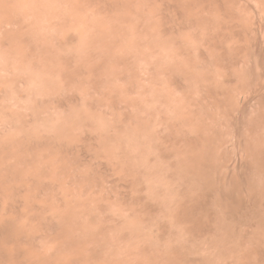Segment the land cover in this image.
Segmentation results:
<instances>
[{
  "label": "rangeland",
  "instance_id": "rangeland-1",
  "mask_svg": "<svg viewBox=\"0 0 264 264\" xmlns=\"http://www.w3.org/2000/svg\"><path fill=\"white\" fill-rule=\"evenodd\" d=\"M3 1V2H2ZM4 1H5V3H4ZM12 0H0V137H1V139H3V140H1L0 139V143H1V146H2V144L4 143V145H5V140L7 141L6 142V144L9 142V144H7V146H8V148H9V146H11L9 149V151H8V149L6 148V150L7 151H5V149H3V146H2V149L3 150H1V152L2 153H4L3 154V157H5V158H7V156L11 159V157H16L15 159L13 158L12 159V166L15 164V162L18 164H20L21 162V164L20 165H22V164H24V165H22L23 167H21L20 165H17V166H20L22 169L23 168H25V169H23V170H21V168L19 167V169L17 168V166H16V164L12 167V168H9V166H11V165H8V164H6L7 162H9V164H10V162H11V160L9 159V158H7V159H5V158H2V155H0V161H1V163H0V167L2 168V165H3V162H6L5 164H6V166H5V164L3 165V167L4 168H2V170L3 169H8L7 171H11V170H13V173H12V171L11 172H9V173H11L12 175H14V176H10L11 174H9L8 172H7V174H9V177H12V180H11V178L10 179H8V180H11V181H8V183L10 184V186H9V184H8V186H7V184L6 183H4V182H7L6 180H7V178H9L8 176H7V174L5 173V171L6 170H3V174L5 175V176H7L6 178H5V181L2 183V182H0V184L2 185V184H6L5 186H1L0 185V190H3V191H0V192H2V193H0V194H2L3 196L2 197H4V198H2L1 197V195H0V203H2V204H0V206H1V208H3L5 211H8V214H9V212L11 213V214H9V215H11V216H7L8 214H7V212H5L3 209L1 210L0 209V211H1V213L2 214H0V216L2 217V218H0V220L2 219V221L3 222H5L6 221V219H7V222H8V219H10L9 217H11V218H14V220L13 219H10L11 221L13 220V223L15 222V224H16V228L18 227L20 230L19 231H22V230H24L26 233L25 234H27V237H24V238H26V239H23L22 240V243H20L19 242V245L20 244H22V245H26V243H24V242H27L26 240H28V243H27V245L30 243V245L29 246H25V247H31V248H33V251H34V253L33 254H31V260L29 259V261H31L30 263L31 264H40L39 263V261L40 262H42L41 264H44L45 262L47 263V261H48V264H49V262L51 263V264H57V262H58V264L60 263V262H62V261H65V259L67 260V258L66 257H68V259H72L73 257L74 258H78V261H79V259H80V264H85L84 263V259H85V257L86 256H88V255H90V252H91V254H96L97 252H98V246H96V245H99L100 247H101V244H102V246L103 247H105L106 245H107V247H105L106 249H100L101 250V254H99V253H97V255H99L100 257H102L103 258V255H106L107 256V253H104V254H102V251L103 252H105L107 249L109 250L108 251V253H110V254H108V256H109V258L107 257L106 258V256L104 257L106 260H104V259H102L101 258V260L100 261H85L86 262V264H92V263H94V264H132L133 262V264H145V259H148V264H149V262L152 264V262H153V264H169L170 263V261H171V264H173V263H175V264H177L176 262H178V264L180 263V264H201L200 262H202V264H253V262H251V260L250 259H252V261H253V258H251V257H249L248 258V254H246L247 253V250H245V249H249V246H250V248H255L256 246H258V245H260L261 244V242L264 240V231H262V230H260V229H258L259 227H258V224H256L257 226H255L254 228H256L257 230L256 231H259V233H258V235H257V232L255 233V232H253V230L255 231V229H253L252 230V228H253V225H252V227L251 226H249V224H245V226H247V227H245L244 226V224L242 225L240 222H242L243 221V219L240 221V218H242V216H241V213L239 212V211H237V210H232V208L231 209H228V208H226V209H224L223 207H221V205H225L224 203L223 204H219V202H224V201H222L223 199H221V197H222V195H221V197H220V194H221V190L223 189V187L224 188H226L227 186H225L226 184H227V179L225 178V176L224 175H226L227 176V174L229 173V174H231V176H233L234 174H235V168L234 169H229V168H233L234 167V162H236L237 161V159L239 158V154H240V151H239V146H238V142H237V139H238V136L237 135H239V131H236V130H238V126H239V124H237L236 122H238V120L240 119V121L243 119L244 120V118L243 117H245V116H243L242 118L241 117H239V119H237L238 118V115H240L241 116V114L242 115H244L245 113L247 114V112H248V114L246 115V116H248V117H245L246 119H251V116L253 117V119H251V120H255L256 118H254V116H257L258 115V113H259V108L257 109V107H258V104H259V101H258V96H257V92H261V93H263L264 91H261V87L263 88V90H264V81H263V78H259L258 79V77H260L261 76V71H260V69L261 68H257L255 65H257V66H259L260 64L258 63V60L256 59V57L259 59V62L260 61H263L264 60V47H262L263 48V50H262V48H261V46H260V44H261V42H262V44H263V46H264V34H263V32H264V22L261 24V22H262V20L264 21V19H263V17L262 16H264V15H262L263 13H264V3L262 4V6H261V3L262 2H264V0H247V3H246V0H238V1H240V2H238L237 0H234V1H232L231 2V0H223L224 2H223V5H222V8H223V6H224V8L225 9H222V11H225L224 13L222 12V13H220L221 12V9H215L217 6H216V4L215 3H213L212 2V0H170V2H168L169 0H135V1H132V0H127V1H124V0H121V1H117L116 2V0H108V1H106V0H104L105 1V3L108 5H106L105 3H104V1L103 0H96V2H94L95 0H69V2H68V0L66 1V3L63 5V4H61V3H64L63 2V0H61V1H59V3H58V0H56L57 1V5H56V1L54 2V0H50L51 1V4H50V1H48V0H42V1H44V3H45V1H46V5L42 2V3H39V0L37 1L38 2V4H37V2H35L36 0H14V1H12L13 2V4H11L10 3V5H9V3L8 2H11ZM20 1V2H19ZM41 1V0H40ZM48 1V2H47ZM65 1V0H64ZM70 1L72 2V4L70 3ZM76 1V2H75ZM88 1H90V2H88ZM99 1H101V2H99ZM102 1H103V3L105 4V6L103 5V3H102ZM114 1V2H113ZM132 1V2H131ZM142 2V4H141V2ZM145 1V2H144ZM152 1H154V2H152ZM180 2V3H178V2ZM188 1V2H187ZM190 1H192L191 3H189ZM195 1V2H194ZM207 1H208V3H207ZM209 1H210V3H209ZM238 3H237V2ZM254 1V2H253ZM258 1L260 2V3H258ZM262 1V2H261ZM17 4H16V3ZM20 3V5H19V3ZM87 2V3H86ZM92 2V3H91ZM109 2V3H108ZM119 2H121L122 4V6H121V9H120V6H117L116 4H118ZM138 2V3H137ZM149 2H151V3H149ZM157 2V3H156ZM162 2H163V4H162ZM166 2H168V4L169 5H167V3L165 4ZM174 2H176V3H174ZM201 2V3H200ZM234 2H236V7L235 8H230V7H228V4H229V6H231V7H233V5L235 4ZM249 2H251L252 4H253V6H254V10H252V8H253V6L252 5H250L249 6ZM32 5H31V4ZM47 3H49V4H47ZM68 3L70 4V8H68L69 7V5H68ZM76 3V4H75ZM78 3H79V5H78ZM88 3H90V4H88ZM95 3V4H94ZM100 3V4H99ZM112 3V4H111ZM116 3V4H115ZM125 3H127L126 5H124ZM129 3H131V5H129ZM144 3V4H143ZM155 3V4H154ZM186 4V6H187V4H188V6L187 7H181V6H185V4ZM193 3V4H192ZM199 3V4H198ZM227 3V4H226ZM245 3V4H244ZM249 3V4H248ZM16 4V5H15ZM42 4H44V5H42ZM61 4V5H60ZM84 4V5H83ZM91 4L93 5V6H91ZM109 4H111L110 5V7H109ZM114 4V5H113ZM162 4V5H161ZM164 4H165V6H164ZM176 4H178V5H181L180 6V8H181V11H184V12H186V13H184V14H182L183 12H180V15L179 14H173V13H171V12H174L175 13V11H174V6H176ZM183 4V5H182ZM190 4V5H189ZM207 4V7H205L204 5H206ZM213 4V5H212ZM225 4V5H224ZM259 5V7H258V5ZM51 5V6H50ZM55 5V6H54ZM71 5L73 6V7H71ZM87 6V8H86V6ZM100 5H102V6H100ZM120 5V4H119ZM167 5V6H166ZM174 5V6H173ZM177 5V6H178ZM194 6V10H193V6ZM201 5V6H200ZM209 5V6H208ZM246 5V6H245ZM6 6V7H5ZM37 6V7H36ZM39 6V7H38ZM59 6V7H58ZM63 6H64V8L66 7L67 9V11H69L68 13L67 12H65L66 10L65 9H63ZM75 6H77V7H75ZM82 8V6H83V8L81 9L80 7ZM88 6L90 7H95V8H88ZM98 6H100V7H98ZM130 6V7H129ZM137 7V8H134V7ZM141 6H143V7H141ZM146 8H145V7ZM148 6V7H147ZM156 8H158V9H156ZM169 6H171V8H172V11L170 12V10H171V8L169 7ZM191 6V7H190ZM204 6V7H203ZM235 6V5H234ZM238 6V7H237ZM250 8H249V7ZM31 7V8H30ZM48 7V8H47ZM60 7H62V10H60L61 8ZM77 9V11L78 10H81V15L79 14V12H77L76 11V9ZM85 7V8H84ZM102 7V8H101ZM111 7H113V11H112V8ZM123 7H124V10L122 11V9H123ZM150 7V8H149ZM164 7H168L167 9H168V11L170 12L169 13V15L170 14H172V15H174L173 16V19H174V17L176 18V19H174V20H172V18H171V16L172 15H170V17H169V15H167L166 13H168V11L166 10V8H164ZM201 7L203 8V9H201ZM214 7V8H213ZM242 7H244V8H242ZM249 9H248V8ZM259 8L258 9V12H257V8ZM41 8V9H40ZM47 8V9H46ZM51 8V9H50ZM57 8H58V10H57ZM72 8V9H71ZM98 8H100L101 9V11H103L104 12V10H106L104 13H106V12H108V13H106V14H104L103 12H102V14L101 15H99L100 14V9H98ZM107 8V9H106ZM110 8V9H109ZM119 8V9H118ZM126 8V9H125ZM130 8V9H129ZM143 8H145V9H143ZM184 8V9H183ZM187 8H188V11H187ZM190 8V9H189ZM192 8V9H191ZM200 8V9H199ZM205 8H206V10H205ZM209 8H211V9H209ZM213 8V9H212ZM228 8L230 9V11L228 10ZM26 9H28L27 10V12H26ZM36 9H37V11H36ZM45 9H46V11H45ZM70 9V10H69ZM73 9H75V10H73ZM104 9V10H103ZM127 9H128V11H130L132 14H134V18H133V20H132V18H130V17H132V14L131 15H127L128 14V11H127ZM139 9H140V12L142 13H140L139 12ZM147 9V10H146ZM170 9V10H169ZM205 10V12H208V14L206 13V14H203V13H205V12H203V13H200L198 10ZM232 9H234L233 11H232ZM242 11H241V10ZM262 9V10H261ZM40 10V11H39ZM42 10V11H41ZM53 10V11H52ZM60 10V11H59ZM65 10V11H64ZM71 10H72V12H71ZM87 11V12H85V11ZM92 10H94V11H92ZM109 10H111V13H109L110 11ZM117 10L119 11V13H117ZM122 12H121V11ZM137 10V12H135ZM210 10H212V11H210ZM215 10V11H214ZM216 10H218V11H216ZM238 10V11H237ZM32 11V12H31ZM59 11V12H58ZM74 11V12H73ZM92 12V15H93V17L95 18V19H93V20H95V22L94 23H92V15L90 14L91 12ZM96 11V12H95ZM100 11V12H99ZM142 11H144V12H142ZM148 11V12H147ZM152 12V14H151V12ZM154 11V12H153ZM189 11H190V13H189ZM194 12L193 14H194V17L196 18H193V14H192V12ZM201 11V12H202ZM209 11L211 12V13H213L214 15H216L217 14V16L215 17V20H214V15L212 14H210L209 13ZM226 11H227V14H228V12H229V14L227 15L226 14ZM231 11H232V15H231ZM263 13H262V12ZM30 12V13H29ZM44 12H46V13H44ZM52 12V13H51ZM64 13V14H62V13ZM82 12H84V14L82 13ZM94 12H95V14H94ZM98 12H99V14H98ZM114 12H116L115 13V16H114ZM121 12V13H120ZM164 12H166V13H164ZM188 12V13H187ZM197 12H199V14L200 15H198V13ZM218 12V13H217ZM238 13V14H236V13ZM242 12V13H241ZM252 12H256L255 14L254 13H252ZM11 13V14H10ZM23 13V14H22ZM25 13H27V14H25ZM39 15H38V14ZM49 13H50V15H49ZM55 13H58V14H55ZM59 13H60V15H59ZM76 13V14H75ZM78 13V14H77ZM126 13V14H125ZM196 13H197V15H196ZM216 13V14H215ZM222 14L223 16H219L220 14ZM240 13H241V15H240ZM250 13V14H249ZM262 13V14H261ZM3 14V15H2ZM34 14H36V15H34ZM41 14V15H40ZM42 14H43V16H42ZM67 14H68V17H67ZM71 16H70V15ZM73 14V15H72ZM75 14V15H74ZM97 14H98V16H97ZM104 14V15H103ZM110 14H113V15H110ZM118 14H120L121 16H122V14H123V16L121 17V18H123V20L125 19V21L123 22V20H120L121 18H120V15H118ZM139 14V15H138ZM151 14V15H150ZM187 15V17L188 18H184L185 20H183V16L184 17H186V15ZM190 14H192V16L190 15ZM210 14V15H209ZM233 14H235V15H233ZM249 14V15H248ZM257 14H260V16L259 15H257ZM17 15V16H16ZM27 15H33L32 17L30 16H27ZM46 15H48V17H46ZM52 15V16H51ZM57 15V16H56ZM59 15V16H58ZM127 15V16H126ZM138 16L137 17V19H136V16ZM143 17H142V16ZM146 15V16H145ZM149 15V16H148ZM179 17H181L182 19H180V17L178 18L177 16ZM183 15V16H182ZM207 15V16H206ZM225 15H227V16H225ZM243 15V16H242ZM253 15V16H252ZM8 16H10V17H8ZM22 16V17H21ZM55 16V17H54ZM63 16V17H62ZM80 16V17H79ZM90 17L91 18V22L89 21V18L88 17ZM108 16V17H107ZM116 16H118V18L116 19ZM130 16V17H129ZM191 16V17H190ZM197 16H198V18H197ZM200 16H202L203 18H206L205 20L203 19V18H201L200 20H198L199 18H200ZM206 16V17H205ZM208 16H210V19H213L212 21L209 19V17ZM213 16V17H212ZM230 16H231V18H232V20H231V18H230ZM236 16V21H235V19H233L234 17ZM240 16V17H239ZM252 16V17H251ZM7 17V18H6ZM12 17V18H11ZM40 17H42V18H40ZM57 17V18H56ZM67 17V18H66ZM73 19H72V18ZM77 17V18H76ZM98 19H97V18ZM100 17H104V18H102V20H101V18ZM105 17L107 18V20H104L105 19ZM125 17V18H124ZM129 17V18H128ZM154 17V18H153ZM158 17V18H157ZM163 17V18H162ZM165 17V18H164ZM221 19V20H219V18ZM222 17V18H221ZM224 17V18H223ZM230 18V20H226V18ZM257 17H262L261 19L262 20H260V18L258 19ZM13 18H16V19H13ZM22 18V19H21ZM81 18V19H80ZM128 20H127V19ZM141 18V19H140ZM147 18V19H146ZM152 18V19H151ZM191 18H193V19H191ZM241 18V19H240ZM244 18V19H243ZM257 20H256V19ZM17 19H19V20H17ZM49 19V20H48ZM51 19V20H50ZM52 19H54V21H52ZM56 19H58V20H56ZM60 19V20H59ZM79 20V22H78V20ZM84 19H86V20H84ZM115 20V21H113L114 22V25H113V23H112V25H109V24H111V21L110 20ZM156 19H157V21H156ZM159 19V20H158ZM164 19V20H163ZM179 19V20H178ZM190 21H189V20ZM224 19V20H223ZM244 21H243V20ZM255 19V20H254ZM10 22H9V21ZM13 20V21H12ZM75 20V21H74ZM82 20V21H81ZM98 20V21H97ZM119 20V21H118ZM126 20H127V22H126ZM132 20V21H131ZM143 20V21H142ZM144 20H146V22L144 21ZM162 20V21H161ZM171 20V21H170ZM175 20L177 21L176 22V24H175ZM182 20V22L184 23V22H188L187 24L186 23H180V25H179V22ZM193 20L196 22L197 21V23H194V24H197L198 25V27H197V30H196V28H195V26H197V25H195L194 26V24H193ZM203 20L204 21H206V25L208 26H206V25H204L203 26V24H202V26H201V23L203 22ZM210 22H209V21ZM222 20L224 21L223 23H222ZM251 20V21H250ZM254 20V21H253ZM259 20H260V22H259ZM11 21L13 22V23H11ZM15 21H17V23H14ZM60 21V22H59ZM77 21V22H76ZM88 21V22H87ZM101 21V22H100ZM107 22V23H105V22ZM179 21V22H178ZM198 21H201V22H198ZM215 21V22H214ZM220 21V22H219ZM234 21H235V23H234ZM242 23H241V22ZM255 21H257V23L255 22ZM8 22V23H7ZM20 22V23H19ZM68 22V23H67ZM74 22V23H73ZM96 22H98L95 26H97L96 28H94V25L93 24H95ZM100 22V23H99ZM103 22V23H102ZM108 22H110V23H108ZM116 22V23H115ZM118 22V23H117ZM120 22V23H119ZM128 22H131V24L129 23L128 24ZM143 22V23H142ZM145 22V23H144ZM191 22V23H190ZM207 22H208V24H211V25H208L207 24ZM237 22V23H236ZM238 22H240V23H238ZM245 24H244V23ZM253 22V23H252ZM258 22H259V24H258ZM19 23V24H18ZM78 23V24H77ZM80 23V24H79ZM84 23V24H83ZM91 23H92V25H91ZM126 23V24H125ZM134 23V24H133ZM139 23V24H138ZM149 23V24H148ZM158 23V24H157ZM161 23H163V24H161ZM173 23V24H172ZM199 23H200V26H199ZM256 23V24H255ZM12 24V25H11ZM102 25V27H100V25ZM115 24H116V26H115ZM117 24H119V26L121 25V26H123L124 28H121V26L119 27ZM125 26H124V25ZM141 24V25H140ZM143 24V25H142ZM146 26H145V25ZM180 26V27H178V25ZM186 24V25H185ZM190 24H191V26H194V28L195 29H192L193 27H191L190 26ZM217 24H219L220 25V27H218V29H216V32L217 31H220V33H219V35H218V33L215 35V28H217V26H219V25H217ZM222 24V25H221ZM231 24V25H230ZM244 24V25H243ZM61 25V26H60ZM84 25V26H83ZM88 25V26H87ZM106 25L107 26H109V29H108V27H106ZM133 25V26H132ZM138 25V26H137ZM153 25V26H152ZM154 25H155V28H153L154 27ZM163 27H162V26ZM175 25H177L176 27H175ZM184 25H185V28H184V30L182 29V26L184 27ZM213 25V28H211V29H209L210 28V26H212ZM228 25H229V27L230 28H228ZM240 26L239 28L237 27V26ZM256 25H258V26H256ZM79 26H81V27H79ZM90 26H92V27H90ZM99 26V27H98ZM105 26V27H104ZM114 26V27H113ZM145 26V27H144ZM157 26V27H156ZM160 26V27H159ZM166 26V27H165ZM191 28H190V27ZM236 28H235V27ZM243 26H244V28H246V30L245 29H243ZM246 26V27H245ZM71 27H74V28H71ZM79 27V30H80V28H81V30H82V32H81V30H80V32L81 33H83L84 31V36H83V34L81 35V33L79 34L80 36H83V38L82 37H80L79 35V37L77 36V35H75L76 33H78V30H77V28ZM85 27L86 28H89L88 30L87 29H85ZM143 27V28H142ZM150 27V28H149ZM152 27V28H151ZM174 27H175V29H174ZM189 29H188V28ZM225 27V28H224ZM233 27V28H232ZM259 27H261V29L259 28ZM28 28L30 29L29 31H27L28 30ZM83 28V29H82ZM115 28V29H114ZM117 28V29H116ZM132 28V29H131ZM136 28V29H135ZM163 28V29H162ZM201 28V29H200ZM206 28H207V32H206ZM224 30H223V29ZM233 30H232V29ZM236 30H235V29ZM237 28H238V30H237ZM251 28V29H250ZM257 28H259V30L257 29ZM32 29V30H31ZM75 29V30H74ZM85 29V30H84ZM96 29V30H95ZM98 29H99V31H98ZM110 29H112V30H110ZM120 29H121V31H120ZM124 29V30H123ZM142 29V30H141ZM147 29V30H146ZM150 29H152V30H150ZM156 29V30H155ZM160 29V30H159ZM179 29H182L181 31L179 30ZM186 29H187V31H186ZM199 29V30H198ZM203 29V30H202ZM225 29L227 30V31H225ZM232 30L231 32H233L232 34H231V32H230V30ZM24 30V31H23ZM70 30H72V31H70ZM77 30V32L75 33V34H72V32H75ZM95 30V31H94ZM101 30H103V31H101ZM106 30V31H105ZM113 30H117V31H113ZM127 30V31H126ZM143 31L144 30V33L143 32H141V31ZM166 32V33H168V34H165L164 33V31ZM178 30V31H177ZM192 30V31H191ZM195 30V31H194ZM209 30V31H208ZM211 30H213L212 32H210ZM26 31V32H25ZM69 31L71 32V34L69 33ZM86 31H87V33H86ZM96 31H97V33H96ZM101 31V32H100ZM110 31V32H109ZM119 31V32H118ZM122 31H123V33H122ZM131 31V32H130ZM139 31L141 32L140 34H139ZM146 31H148L147 33H146ZM149 31H150V33H149ZM154 31H155V33H154ZM156 31H158V33L156 32ZM163 33H162V32ZM200 31H205L203 34H204V36H203V34L200 32ZM236 31H237V34H236ZM243 31H246V32H244L243 33ZM259 31V32H258ZM262 31V32H261ZM24 34H23V33ZM66 32H67V34H66ZM96 34H95V33ZM106 34H108V36L106 35L105 36V33ZM110 34H113V36L112 35H110ZM113 32V33H112ZM114 32H115V34H114ZM121 32V33H120ZM177 32V33H176ZM188 32V33H187ZM200 33V35H199V33ZM215 32V33H214ZM222 32H224L223 34L228 38V40L226 39V37H224V35H222L221 33ZM230 32V33H229ZM241 32V33H240ZM22 33V34H21ZM99 33H100V36H99ZM118 33V35H116ZM131 33H133V35L131 34ZM152 33L154 34V35H152ZM156 33H157V35H156ZM185 33V34H184ZM226 33V34H225ZM240 33V34H239ZM261 33H262V35H261ZM68 34L70 35V36H77V37H75L74 38V41H76V42H73V40H70L67 36H68ZM144 35V37L142 36V35ZM146 34L147 35H149L150 36V38L148 37V39H147V36H146ZM162 34H163V38H164V41L162 40ZM170 34V35H169ZM172 34V35H171ZM183 34V35H182ZM188 34H189V36H188ZM211 34H213L212 36H211ZM227 34H228V36H227ZM230 34V35H229ZM233 34H234V36H233ZM254 34V35H253ZM20 35H22V36H20ZM24 35V36H23ZM66 35V36H65ZM116 35V36H115ZM127 35V36H126ZM135 35V36H134ZM137 35H140V36H138V37H141V39L139 38L138 39V37H137ZM157 36V40H156V36ZM166 35V37H169V39L168 38H166V37H164ZM207 35V36H206ZM232 35V36H231ZM235 35H236V37L237 38H235ZM6 36H7V38H6ZM103 36V37H102ZM115 36V37H114ZM146 36V37H145ZM161 36V37H160ZM172 36V37H171ZM187 36V37H186ZM194 36V37H193ZM200 36H203V37H201L200 38ZM208 36H210L209 38H207ZM214 36V37H213ZM218 36H219V38H218ZM240 36V37H239ZM241 36H243V37H241ZM247 36H248V38H247ZM15 37V38H14ZM27 37V38H26ZM66 37V38H65ZM128 37V38H127ZM130 37V38H129ZM142 37H143V39H142ZM151 37H153V38H151ZM178 37V38H177ZM197 37V39H195ZM199 37V38H198ZM206 37V38H205ZM231 37H232V39H231ZM20 38H22V39H20ZM25 39V43L27 44V42L28 43H32V44H25L24 43V39ZM63 38L66 40L65 41V43H64V41H63ZM68 38V39H67ZM77 38V39H76ZM80 38H82L81 40H80ZM99 38V39H98ZM105 38V39H104ZM110 38H112V39H110ZM113 38H115V39H113ZM116 38H118V39H116ZM121 38H122V41H121ZM134 38V39H133ZM137 39V41H136V39ZM144 38L146 39V40H144ZM165 38L166 39H168L169 40V42H168V40L166 41L165 40ZM173 40H172V39ZM177 38V39H176ZM213 38H214V40H213ZM216 38V39H215ZM226 39L225 40V42H224V39ZM230 38V39H229ZM233 38H234V40H233ZM240 38V39H239ZM254 38V39H253ZM260 38H261V41H260ZM263 38V39H262ZM11 39V40H10ZM76 39V40H75ZM107 39H109V40H107ZM124 39V40H123ZM127 39V40H126ZM149 39H153L152 41L150 40L149 41ZM155 39V40H154ZM181 40V44H180V40ZM187 39V40H186ZM199 39V40H198ZM202 39H203V41H202ZM207 39H209L208 41H207ZM235 39H237V42H236V40ZM253 39V40H252ZM2 40H4V41H2ZM18 40V41H17ZM28 40V41H27ZM80 40V41H79ZM100 40V41H99ZM104 40V41H103ZM113 40V41H112ZM132 40V41H131ZM141 40V41H140ZM142 40L144 41V43L142 42ZM158 40H159V42H158ZM176 40V41H175ZM186 40V41H185ZM189 40V41H188ZM194 40V41H193ZM221 40V41H220ZM232 40V41H231ZM248 40V41H247ZM263 40V41H262ZM7 41V42H6ZM22 41V42H21ZM68 41V42H67ZM99 42V44L98 43H95V42ZM107 43H106V42ZM109 41V42H108ZM150 43H149V42ZM154 41V42H153ZM170 41H171V43H170ZM184 41V42H183ZM190 41H192V42H190ZM206 41H207V43H206ZM220 41V43L218 44V42ZM243 41V42H242ZM253 41V42H252ZM259 41H260V44H258L259 43ZM3 42H6V43H3ZM11 42V43H10ZM67 42V43H66ZM106 43V44H103V43ZM135 42V43H134ZM137 42V43H136ZM149 44H148V43ZM156 42V43H155ZM167 42V43H166ZM190 42V43H189ZM202 42V43H201ZM206 43L207 44V46H205V44L204 43ZM213 42V43H212ZM8 43H10V44H8ZM14 43V44H13ZM62 43H64V44H62ZM146 43H147V46H146ZM186 43V44H185ZM188 43L190 44L189 46H188ZM198 43V44H197ZM214 43H216L217 44V48L215 47V44ZM229 43V44H228ZM22 44L24 45L23 47H22ZM33 44H34V46H33ZM35 44H37L38 45V47L36 48V46L37 45H35ZM66 44V45H65ZM96 44H98V45H96ZM104 45V46H102V45ZM108 44V45H107ZM111 44V45H110ZM130 44H131V46H130ZM132 44H134L133 46H132ZM143 44H145V45H143ZM186 46V47H184V45ZM195 44V45H194ZM197 44V45H196ZM209 44V45H208ZM256 44H258V45H256ZM261 44V45H262ZM8 46V48L7 47H5V46ZM21 45V46H20ZM101 45V46H100ZM178 45V46H177ZM193 45V46H192ZM203 45V46H202ZM228 45H229V47H228ZM233 45V46H232ZM235 45V46H234ZM11 46H13V47H11ZM27 48H26V47ZM31 46V47H30ZM33 46V47H32ZM107 46V47H106ZM145 46V47H144ZM214 47V48H212V47ZM221 46H223V47H221ZM255 46H257V47H255ZM3 47H4V52H3ZM24 48V49H22V48ZM40 47V48H39ZM42 47V48H41ZM98 47V48H97ZM137 47V48H136ZM176 47V48H175ZM183 47V48H182ZM189 47V48H188ZM196 47V48H195ZM203 47V48H202ZM233 47H237L236 49L235 48H233ZM241 47V48H240ZM259 47V48H258ZM29 48V49H28ZM97 48V49H96ZM108 48V49H107ZM190 48L192 49V50H190ZM198 48V49H197ZM231 48V49H230ZM6 49V50H5ZM7 49H8V51H7ZM10 49V50H9ZM22 49V50H21ZM45 49H47V51L45 50ZM142 49H143V51H142ZM177 49H179V50H177ZM194 49H196V50H194ZM206 49V50H205ZM237 49H238V51H237ZM242 50V51H240V50ZM247 49V50H246ZM255 49H257V50H255ZM24 50H25V53H23L24 52ZM44 50V51H43ZM90 50V51H89ZM94 50H96V51H94ZM172 50V51H171ZM181 50H182V52H183V54H180V52H181ZM207 50H208V53H207ZM233 50V51H232ZM258 50H260V51H258ZM261 50L263 51V52H261ZM11 51V52H10ZM23 51V52H22ZM26 51H27V55H26ZM28 51H30V52H28ZM33 51H34V53H33ZM175 51L177 52V53H175ZM188 51V52H187ZM203 51H204V53H203ZM214 51V52H213ZM230 51V52H229ZM235 51H236V53H235ZM256 51H258V52H260L259 54H261L262 53V58H260L261 57V55H259ZM9 52V53H8ZM47 52H49V53H47ZM171 52V53H170ZM172 52H174V53H172ZM181 52V53H182ZM192 52V53H191ZM194 52V53H193ZM198 52V53H197ZM219 52V53H218ZM235 54H234V53ZM238 52H240L239 54H238ZM30 53H31V56H30V58L28 57L29 55H30ZM93 53V54H92ZM170 53V54H169ZM224 53V54H223ZM225 53H226V55H225ZM254 53H257V54H254ZM29 54V55H28ZM42 54H47V56L48 57H46V55L45 56H41ZM110 56H109V55ZM124 54H126V55H124ZM173 54V55H172ZM222 54V55H221ZM236 54H238L237 56H238V58H237V56H236ZM248 54V55H247ZM26 55V56H25ZM36 55V56H35ZM106 55H108V57H111V58H106ZM171 55V56H170ZM177 56V58H176V56ZM180 57H179V56ZM187 55V56H186ZM190 57H189V56ZM192 55V56H191ZM202 55V56H201ZM205 55H207L206 57H205ZM227 55H228V57L229 56H232V59H231V57H229V58H227ZM170 56V57H169ZM186 56V57H185ZM197 56V57H196ZM199 56V57H198ZM216 56V57H215ZM235 56H236V58H235ZM45 57V58H44ZM174 57V58H173ZM183 57V58H182ZM185 57V58H184ZM196 57V58H195ZM205 57V58H204ZM226 57V58H225ZM41 58V59H40ZM49 58V59H48ZM116 59L115 60V62L113 63L112 61H114V60H112L111 62H109L111 59ZM117 58H118V60H117ZM122 58V59H121ZM142 58V59H141ZM176 58V59H175ZM204 60H203V59ZM207 58V59H206ZM212 58H214V59H212ZM242 58V59H241ZM244 58V59H243ZM27 59H28V61H27ZM32 59V61H31V63H30V60ZM37 59H38V61H37ZM43 59V60H42ZM45 59V60H44ZM48 61H47V60ZM51 59V60H50ZM109 59V60H108ZM121 59V61H119ZM125 59H126V61H125ZM172 59V60H171ZM227 59V60H226ZM231 59V60H230ZM238 59V60H237ZM246 59V60H245ZM33 60H35V61H33ZM41 60V61H40ZM51 61V63H50V61ZM105 60H106V62H105ZM107 60H108V62H107ZM124 62H123V61ZM129 60V61H128ZM184 60V61H183ZM188 60V61H187ZM194 60V61H193ZM203 60V61H202ZM210 60H211V62H210ZM236 60V61H235ZM242 60V61H241ZM26 61V62H25ZM45 61H47L48 62V64L46 65V62ZM103 61H104V63H105V65H104V63H103ZM132 63H131V62ZM186 61V62H185ZM196 61V62H195ZM217 61V62H216ZM227 61H235V63L237 64V66H236V64L235 63H233V62H231V63H227ZM254 61H255V63H254ZM29 62V63H28ZM33 62H35V64H36V66H35V64L33 63ZM118 62L120 63V64H122V65H120V64H118ZM123 62V63H122ZM128 62V64L127 65H125L126 63ZM207 62V63H206ZM238 62V63H237ZM45 63V64H44ZM49 63H50V65H49ZM192 63V64H191ZM198 63H200V64H198V66H197V64ZM219 63V64H218ZM263 63H264V61H263ZM101 64V65H100ZM116 64H118V66L116 65ZM195 64V65H194ZM205 64H207L206 66H204ZM231 66H230V65ZM232 64H234V67H232ZM247 64H248V66H247ZM37 65L39 66V67H37ZM42 65H44V66H46V67H41ZM124 65V66H123ZM132 66V68H131V66ZM184 65V66H183ZM190 65V66H189ZM218 65V66H217ZM228 65V66H227ZM48 66V67H47ZM75 66V67H74ZM101 68H100V67ZM123 66V67H122ZM127 66V67H126ZM196 66V67H195ZM229 68V66L231 67V69L229 68H227V67ZM98 67V68H97ZM104 67V68H103ZM128 68L127 70L125 69V68ZM184 67V68H183ZM190 67V68H189ZM199 67V68H198ZM205 67V68H204ZM245 67V68H244ZM40 68V69H39ZM78 68V69H77ZM106 68V69H105ZM108 68V69H107ZM129 68L131 69V70H129ZM176 68V69H175ZM186 68V69H185ZM190 70H189V69ZM238 68V69H237ZM73 69H74V71H73ZM76 69V70H75ZM80 69V70H79ZM82 69V70H81ZM101 69V70H100ZM235 69V70H234ZM95 70H97V71H94ZM102 70H104V71H102ZM110 70V71H109ZM180 70V71H179ZM191 70H193V71H191ZM230 70V71H229ZM240 70V71H239ZM245 70V71H244ZM249 70V71H248ZM78 71H79V73H78ZM100 71H102V72H100ZM105 71H107V72H105ZM124 73H126L127 72V74H129V75H125L126 77H128V76H130L129 78H130V80L128 79L127 80V78H125V76H124V74H123V72ZM228 71H229V73H228ZM238 71V72H237ZM246 71H248V72H246ZM252 71V72H251ZM258 71V72H257ZM37 72H39V73H37ZM65 72V73H64ZM70 72V73H69ZM72 72V73H71ZM94 72V73H93ZM97 72V73H96ZM234 72H235V74H234ZM245 74H243V73ZM259 73V74H257V73ZM98 73H100L101 74V76L98 74ZM106 73V74H105ZM122 73V74H121ZM173 73V74H172ZM174 73H176V74H174ZM190 75H189V74ZM232 73V74H231ZM65 74V75H64ZM107 75V76H104V78L102 77V75ZM109 74H110V76H109ZM119 74H121V75H119ZM179 74V75H178ZM230 74V78H232V80L227 76V75H229ZM236 74H237V76H236ZM239 74V75H238ZM258 76H256V75ZM67 75H70V77H73L72 78V80L69 78V76H67ZM117 75V76H116ZM123 75V76H122ZM166 75V76H165ZM169 75V76H168ZM174 75V76H173ZM101 77V79H100V77ZM119 76V77H118ZM171 76H172V80H171ZM176 76V78L174 79V77ZM233 76L235 77L234 79H235V81H234V79H233ZM44 79H43V78ZM63 77V78H62ZM66 77V78H65ZM106 77V78H105ZM121 77H122V79H121ZM124 77V78H123ZM178 77H180V78H178ZM205 77V78H204ZM227 77L229 78V79H227ZM245 77V78H244ZM41 78V79H40ZM51 78V79H50ZM107 78H108V80H110V82L107 80ZM168 78H170V79H168ZM183 78V79H182ZM190 78V79H189ZM199 78V79H198ZM237 78H238V80H237ZM240 78V79H239ZM37 80V83H34V81L35 80ZM67 79H69V80H67ZM102 79H104V80H106L107 82V85L105 84V81L103 80V83H102ZM125 79H126V81H125ZM177 79H181L180 81L178 80V82H175ZM189 79V80H188ZM193 79V80H192ZM201 79V80H200ZM204 79V80H203ZM242 79V80H241ZM255 79H257V81L255 80ZM262 79V80H261ZM38 80H39V82H38ZM47 80H49V81H47ZM52 80V81H51ZM69 81V82H67V81ZM71 80V81H70ZM98 80L100 81V82H98ZM173 80H175V81H173ZM184 80V81H183ZM192 80V81H191ZM229 80H231V81H234L233 83L231 82V81H228ZM244 80V81H243ZM261 80V81H260ZM42 81V82H41ZM44 81V82H43ZM202 81V82H201ZM206 81V82H205ZM23 82H25V83H23ZM29 82V83H28ZM71 82V83H70ZM129 82H131L130 84H129ZM173 82H175V83H173V84H176V86H175V88H174V85H172V83ZM182 82H184V83H182ZM227 82V83H226ZM259 82V83H258ZM34 83V84H33ZM50 83H52V84H50ZM98 83V84H97ZM182 83V84H181ZM203 84V85H201V84ZM212 83H214V84H212ZM240 83V84H239ZM244 83H246V84H244ZM256 83H258V87H259V89H260V91L259 90H257L258 88H257V85H255ZM26 84V85H25ZM29 84H30V86H29ZM95 84V85H94ZM100 84H102L101 85V87L103 88V90L104 91H102V90H100V89H102L101 87H100ZM104 84V85H103ZM180 84L182 85V86H180ZM186 84H187V86H186ZM208 84V85H207ZM227 84V85H226ZM262 85L261 87H260V85ZM105 85H106V87H108V89H104V88H106L105 87ZM191 85V86H190ZM201 86V87H199V86ZM239 85V86H238ZM251 85H254V86H251ZM27 86V87H26ZM32 86V87H31ZM42 86H43V89H42ZM94 86H95V88H100L99 90H97V89H95L94 91L93 90H91V88L93 89L94 88ZM99 86V87H98ZM131 86V87H130ZM212 86V87H211ZM232 86H233V88H232ZM29 87V88H28ZM31 87V88H30ZM40 87V88H39ZM46 87V88H45ZM130 87V88H129ZM182 89H180V88ZM186 87H187V89H186ZM206 87H207V90H206ZM218 87V88H217ZM229 87V88H228ZM39 88V89H38ZM89 88V89H88ZM109 88H116V89H113V90H109ZM120 88V89H119ZM142 88V89H141ZM185 88V89H184ZM201 88V89H200ZM203 88H204V90H203ZM209 88H211V89H209ZM239 88V89H238ZM244 88V89H243ZM248 88V89H247ZM252 88V89H251ZM24 89V90H23ZM30 89H31V91H30ZM33 89V90H32ZM136 89V90H135ZM213 89H214V91H213ZM257 91H256V90ZM26 90V91H25ZM46 90V91H45ZM91 90V91H90ZM97 90V91H96ZM109 90V91H108ZM116 90H118V91H116ZM127 90H129V91H127ZM132 90V91H131ZM135 90V91H134ZM138 90V91H137ZM144 90V91H143ZM200 90V91H199ZM209 90V91H208ZM212 90V91H211ZM240 90V91H239ZM8 91V92H7ZM45 91V92H44ZM89 91V92H88ZM94 93H93V92ZM99 91V92H98ZM106 91V92H105ZM112 91H113V93H112ZM115 91H116V93H115ZM120 91V92H119ZM181 91V92H180ZM208 91V92H207ZM216 91V92H215ZM222 91V92H221ZM246 91V92H245ZM255 91H256V93H255ZM32 92H33V94H32ZM36 92V93H35ZM104 92V93H103ZM108 92H110V93H112V94H110V93H108ZM134 92V93H133ZM138 92V93H137ZM143 92V93H142ZM202 92V93H201ZM204 92H207V93H204ZM210 92V93H209ZM236 92V93H235ZM255 94H254V93ZM76 93V94H75ZM91 93V94H90ZM98 93V94H97ZM119 93V94H118ZM212 93V94H211ZM218 93H219V95H218ZM248 93V94H247ZM45 94V95H44ZM65 94V95H64ZM86 94V95H85ZM99 94H100V96H99ZM107 94V95H106ZM114 94V95H113ZM116 94H118V95H116ZM122 94V95H121ZM214 94V95H213ZM224 94V95H223ZM237 94H239V95H236ZM252 94L254 95V97L252 96ZM40 95V96H39ZM67 95V96H66ZM74 95V96H73ZM98 95V96H97ZM106 95V96H105ZM113 95V96H112ZM116 95V96H115ZM119 95H121V96H119ZM160 95V96H159ZM207 95H213L212 97H209V96H207ZM217 95V96H216ZM231 95V96H230ZM39 96V97H38ZM65 96V97H64ZM69 96V97H68ZM71 96V97H70ZM86 96V97H85ZM112 98L111 100L110 99H107V98H110V97ZM156 97V100L157 101H155V103H154V98ZM227 96V97H226ZM248 96V97H247ZM252 96V97H251ZM255 96H257V97H255ZM24 97V98H23ZM72 97H74L75 98V100H78L79 101V103H78V101H76V102H71V101H73L74 100V98H72ZM104 97H106V98H104ZM114 97V98H113ZM121 97V98H120ZM152 97V99H150ZM219 97V98H218ZM245 97H246V99L247 100H249V97H251V99L249 100V101H247V103H246V101H245ZM62 98V99H61ZM67 98V99H66ZM80 98L82 99L81 101H80ZM89 100H88V99ZM93 98V99H92ZM101 98H102V100L104 101H102L101 100ZM118 98V99H117ZM120 98V99H119ZM145 98V99H144ZM157 98H161V99H157ZM166 98V99H165ZM214 98V99H213ZM243 98V99H242ZM253 98H255V99H253ZM40 99V100H39ZM58 99H60V100H58ZM73 99V100H72ZM86 100V101H84V100ZM96 99V100H95ZM97 99H99L98 101H97ZM219 99V100H218ZM237 99V100H236ZM240 99H242L243 101H241ZM63 100V101H62ZM66 100V101H65ZM69 100V102H67ZM71 100V101H70ZM74 100V101H75ZM108 101V102H106V101ZM149 100V101H148ZM152 100V101H151ZM195 100V101H194ZM199 100V101H198ZM205 100V101H204ZM209 100V101H208ZM34 101V102H33ZM39 101V102H38ZM62 101V102H61ZM97 101V102H96ZM112 101H114V104H113V102ZM117 101V102H116ZM147 101V102H146ZM152 102V103H149V102ZM201 101V102H200ZM206 101H208V102H206ZM230 101V102H229ZM245 101V102H244ZM257 101H258V103H257ZM58 102V103H57ZM66 102V103H65ZM83 102H85V103H83ZM96 102V103H95ZM112 102V104H110ZM134 102V103H133ZM156 102H158V103H156ZM242 102V103H241ZM250 102V103H249ZM64 103V104H63ZM70 103V104H69ZM73 103H74V105H73ZM95 103V104H94ZM103 103H105V104H103ZM132 103V104H131ZM142 103V104H141ZM197 103V104H196ZM231 103V104H230ZM246 103V105H244ZM252 103V104H251ZM63 104V105H62ZM72 104V105H71ZM89 104H91V105H89ZM108 104V105H107ZM146 104V105H145ZM158 104V105H157ZM208 104V105H207ZM213 104V105H212ZM234 105V107H233V105ZM242 104L244 105V106H246L247 107V105H248V107H251L252 108V106L255 108V109H252L253 111H254V114L252 113H250V112H253L252 110H251V108H249L248 109V107H247V110H246V108L244 107H242L241 108V106H242ZM251 104V105H250ZM62 105V106H61ZM68 107H67V106ZM103 105V106H102ZM112 105V106H111ZM120 107H119V106ZM124 105V106H123ZM132 105V106H131ZM136 105V106H135ZM148 105V107H146ZM150 105H151V107H150ZM195 105V106H194ZM218 105V106H217ZM260 105V104H259ZM39 106V107H38ZM64 106V109L63 108H61V107H63ZM86 107V109L84 108V107ZM89 106H93V108H91V107H89ZM114 106V107H113ZM117 106V107H116ZM138 106V107H137ZM141 106V107H140ZM145 106V107H144ZM214 106H216V107H214ZM226 106V107H225ZM80 107H82V108H80ZM98 107V108H97ZM102 107V109H100ZM108 107V108H107ZM130 107V108H129ZM140 107V108H139ZM153 107H155V108H153ZM162 107V108H161ZM172 107V108H171ZM208 107V108H207ZM59 108V109H58ZM61 108V109H60ZM75 109V111H74V109ZM107 108V109H106ZM115 108V109H114ZM122 108V109H121ZM143 108V109H142ZM175 108V109H174ZM229 108V109H228ZM34 109V110H33ZM38 109V110H37ZM40 109V110H39ZM58 109V110H57ZM66 109V111H63V110H65ZM71 109V110H70ZM83 109V110H82ZM90 109V110H89ZM109 109V110H108ZM111 109V110H110ZM112 109H114V110H112ZM148 109V110H147ZM150 109H153V110H150ZM214 109V110H213ZM241 109H242V111H243V109H244V111H247V112H242L241 111ZM96 110V111H95ZM102 110V112L100 113V111ZM108 110V111H107ZM116 110V111H115ZM218 110V111H217ZM223 110V111H222ZM237 112H236V111ZM249 110H251L250 112H249ZM255 110H258L257 112L255 111ZM35 111V112H34ZM61 111H63V112H61ZM71 111V112H70ZM82 111V112H81ZM95 111V112H94ZM105 111V112H104ZM136 111V112H135ZM157 111V112H156ZM230 111L232 112V113H230ZM49 114H48V113ZM68 112V113H67ZM73 112V113H72ZM76 112H79V113H76ZM84 112V113H83ZM93 112V113H92ZM124 112V113H123ZM126 112H127V114H126ZM141 113V115H140V113ZM147 112V113H146ZM149 112H151V114L149 113ZM167 112H169V113H167ZM240 112V113H239ZM257 114H256V113ZM12 113H13V115H12ZM36 113L38 114V116L36 115ZM55 113V114H54ZM88 113V114H87ZM95 113V114H94ZM99 113V114H98ZM107 113V114H106ZM137 113V114H136ZM144 113V114H143ZM155 113V114H154ZM171 113H172V115H171ZM237 113V114H236ZM244 113V114H243ZM249 113L251 114V115H249ZM35 114V115H34ZM40 114V115H39ZM66 114V115H65ZM84 114V115H83ZM146 114V115H145ZM148 114V115H147ZM150 114V115H149ZM162 114V115H161ZM223 114H225V115H223ZM6 115V116H5ZM7 115H9V116H7ZM46 115V116H45ZM71 115V116H70ZM75 115V116H74ZM87 115L90 117V115L92 116V118L90 117H87ZM99 115V116H98ZM135 115H136V117H135ZM160 115V116H159ZM229 115V116H228ZM35 116V117H34ZM58 116V117H57ZM59 116H61V117H59ZM64 116L65 117H67V118H65L67 121H66V123L65 124H63L62 122H64L65 121V119H64ZM74 116V117H73ZM84 116V117H83ZM97 116V117H96ZM103 116V117H102ZM105 116H107L106 118H105ZM143 116V117H142ZM147 116V117H146ZM166 116V117H165ZM170 116V117H169ZM228 116V117H227ZM71 117V118H70ZM159 117V118H158ZM237 117V118H236ZM36 118V119H35ZM41 118V119H40ZM49 118V119H48ZM77 118H78V120H77ZM84 118V119H83ZM127 118V119H126ZM140 118V119H139ZM157 118V119H156ZM175 118V119H174ZM234 118H236L237 119V121L234 119ZM13 119V120H12ZM32 119V120H31ZM43 119V120H42ZM73 119H75V120H73ZM88 119V120H87ZM89 119H92V120H89ZM97 119V120H96ZM143 119V120H142ZM146 119V120H145ZM162 119V120H161ZM180 119V120H179ZM196 119V120H195ZM245 119V121H247ZM15 120V121H14ZM27 120H30V121H28L29 122V124H28V122H27ZM37 122H36V121ZM48 120V121H47ZM60 120H62V121H60ZM84 120V121H83ZM126 120V121H125ZM170 122H169V121ZM178 122H177V121ZM182 120V121H181ZM234 120L236 121V122H234ZM10 121V122H9ZM46 121V122H45ZM55 121H56V124H55ZM72 121H74V123L72 122ZM79 121H81V122H79ZM87 121V122H86ZM93 121H95V122H93ZM132 121V122H131ZM146 121V122H145ZM152 121H154V122H152ZM164 121V122H163ZM167 123H166V122ZM239 121V122H240ZM26 122V123H25ZM91 122V123H90ZM93 122V123H92ZM99 122H100V124H99ZM103 122V123H102ZM107 122V123H106ZM141 122H142V124H141ZM156 122V123H155ZM160 122V123H159ZM238 122V123H239ZM248 122H250V121H248ZM247 122V123H248ZM252 122V121H251ZM59 123V124H58ZM84 123V125H85V127H84V129H83V126L84 125H82ZM102 123V124H101ZM110 123V124H109ZM153 125H152V124ZM163 123H164V125H163ZM176 125H175V124ZM235 123H236V125H238L237 127H235L236 125H235ZM246 122H243V127L242 128H240V131H241V134H244V132H245V129H247L248 128V124H247ZM44 124V125H43ZM49 124V125H48ZM77 124V125H76ZM94 124V125H93ZM105 124V125H104ZM51 125V126H50ZM68 125V126H67ZM71 125H73V126H71ZM75 125V126H74ZM134 125V126H133ZM138 125H141V126H138ZM166 125V126H165ZM180 125V126H179ZM182 125V126H181ZM190 125V126H189ZM194 125V127H192ZM9 126V127H8ZM54 126V127H53ZM70 126V127H69ZM78 127V129H77V127ZM91 126V127H90ZM109 126V127H108ZM132 126H133V128H132ZM184 126H186V127H184ZM187 126H188V128H187ZM200 126V127H199ZM6 127V128H5ZM66 127V128H65ZM98 127H100V128H98ZM108 127V128H107ZM245 127V128H244ZM17 128V129H16ZM63 128V129H62ZM98 128V129H97ZM104 128V129H103ZM151 128V129H150ZM171 128H172V130H171ZM186 128V129H185ZM193 128V129H192ZM235 128H237L236 130H235ZM42 129V130H41ZM47 129V130H46ZM100 129V130H99ZM114 129V130H113ZM138 131H137V130ZM176 129V130H175ZM230 129V130H229ZM7 130V131H6ZM39 130V131H38ZM54 130V131H53ZM65 132H63V131ZM70 130V131H69ZM75 130V131H74ZM77 130V131H76ZM94 130V131H93ZM107 130V131H106ZM134 130V131H133ZM189 130V131H188ZM194 130V131H193ZM206 130V131H205ZM214 130V131H213ZM18 131V132H17ZM44 131V132H43ZM49 131V132H48ZM59 131V132H58ZM73 131H74V133H73ZM79 131H80V133H79ZM87 131V132H86ZM93 131V132H92ZM115 131V132H114ZM131 131H133V132H131ZM140 131V132H139ZM143 131V132H142ZM167 131H168V133H167ZM228 131H229V133H228ZM237 133H236V132ZM243 131V132H242ZM16 132V133H15ZM35 132V135L33 134ZM43 134H42V133ZM47 132V133H46ZM55 132V133H54ZM85 132V133H84ZM90 132V133H89ZM114 132V133H113ZM125 132V133H124ZM131 132V133H130ZM137 132V133H136ZM140 134H139V133ZM147 132V133H146ZM170 132V133H169ZM173 132V133H172ZM187 132V133H186ZM191 132V133H190ZM198 132V133H197ZM200 132V133H199ZM261 131H259V134H261L262 135V139H261V137H260V139L261 140H263L264 141V139H263V136H264V131H263V134H262V132L260 133ZM4 133V134H3ZM29 133V134H28ZM31 133V134H30ZM40 135H39V134ZM58 133V134H57ZM62 133H64V135L62 134ZM67 133V134H66ZM69 133V134H68ZM83 135H82V134ZM130 133V134H129ZM144 133V134H143ZM189 133V134H188ZM197 133V134H196ZM236 133V134H235ZM2 134V135H1ZM26 134V135H25ZM27 134H28V137H27ZM45 134H47V135H45ZM61 134V135H60ZM65 134H66V136H65ZM84 134H85V136H84ZM95 134H96V137H95ZM112 134V135H111ZM117 134V135H116ZM121 134V135H120ZM139 134V135H138ZM147 134H149V137H148V135ZM170 134H171V136H170ZM181 134V135H180ZM185 134V135H184ZM195 134H196V136H195ZM213 134H214V137H213ZM228 134V135H227ZM12 135V136H11ZM15 135H17V136H15ZM72 135V136H71ZM104 135V136H103ZM142 135V136H141ZM200 135V136H199ZM246 135V134H245ZM8 136V137H7ZM11 136V137H10ZM30 136V137H29ZM37 136H38V139H37ZM43 136V137H42ZM60 136V137H59ZM63 136V137H62ZM68 136V137H67ZM89 136V137H88ZM130 136H132L133 137V139H132V137H130ZM139 136V137H138ZM145 136V137H144ZM146 136H147V139H146ZM186 136V137H185ZM191 136L193 137V139H190V140H192V142L193 141H195V142H198L197 143V145H196V143H191V141H189V137L191 138ZM210 136V137H209ZM232 136V137H231ZM237 136V137H236ZM4 137H5V139H4ZM14 137H15V139H14ZM16 137H17V139H16ZM25 137H26V140L28 141V139L30 140V141H28V142H31V141H33V143H34V139H36V140H39V144L40 145H38L37 143V141L35 140V143L37 144L36 146H35V144L34 145H32L31 143L29 144L28 142H26V140H24L25 139ZM47 137H48V139H47ZM50 137H51V139H50ZM55 137H56V139H55ZM116 137H117V139H116ZM123 137H124V139H123ZM127 137H128V139H127ZM184 137H185V139H184ZM202 137H203V139H202ZM233 137H234V139H233ZM243 137H244V135H243ZM28 138V139H27ZM32 138V139H31ZM42 139H44V141L46 140H52V139H54V140H52L51 142L52 143H49V142H46V143H48L47 144V146H42V145H45L46 143L42 140ZM90 139H93V140H90ZM187 139V140H186ZM195 139V140H194ZM11 140H12V142H11ZM15 140V141H14ZM19 141V143H15L16 141ZM40 140H42L41 141V143H40ZM55 140H57L58 141V143H57V141L55 142ZM61 140V141H60ZM116 140V141H115ZM130 142H129V141ZM137 140H139L138 142H137ZM146 140V141H145ZM153 140V141H152ZM168 140V141H167ZM170 140V141H169ZM174 140V141H173ZM232 140V141H231ZM260 140V141H261ZM17 141V142H18ZM72 141V142H71ZM93 141V142H92ZM98 141V142H97ZM102 143H101V142ZM126 141V142H125ZM131 141L133 142L132 144H131ZM167 141V142H166ZM185 141V142H184ZM190 142V144H189V142ZM15 143V145L17 146V148H19L20 146H22L23 147V149H22V147H20L19 148V150L21 149V151L22 150H24L25 149V151H26V155H25V151H22L24 154V157H23V155H21L22 154V152L21 151H17V148L14 146V143ZM42 142H43V144H42ZM53 142L56 144V145H58L59 143H60V145L59 146H56L55 145V149H53V147L52 148H50L49 149V144H50V147L53 145L54 146V144H53ZM68 142V143H67ZM93 143V144H89V143ZM107 142V143H106ZM109 142V143H108ZM111 142V143H110ZM114 142V143H113ZM116 142H119V143H116ZM121 142V143H120ZM142 142V143H141ZM235 142H237V144L235 143ZM13 143V144H12ZM65 146V145H68L71 149H73L72 150V152H71V150H68L67 148H66V146H65V149H67L68 151H70V152H67L65 149H64V146L62 145V144ZM67 143V144H66ZM72 143V144H71ZM97 143V144H96ZM129 143V144H128ZM135 143V144H134ZM164 143V144H163ZM178 143V144H177ZM214 143V144H213ZM21 144V145H20ZM76 146H75V145ZM109 144V145H108ZM120 144V145H119ZM127 144V145H126ZM148 144H150V145H148ZM167 144V145H166ZM183 144V145H182ZM192 144V145H191ZM195 145V147H193L194 145ZM212 144V145H211ZM87 145V146H86ZM91 145V146H90ZM93 145V146H92ZM102 147H100V146ZM115 145V146H114ZM176 145V146H175ZM237 145V146H236ZM33 146V147H32ZM60 146H62V148L60 147ZM67 146V147H68ZM81 147V149H80V147ZM83 146V147H82ZM85 146V147H84ZM120 146V147H119ZM159 146V147H158ZM162 148H161V147ZM175 146V147H174ZM182 146V147H181ZM16 148L15 149V151H17L16 152V154L19 152H21V154H19L18 153V155L19 156H17L16 154H15V156H13V153L15 152L12 148ZM35 147V148H34ZM44 147H48V148H46V149H44ZM59 147V150H56L57 148ZM77 149H76V148ZM88 148L87 150H88V152H90V155L92 154V153H94V154H92L91 156H97L98 155V159H95L96 157H94V159L95 160H91V158L89 157V155H88V152H87V157L85 156L86 154V151H84V148ZM96 147V148H95ZM113 147V148H112ZM117 149H116V148ZM124 147V148H123ZM186 147V148H185ZM198 147V148H197ZM207 149H206V148ZM215 147V148H214ZM238 147V148H237ZM33 148V149H32ZM60 148H61V150H65V153L67 154V156L66 155H63L64 153H63V151H61L60 150ZM69 148V149H70ZM110 148V149H109ZM118 148H121V149H118ZM130 148V149H129ZM151 148V149H150ZM176 148V149H175ZM180 148V149H179ZM0 149H1V147H0ZM37 149V150H36ZM38 149H40L41 150V152H40V150H38ZM95 149V150H94ZM107 149V150H106ZM123 149V150H122ZM140 149V150H139ZM152 149H153V151H152ZM155 149V150H154ZM165 149V150H164ZM42 150H43V152H42ZM49 150L51 151V152H49ZM54 152H53V151ZM77 150V151H76ZM79 150H82V151H84V152H80L79 153ZM86 150V149H85ZM125 150V151H124ZM163 150V151H162ZM169 150V151H168ZM13 151V152H12ZM36 152L37 153V151H38V153H40V154H33V152ZM44 151H46V152H44ZM58 151H60V152H58ZM95 151V152H94ZM101 151V152H100ZM115 153H114V152ZM129 151V152H128ZM132 151V152H131ZM137 151V152H136ZM183 151V152H182ZM191 151V152H190ZM200 151V152H199ZM8 152H10V154L12 153V156L10 155L9 156V153ZM47 152H49V153H47ZM55 152H57V153H55ZM92 152V153H91ZM99 154H98V153ZM103 152V153H102ZM141 152V153H140ZM165 152V153H164ZM193 152V153H192ZM1 153V154H2ZM43 153V154H42ZM54 153V154H53ZM60 153L62 154V156L60 155ZM72 153V154H71ZM73 153L76 155V153H78L80 156H81V160H83V162H81L80 161V156L78 155H73ZM85 155H84V154ZM97 155H96V154ZM109 153V155H107ZM122 153V154H121ZM131 153V154H130ZM167 153V154H166ZM213 153V154H212ZM6 154V155H5ZM8 154V155H7ZM44 154H46V155H44ZM49 154H50V156H49ZM53 154V155H52ZM58 156H57V155ZM121 154V155H120ZM133 154V155H132ZM139 154V155H138ZM142 154V155H141ZM148 154V155H147ZM153 154H154V156H153ZM171 154V155H170ZM212 154V155H211ZM233 154H234V156H233ZM33 155H37V157H33ZM41 156V155H44V158H43V156H41L42 158V160L40 159V157H38V156ZM60 155V156H59ZM99 155H100V157L103 159H101V158H99ZM104 157H103V156ZM141 155V156H140ZM146 155V156H145ZM169 155V156H168ZM182 155V156H181ZM20 156H22L23 158H26L27 160H28V163H29V166H30V164H31V166L29 167H27V165H26V167H25V161H27L26 159H25V161H24V163H23V160L24 159H22V157H20ZM48 158H47V157ZM51 156H54L53 158H51ZM64 156H66L65 158H64ZM105 156L106 157H108V158H105ZM111 157V159H110V157ZM113 156V157H112ZM121 156V157H120ZM140 156V157H139ZM142 156H144V157H142ZM170 156H172V157H170ZM174 156H175V158H174ZM59 157V158H58ZM62 157V158H61ZM76 158V160H74L73 162H72V160L73 159H71V158ZM77 157L79 158V160L77 159ZM83 157H85V159L83 158ZM150 157V158H149ZM158 157V158H157ZM167 157V158H166ZM186 157V158H185ZM17 158L19 159L18 161H17ZM34 158H38V160H35ZM47 158V162L45 161L44 162V160ZM55 158V159H54ZM89 158L91 161H90V163H92V164H90L89 163V161L87 160V159ZM131 160H130V159ZM147 158V159H146ZM169 158V159H168ZM173 158V159H172ZM208 158V159H207ZM232 158V159H231ZM7 160V161H5V160ZM20 159H22V161L20 160ZM40 159V160H39ZM51 159V164H52V166L54 165V170L55 171H58L57 170V168H59V170L62 168H64V171H58V173L56 174V172H55V175H54V170H52L51 168V164H50V162H49V160ZM59 159H61L60 161L61 162H63V159H64V162H63V164L61 163L60 164V161H58ZM71 159V160H70ZM110 159V160H109ZM114 161H113V160ZM125 159V160H124ZM133 159H135V161L133 160ZM138 159V160H137ZM169 161V162H167V160ZM10 160V161H9ZM14 160V161H13ZM52 160H54L55 162H57L56 164H53L54 163V161H52ZM57 160V161H56ZM71 162V164L72 165H69L70 164V162ZM79 161V166H78V161ZM85 160H87L88 161V163H87V161L85 162ZM98 160H102V162L100 161V163H99V161ZM108 161V162H106V161ZM112 160V161H111ZM123 162H122V161ZM129 160V161H128ZM140 160V161H139ZM144 160V161H143ZM163 160V161H162ZM166 160V161H165ZM174 160H178L177 161V163H176V161L174 162ZM187 160V161H186ZM235 160V161H234ZM20 161V162H19ZM77 161V162H76ZM92 161H94V162H92ZM146 161V162H145ZM214 161V162H213ZM66 162H67V165H69V166H67V165H64V164H66ZM69 162V163H68ZM120 162V163H119ZM133 162H135V163H133ZM166 162H167V164H166ZM184 162V163H183ZM74 163V164H73ZM81 163V164H80ZM83 163V164H82ZM85 163H87L88 165H90L89 167H88V165L86 164V165H84ZM94 163H97V164H94ZM103 163V164H102ZM104 163H109V164H105L104 165ZM111 163V164H110ZM113 163V164H112ZM124 163V164H123ZM139 163H140V165H139ZM168 163L169 164H171V165H168ZM175 163V164H174ZM194 163V164H193ZM200 163H201V165H200ZM61 165V166H59V165ZM104 165L105 167H106V165H108L107 166V168H109L110 170H112V171H109V169H107L106 168V170L109 172H104V171H102L103 173H106V174H113V176L114 177H112V175H106L105 174V178H107V179H105L103 176H100V171L101 170H99V168L100 167H104V166H101V165ZM132 164V165H131ZM41 165V166H40ZM64 165V166H63ZM94 165H95V167H96V169H97V167H98V169L97 170H99L98 172H97V170H95L94 171V169H95V167H94ZM97 165V166H96ZM100 165V166H99ZM114 165V166H113ZM117 165V166H116ZM129 165V166H128ZM162 165V166H161ZM166 165V166H165ZM168 165V166H167ZM184 165H186V166H184ZM207 165V166H206ZM16 166V168H14ZM35 166V167H34ZM39 166V167H38ZM45 167V168H43V167ZM57 166V167H56ZM59 166V167H58ZM74 166V167H73ZM94 167V169H93V167ZM170 166V167H169ZM7 167V168H6ZM37 167H38V169L39 170H36L37 169ZM40 167H41V169H40ZM61 167V168H60ZM65 167H66V169H65ZM80 167H82V168H80ZM85 167L87 168L86 170H85ZM118 167V168H117ZM122 167V168H121ZM167 167V168H166ZM169 167V168H168ZM181 167V168H180ZM213 167H215V168H213ZM29 169L30 170V168H31V171L33 170L34 171V168H36L35 170L37 171H34L35 172V174H37L38 176H36L35 177V179H34V175H32L33 174V171H32V174H30L31 173V171H29V170H26V169ZM46 168H48V171L49 170H51V171H49L50 173L48 174V171H46L47 172V174H45L46 172H45V170H47ZM56 168V169H55ZM76 168V169H75ZM89 168H91V171H90V169ZM129 168V169H128ZM146 168V169H145ZM149 168V169H148ZM184 168H186V170L184 169ZM16 169V170H15ZM43 169H45L44 171H43ZM61 169V170H62ZM68 169V170H67ZM89 169V170H88ZM126 171H125V170ZM174 169V170H173ZM203 169H205V170H203ZM214 169V170H213ZM228 169V170H227ZM1 169H0V171H2ZM17 170H19V171H26L25 173L27 174V173H29L28 175H26L24 172L21 174H18L19 173V171H17ZM72 170H73V172H72ZM80 170H82L83 172H84V174H83V172L82 171H80ZM121 170V171H120ZM139 170V171H138ZM154 170H156V171H154ZM169 170V171H168ZM172 170V171H171ZM202 170V171H201ZM210 170H211V172H210ZM27 171H29V172H27ZM38 171H40V172H42L41 174L42 175H40V172H38ZM68 171V172H67ZM72 172V173H69V172ZM77 171V172H76ZM80 171V172H79ZM88 171V173H89V175H88V173L86 174V172ZM94 171V172H93ZM121 173H120V172ZM136 171V172H135ZM147 171V172H146ZM168 173H167V172ZM174 171H176V172H174ZM214 171V172H213ZM225 171V172H224ZM227 171H228V173H227ZM65 173V174H60V173ZM67 172V173H66ZM80 173V176H83L82 178L78 175L79 173ZM81 172H82V174L83 175H81ZM91 172V173H90ZM97 172V173H96ZM112 172V173H111ZM145 172V173H144ZM153 172V173H152ZM156 172V173H155ZM15 173V174H14ZM69 173V174H68ZM74 173V174H73ZM96 174V179H97V177H98V179H100L99 181L98 180H94L93 179V177L95 178V174ZM116 173V174H115ZM125 173V174H124ZM151 173V174H150ZM158 173V174H157ZM160 173V174H159ZM165 173H167V174H165ZM189 173V174H188ZM226 173V174H225ZM0 181H3L4 180V178H2V173L0 172ZM51 174H53V175H51ZM58 174H60V175H58ZM67 174L69 175V177L67 176ZM71 174H73V175H71ZM76 174H77V176H76ZM93 175V177H92V175ZM97 174H99V175H97ZM118 174V175H117ZM131 174H133V175H131ZM136 174V175H135ZM144 174V175H143ZM147 174H149V175H147ZM170 174H172L171 175V178H170ZM180 174V175H179ZM197 174V175H196ZM17 177H16V176ZM21 175H22V177H24V175H25V177H27L28 178V180H27V178H26V180L25 179H23V178H21ZM46 175H48L49 176V178L50 179H53V180H55L54 182H56V186H57V183H58V188H59V190L61 189V191H62V188L64 189V188H67V190L68 191H64V193H65V195L64 196H66L67 198H70V197H68L69 195L71 196L72 195V193H73V195L74 194H76V191H75V193L73 192L74 191V189H76L77 188V186L79 187V190H78V188H77V195L78 196H76L75 195V197H73L72 199H74V203H77V204H75L74 205V203H73V208H72V206L70 205V204H72V199H71V203H70V199H65L64 197H63V195H61L62 194V192L61 191H59L58 190V188H56L55 187V185L54 184H50V181L52 182L53 180H48L47 178H48V176H46ZM71 175V176H70ZM101 175H104V174H101ZM120 175H122V176H120ZM164 175V176H163ZM175 175V176H174ZM217 175V176H216ZM223 175V176H222ZM18 176H20L19 178H21V179H18V181H17V178H18ZM33 177V178H31V177ZM40 176V179L38 178ZM43 176V177H42ZM45 176V177H44ZM51 176V177H50ZM58 176H60L59 178L61 179L62 178V182H63V187L62 188H60L62 185V182L60 183V180H59V178H58ZM61 176H63V177H61ZM65 176L67 177V178H65ZM73 176H75V177H73ZM91 177L92 178V180L90 181V179L91 178H85V177ZM107 176V177H106ZM132 176V177H131ZM140 176V178H138ZM167 176V177H166ZM222 176V179L221 178H219V177H221ZM230 176V175H229ZM4 177V176H3ZM15 177V179H16V182H18V186L17 187H21L20 189V191H22L21 193H18V194H20V196L22 197V198H27V199H29V200H31V199H33V196H34V198H35V195L36 194H40V193H42L41 195H36V197L38 196V200L37 201H39V202H37L36 201V199H33L34 201H32L31 203H29L28 201L29 200H26L27 201V203L29 204V206L31 207V209H30V207L28 206V204L26 205L25 204V202H24V204H25V207H24V204H23V206H20L21 205V202L23 201V199H22V201L20 200L21 199V197L20 196H18V195H16L15 193H17L15 190H14V188L16 187V185H17V183L16 184H14L15 183V179L13 180V178ZM24 177V178H25ZM30 177V178H29ZM55 179H54V178ZM72 177V179L74 178V180H72V179H70ZM108 177H110V179L108 178ZM134 177H135V179H134ZM177 177V178H176ZM212 177V178H211ZM219 179H217V178ZM36 178H38V181H36L37 179ZM43 178V179H42ZM63 178H64V180H63ZM68 178L70 179L69 181H67L68 180ZM77 178H80V180L81 179H86V180H81L82 182H80V180L78 181V179ZM103 178V179H102ZM112 178H114L115 180H113ZM125 180H124V179ZM143 178V179H142ZM145 178V179H144ZM169 178V179H168ZM173 178V179H172ZM226 179V181H225V179ZM260 176H257V179L259 180V183H260ZM23 179V180H22ZM30 179H31V181H30ZM32 179H34L35 181H36V184H35V181H33L34 182V184H35V186H34V184L32 185ZM45 179H46V182H45ZM57 179H58V181H57ZM77 179V181H78V183L79 184H81V185H79L78 183H77V181H75ZM105 179V180H104ZM148 179V180H147ZM172 179V180H171ZM186 179V180H185ZM202 179V180H201ZM224 179V180H223ZM24 180H25V182H24ZM88 180L90 181V183L88 182ZM104 180V182H102ZM107 180H108V182H107ZM111 180V181H110ZM127 180H128V182H129V185H128V182H127ZM132 180V181H131ZM211 180V181H210ZM13 181V182H12ZM23 181V182H22ZM28 181V182H27ZM29 181L31 182V184L29 183ZM47 181H49V183H47ZM66 183H65V182ZM70 181H71V183H70ZM84 181L85 182H88V184H92L93 186L90 188V185L88 186V184H87V187H86V183H84ZM102 182L101 184H99L98 182ZM110 181V182H109ZM112 181H115V182H112ZM117 181H119V182H117ZM126 183H125V182ZM135 181V182H134ZM147 181V182H146ZM209 181H210V183H209ZM219 181V182H218ZM20 182H21V186H19V184H20ZM40 183V182H42L41 184H38L37 185V183ZM53 182V183H54ZM68 182V183H67ZM72 182H75L76 184H78V185H75V183L72 185ZM98 184H96V183ZM112 182V183H111ZM116 182L118 183V185L116 184ZM120 182H122V185H124V186H121V185H119V183ZM202 182V183H201ZM214 182V183H213ZM226 182V183H225ZM24 183V184H23ZM29 183V184H28ZM65 183V184H64ZM124 183V184H123ZM213 183V184H212ZM12 184H14V185H12ZM43 184H44V188H43ZM51 185L52 187H50L49 186V189H47L48 187H46V186H48V185ZM69 184H71L70 186H68ZM104 186H103V185ZM110 184V185H109ZM113 184H115V186L117 185L118 186V188H116ZM210 184H212V185H210ZM30 185V186H29ZM46 185V186H45ZM54 185V186H53ZM64 185H65V187H64ZM102 185V186H101ZM107 185V186H106ZM109 185V186H108ZM111 185H113V186H111ZM126 185H127V187H126ZM135 185V186H134ZM210 185V186H209ZM224 185V186H223ZM229 185V184H228ZM261 186H259V184L257 183V188L259 187H263L264 188V183H263V185H262V182H261V184H260ZM7 186V187H6ZM11 186H12V188H13V191H10V190H12V188H11ZM15 186V187H14ZM22 186H24V191L26 190V186H28V189H29V191L32 193V191L35 193V191H36V193L34 194H31L30 192V194H31V197H29L30 196V194L28 195V196H24V195H27L26 193H24L23 192V187ZM33 186H34V188H33ZM38 186V187H37ZM40 186H42L41 187V189H44L43 191H45L44 193L42 192V190H40ZM60 186V187H59ZM66 186H68V187H66ZM73 186V187H72ZM83 186V187H82ZM86 188H85V187ZM98 186V187H97ZM205 186V187H204ZM1 187H2V189H1ZM4 187H6L5 189H4ZM16 187V189H18ZM30 187V188H29ZM31 187H32V191H31ZM38 188V191L40 190V193H38V191H37V188ZM53 187H55V190L53 189H51L52 191H54V193L57 195V197L59 196L58 195V193L59 192H61V196H62V200L63 199H65V200H61V202H57V203H55L56 201V199H59L60 197H56L55 195H53V194H51L52 195V197H54V200L52 199V197H50L51 195L49 194L50 192L49 191H51L50 190V188H53ZM70 187H72L71 189H68V188H70ZM75 187V188H74ZM80 187L81 188H84V189H82L81 191H80ZM95 187H96V189H98V188H102L103 190H101V189H98V190H100L101 191V195L99 194V193H97V192H95ZM106 187V188H105ZM110 187V188H109ZM111 187H113V188H111ZM119 187H120V191L123 193H121V192H119ZM123 187V188H122ZM131 187H133V188H131ZM219 187H221L222 189H220ZM7 188H9V189H7ZM45 188L47 189V190H49V191H47V192H49L47 195H50V196H45L46 194V190H45ZM88 188H90L89 190H93L92 188H94V191H92V194H93V197H92V195H91V191L89 192V190H87ZM114 188H116V189H114ZM126 188L128 189V188H130L129 190H127V191H125L126 190ZM201 188V189H200ZM217 190H216V189ZM27 189V190H28ZM56 189H57V191L58 192H55L56 191ZM106 189V190H105ZM108 189V190H107ZM112 189H114V190H112ZM118 189V190H117ZM121 189H123V191L121 190ZM125 189V190H124ZM210 189V190H209ZM5 190H8L9 191V193L10 192H14L13 194H8V191H5ZM84 190V192H85V190H86V193H85V197L83 198V191ZM111 190V191H110ZM116 190V191H115ZM203 190V191H202ZM213 190V191H212ZM19 190H18V192H20ZM69 191H71V192H69ZM88 191V192H87ZM107 193H106V192ZM108 191L110 192V195L108 194ZM115 191V192H114ZM130 191V192H129ZM82 193L83 195H81L82 196V199H81V201H82V203H78L77 201H80L79 199L81 198V196L79 195L80 193ZM114 192V193H113ZM117 192H118V195H119V193H120V195H125L126 196V192L128 193L127 194V197H123L124 199H122V196L120 197V195H119V197H120V199H119V197L116 195L117 194ZM134 192V193H133ZM136 192V193H135ZM143 192V193H142ZM203 192H205L204 194H203ZM207 192H211V194H213L212 196H210V200L208 199V201H209V203H208V206L209 207H211V208H209L208 207V210H212L211 212L210 211H208L207 210V212L208 213H210L212 216H211V218H209L210 217V215H208V213L206 212V213H204L203 212V214L201 213V211L199 212V214H197L198 213V211L196 210V207H197V205H198V203L199 202H201V201H203V199H204V197H205V195H206V193ZM219 192H220V194H219ZM24 193V194H23ZM52 193V192H51ZM69 193H71V194H69ZM91 195H89V194ZM97 193V194H96ZM148 193V194H147ZM4 194H5V196H4ZM6 194H8V196H11V197H8V196H6ZM22 194V195H21ZM45 194V195H44ZM67 194V195H66ZM69 194V195H68ZM94 194H96V195H94ZM98 194H99V196H98ZM102 194H107V198H105V196L104 195H102ZM115 194V195H114ZM137 194V195H136ZM217 194V195H216ZM13 195V196H12ZM16 195V196H15ZM45 196V198L43 197V196ZM111 197V199H110V197ZM113 195V196H112ZM130 195V196H129ZM135 195V196H137V197H133V196ZM15 196V197H14ZM42 197V199H40L39 200V197ZM96 196V197H95ZM102 198H101V197ZM5 197H8V199L7 198H5ZM13 197L15 198L14 200H12L13 199ZM18 197V198H17ZM56 197V198H55ZM77 197H78V199H77ZM95 197V198H94ZM98 197V198H97ZM104 197V198H103ZM114 197H117V199L118 200H114ZM139 197V198H138ZM146 197V198H145ZM199 197V198H198ZM212 197V198H211ZM220 197V198H219ZM10 198V199H9ZM18 200H17V199ZM43 198H44V200L46 201L47 200V202L46 203H44L45 201L43 200ZM47 198V199H46ZM48 198H50V201H49V203L51 204V203H55V204H57V205H53L52 204V207H51V205H49L48 204ZM97 198V199H96ZM108 198H109V201H108ZM112 198H113V200L115 201V202H117L116 204H115V202L112 200ZM126 198H127V200H126ZM129 198V199H128ZM135 198V199H134ZM193 198V199H192ZM219 198V199H218ZM7 199V200H6ZM96 199V200H95ZM106 199V200H105ZM122 199V200H121ZM190 199V200H189ZM199 199V200H198ZM202 199V200H201ZM221 199V200H220ZM6 200V203L7 202H9L7 205H6V203L4 202V201ZM52 200L54 201V202H52ZM67 200H69V202L67 201ZM75 200H76V202H75ZM101 200H103V201H101ZM113 202H112V201ZM121 202H120V201ZM124 200H125V203H124ZM189 200V201H188ZM13 201L15 202V203H13ZM20 201V202H19ZM42 201H44V202H42ZM57 201H59V200H57ZM65 201H67V204H66V202ZM80 201V202H81ZM84 201H86V202H84ZM97 201H98V203H97ZM105 201V202H104ZM107 201H108V203H107ZM130 201H131V203H130ZM142 201V202H141ZM195 201H197V202H195ZM34 202V203H33ZM42 202V203H41ZM84 202V203H83ZM111 202L114 204H111ZM134 202H136V203H134ZM153 204H152V203ZM210 202H211V204H210ZM12 205H11V204ZM17 203V204H16ZM19 203H20V205H19ZM40 203V204H39ZM59 203H61L62 204V206H61V204H59ZM119 203V205H117ZM128 203V204H127ZM138 203V204H137ZM149 203V204H148ZM195 203V204H194ZM5 204V206L4 207H7L6 209L2 206V205H4ZM11 206H10V205ZM32 204V205H31ZM35 204V205H34ZM37 204V205H36ZM39 204V205H38ZM41 204H43V205H41ZM66 206H64V205ZM80 204V205H79ZM83 204V205H82ZM98 204H99V206H98ZM126 204V205H125ZM137 204V205H136ZM142 204V205H141ZM144 204V205H143ZM156 204V205H155ZM186 204V205H185ZM210 204V205H209ZM15 207H14V206ZM16 205H18L17 207H20V208H16ZM40 205H41V207H40ZM49 205V206H48ZM79 205V206H78ZM84 205H85V207H84ZM88 207H87V206ZM150 205H151V208H150ZM154 205V206H153ZM160 206L159 208H158V206ZM189 205H191L192 206V208H193V210H192V208L189 206ZM196 205V206H195ZM34 208H33V207ZM35 206H37L36 208H35ZM46 206H48L49 207V209H47L48 211L50 210V212L52 213V215H51V213L49 212L48 213V211L47 212H45L46 211ZM53 206H54V211L53 210H51L52 208H53ZM57 206V207H56ZM62 207V208H60V211H59V213L62 211V210H66V208H67V211L68 212H70L72 215H73V217L76 215V214H78L79 215V218H78V216H77V218L75 217L74 219H73V217L72 218H70L72 215L70 214V213H68L67 211V214H64L65 212H61L60 214H62V216H60L57 212H58V210H59V207ZM68 206H69V209H68ZM75 206V207H74ZM101 206H104V207H101ZM109 206V207H108ZM130 206H132V207H130ZM136 206H138V207H136ZM147 206H149V207H147ZM156 206V207H155ZM183 206V207H182ZM189 206V207H188ZM218 206L220 207V208H218ZM8 207H13V208H11V210H10V208H9V210H7L8 209ZM24 207V208H23ZM39 207V208H38ZM47 207V208H48ZM65 209H64V208ZM90 207V208H89ZM95 207V208H94ZM101 207V208H100ZM119 207H121V208H119ZM144 207V208H143ZM146 207V208H145ZM42 208V209H41ZM51 208V209H50ZM56 208H58V210H57V212H56ZM77 208V209H76ZM79 208H80V210H79ZM85 208V209H84ZM117 210H116V209ZM125 208V209H124ZM131 208H132V210H131ZM137 208V209H136ZM141 208V209H140ZM154 208V209H153ZM156 208H158V210H156L155 211V209ZM162 208V209H161ZM183 208H186L185 210H187V209H189V210H187V212H186V214L185 215H183V213L182 212H185V210L183 209ZM217 208H218V210H217ZM20 210V212H19V210ZM28 209V211H30V212H28V211H25V210H27ZM30 209V210H29ZM35 209V210H34ZM41 209V210H40ZM44 209H45V211H44ZM62 209V210H61ZM91 209V210H90ZM107 209V210H106ZM112 209V210H111ZM127 209V210H126ZM130 209V210H129ZM145 209H147V210H145ZM148 209H150L149 211H148ZM216 209V210H215ZM223 209H224V211H223ZM15 212H14V211ZM17 210V211H16ZM32 210H33V213L32 214H29V213H31L32 212ZM37 210V211H36ZM42 211V212H40V211ZM98 210H100V211H98ZM105 210V211H104ZM113 210H115V212H112ZM161 212H160V211ZM182 210V211H181ZM191 210V211H190ZM215 210V211H214ZM229 210V211H228ZM3 211V212H2ZM75 211V212H74ZM85 211V212H84ZM91 211V212H90ZM93 211V212H92ZM108 211H110V212H108ZM119 211V212H118ZM127 211H128V213H127ZM134 211H135V213H134ZM137 211V212H136ZM180 211V212H179ZM191 212V214H189L190 212ZM218 211V212H217ZM232 213H231V212ZM16 212H17V214H16ZM27 212H28V214H27ZM39 212V213H38ZM45 213V215H44V213ZM54 212V213H53ZM81 212V213H80ZM91 214H89V213ZM103 212V213H102ZM116 212H118V213H116ZM123 212V213H122ZM132 212V213H131ZM141 212H143V214L141 213ZM157 212H159V213H157ZM179 212V213H178ZM193 212V213H192ZM216 214H218V216L219 215H221V217H223L222 218V220L224 221V223L225 224H223V223H221V224H223V225H225V227L226 226H230V228L228 227V229H226L223 225H221V227H222V229L225 231V232H220V219H221V217L219 216V219H218V216L216 217V215H214V213ZM221 212V214H219ZM228 212V214H225V213H227ZM6 214V215H3V214ZM38 214V215H36V214ZM40 213H42V214H40ZM50 214V215H46V214ZM94 213H96V214H94ZM99 213V214H98ZM101 213V214H100ZM148 213V214H147ZM234 213V214H233ZM15 216H14V215ZM26 214H27V216L28 215H30V216H32V217H27L26 216ZM58 214V215H57ZM75 214V215H74ZM88 214V215H87ZM132 214V215H131ZM152 214V215H151ZM155 214V215H154ZM159 214V215H158ZM160 214H161V217H160ZM178 214L181 216V218L184 216V218H182V220H181V218H179L178 217ZM193 214V215H192ZM207 214V215H206ZM234 215V216H229V215ZM19 215H22V219L19 217ZM55 215V216H54ZM68 215H70L69 217H68ZM84 215H87V216H85L86 218L90 215V217L92 216L94 219L96 218V220L94 221V220H91L90 219V217H88L87 218V220H85L86 218L84 217ZM102 217H101V216ZM104 215V216H103ZM115 215H116V218H114L115 217ZM183 215V216H182ZM187 215H188V218H187ZM226 215V216H225ZM5 216H7V218L5 217ZM24 216H26V217H24ZM35 216H36V218H37V221H35L36 220V218H35ZM44 216V217H43ZM50 216V217H49ZM56 217L55 219H54V217ZM59 216H60V219H59ZM65 216V217H64ZM100 216V217H99ZM110 216H112V217H110ZM155 216V217H154ZM158 216V217H157ZM190 216H192V218L190 217ZM203 216V217H202ZM5 217V218H4ZM24 217V218H23ZM33 217H34V219H33ZM42 217L45 219V217L47 218V217H49V218H47L46 219V224H45V222H44V220L42 219ZM62 217H64V218H62ZM83 217V218H82ZM101 218V219H99V218ZM104 217V218H103ZM108 217V218H107ZM187 219H186V218ZM206 219H205V218ZM214 218V220H213V218ZM229 217V219H227ZM15 218H16V220H15ZM18 218H19V220H20V224L22 223V222H24L25 224L23 225L22 224V226L19 224L18 225V222H19V220H18ZM26 218V219H25ZM32 218V219H31ZM39 218L41 219V223L40 222H38L39 221ZM61 218H62V220H61ZM85 218V219H84ZM111 218H112V220H111ZM118 218V219H117ZM120 218V219H119ZM151 218V219H150ZM157 218V219H156ZM195 218V219H194ZM198 218V219H197ZM201 218H203L204 219V221H206V224L207 225H205L204 223V221H203V219H201V221H200V219ZM208 218L210 219V220H208ZM216 218H217V220H216ZM231 218V219H230ZM233 218L235 219V220H233ZM4 219V220H3ZM29 219H30V222H29V224L30 223H33L34 222V227L33 228H36V225H39V223H40V227L39 228H45V226L47 225V221H48V224H50V226L48 227V225L46 226V231H45V229H42V231H44V232H42L39 228L37 229H34L33 231H35L37 234H39V233H42V234H40V235H36V233L34 232V234H33V240H36L35 241V243H34V245H32L33 244V242L31 243L30 241H32V239H30V241H29V239H28V237L29 238H32L31 237V233L33 232H31V231H29V236H28V233H27V224H28V221H29ZM52 219H53V221L55 222V224H61L60 226L59 225H55L56 226V230H54V226H51L53 223H52ZM60 221H59V220ZM67 220V221H65V220ZM69 219V220H68ZM72 219V220H71ZM75 219H76V222H75ZM80 219V221L82 222V220H85V222H80V221H78ZM89 219V220H88ZM108 219V220H107ZM134 219V220H133ZM184 219V220H183ZM9 220V221H10ZM22 220V221H21ZM26 220H27V223H26ZM74 220V221H73ZM101 220V221H100ZM117 220V221H116ZM148 220V221H147ZM189 220V221H188ZM196 220H197V222H196ZM218 220H220L219 221V223H216ZM11 221H10V223H11ZM33 221V222H32ZM43 221V222H42ZM58 221V222H57ZM91 221H93V222H90ZM102 221H104V222H102ZM181 221V222H180ZM184 221V222H183ZM204 223H203V222ZM213 223H212V222ZM223 221H221V222H223ZM3 222H1V223H3ZM35 222H37L38 224H36ZM63 224H62V223ZM72 222H74L73 223V225H72ZM103 224H102V223ZM111 222V223H110ZM148 222H149V224H148ZM193 222H195V223H193ZM232 222H233V224H236L235 226L232 224ZM234 222H236V223H234ZM244 222V221H243ZM13 223H12V225H13ZM43 223H44V225H43ZM68 225H67V224ZM79 223V224H78ZM101 223V224H100ZM118 223V224H117ZM143 223H145V224H143ZM182 223V224H181ZM201 223V224H200ZM202 223H203V225H202ZM245 223V222H244ZM41 224H42V226H41ZM81 224V225H80ZM88 224V225H87ZM89 224H91V225H89ZM106 224V225H105ZM111 224V225H110ZM167 224H168V226H167ZM208 224H210V225H208ZM214 224H219V225H217L218 227H216V225L215 226H212V225H214ZM230 224V225H229ZM70 225V226H69ZM76 225H80L79 227L80 228H82L81 230H77V228H79L78 226H76ZM82 225H84L83 227H81ZM92 225H93V227H92ZM136 225V226H135ZM148 225V226H147ZM162 225V226H161ZM205 225V226H204ZM19 226H21V227H19ZM26 226V227H25ZM29 226L30 227H32V225L30 224V225H28V228H29ZM60 228L61 227V229H59L58 227ZM69 226V227H68ZM73 226V227H72ZM76 226V227H75ZM111 226V227H110ZM116 226H118V227H116ZM131 226V227H130ZM207 226H210L211 227V229H209L210 230V232L212 233V234H210V232H209V230L208 229H205V227H207ZM232 226V227H231ZM241 226V227H240ZM13 227L15 228V225H13ZM25 227V228H24ZM38 227V226H37ZM50 227H52V230H51V228ZM65 227H67V228H65ZM75 227V228H74ZM84 227L86 228V229H84ZM89 227H90V229H89ZM107 227H109V228H107ZM121 227V228H120ZM126 227H127V229H126ZM129 227V228H128ZM135 227H137V228H135ZM166 227V228H165ZM191 227H192V229H191ZM213 227V228H212ZM246 228V229H244V228ZM17 228V229H18ZM22 228H24V229H22ZM47 228H50V229H48L47 230ZM70 229L71 228V233H70V230H66V229ZM94 228V229H93ZM100 228V229H99ZM214 228H218V229H216V230H214ZM232 228V229H231ZM234 228H235V230H234ZM240 228V229H239ZM249 228L251 229V230H249ZM27 231H26V230ZM59 229V230H58ZM62 229H65L67 232L65 233V230H62ZM77 231H83L82 233L80 232H78L79 233V238L78 237H75V235L73 234L74 232H75V234H76V230ZM97 229V230H96ZM107 229V230H106ZM113 229V230H112ZM139 229V230H138ZM163 229V230H162ZM169 230V231H167V230ZM195 229H197L196 230V232H194L195 231ZM241 229H243L242 231H238V230H241ZM29 230H32L31 228H29ZM37 230V231H36ZM39 230H40V232H39ZM49 230H50V232H49ZM75 230V231H74ZM90 230V231H89ZM92 230V231H91ZM95 230V234H94V237L93 236H91L94 232ZM102 230V231H101ZM109 230V231H108ZM130 230V231H129ZM142 230V231H141ZM194 230V231H193ZM222 230V231H223ZM232 230H234V231H232ZM244 230H246V231H244ZM23 231V232H24ZM49 232V234H48V232ZM52 231H53V233H52ZM55 231H57V232H59V233H62V235H63V237L62 238H64L65 239V237H66V239L68 240H64V239H62L63 241H65V242H63V241H61V239L60 240H55L52 236H53V234L54 233H57V232H55ZM73 231V232H72ZM99 231H100V233L102 234V235H100V233H99ZM124 231H126V232H124ZM164 231H166V233L164 232ZM214 231H215V233H219L218 235L217 234H215L214 233ZM217 231V232H216ZM248 231V234H246L245 232H247ZM91 232V233H90ZM116 232H117V234H116ZM121 234H123V235H121ZM128 232H130V233H128ZM145 232H146V234H145ZM162 232V233H161ZM193 232V233H192ZM203 232V235L201 234ZM226 232H227V234L228 233H231L229 236L231 237V239L230 238H228V235H226ZM234 232H235V235L236 236H238L239 234H240V232H243L242 234H241V236L244 234H246L247 236H243L242 238H241V236L239 235V237H237V240H238V243H237V240H236V238H235V240H234ZM236 232H238L237 234H236ZM250 232H253V234L252 233H250ZM263 234V235H260L261 233ZM46 234V236L47 237H45V239H44V234ZM68 233V234H67ZM69 233L72 235L73 234V236H69ZM77 233V234H78ZM98 233V234H97ZM111 233V234H110ZM119 233V234H118ZM164 233V235H161V234H163ZM191 233V234H190ZM208 233V234H207ZM223 233V235H221ZM233 233V234H232ZM52 234V235H51ZM76 234V235H77ZM83 234H88V235H83ZM107 234V235H106ZM149 234V235H148ZM152 234V235H151ZM156 236H155V235ZM167 234V235H166ZM195 234H196V237H195ZM215 234V235H214ZM252 234V235H251ZM255 234V235H254ZM48 235H50V236H48ZM64 235H65V237H64ZM96 235H97V237L98 238H96ZM100 235V236H99ZM105 235H106V239H108L109 241H105ZM113 235V236H112ZM119 235H121V237L119 236ZM125 235V236H124ZM131 237H130V236ZM193 235V236H192ZM225 235L227 236V238L225 237ZM234 235V236H233ZM26 236V235H25ZM39 236V237H38ZM83 238H82V237ZM88 237L86 240H88V241H85V239H84V237ZM90 236V237H89ZM109 236V237H108ZM119 236V238H122V239H120L121 241L120 242H118L119 241V238H117V237ZM122 236H124V238L122 237ZM129 236V237H128ZM146 236V237H145ZM198 236V237H197ZM224 238H223V237ZM235 236V237H236ZM255 236V237H254ZM36 237V238H35ZM49 237V240L47 239ZM50 237H52V238H50ZM114 237V238H113ZM153 237V238H152ZM189 237V238H188ZM232 237H233V240H232ZM247 237V238H246ZM251 237V238H250ZM252 237H254L253 238V243L251 242V239H252ZM259 237H261V239L259 238ZM74 238V239H73ZM78 238V239H77ZM111 238V239H110ZM113 238V239H112ZM131 238V239H130ZM136 238V240H134ZM151 238V239H150ZM156 238V239H155ZM192 240H191V239ZM229 239V240H227V242H226V239ZM240 238H241V240H240ZM249 238V239H248ZM256 238H258L257 239V241H259V239H260V242H255V239ZM262 238H263V240H262ZM55 241V243H54V241ZM70 239V240H69ZM72 239V240H71ZM79 239H83L82 240V242H79V241H81V240H79ZM99 241H98V240ZM103 239H104V241H103ZM117 239V240H116ZM150 239V240H149ZM194 239V240H193ZM222 239H224V241H225V243H224V241L222 240ZM244 239H248V241H250V244L248 243V241H246V240H244ZM51 240V241H50ZM74 240H75V242H74ZM77 240H78V243H77ZM93 240V241H92ZM114 240H115V242H114ZM122 240H124V241H122ZM131 240V241H130ZM140 240H142V241H140ZM152 240V241H151ZM159 240V241H158ZM164 242H163V241ZM222 240V242H220ZM233 241V242H230V243H228L229 241ZM262 240V241H261ZM38 241V242H37ZM48 241V242H47ZM72 241V242H71ZM85 241V242H84ZM116 241H117V243H116ZM135 243H134V242ZM146 241V242H145ZM149 241H151V243L149 242ZM154 241V242H153ZM156 241H158V242H156ZM239 241H241V242H239ZM244 241H246V243H248L249 245H247L246 243H244ZM44 242V243H43ZM56 242H57V245H55L56 244ZM59 242L61 243V244H59ZM67 242V243H66ZM68 242H69V244H71V243H75V246H74V248L76 249V250H74V252L76 251L77 253H78V255H77V253L75 252V254H74V252H73V250H70V252L68 251V250H65V246H67V245H69L68 244ZM71 242V243H70ZM88 242H90V243H88ZM94 242V243H93ZM98 242H100V243H98ZM105 242V244H103ZM124 242V243H123ZM150 244H149V243ZM220 242V243H219ZM37 243V244H36ZM40 243V244H39ZM46 243H48V244H46ZM52 243V244H51ZM86 243V244H85ZM88 243V244H87ZM93 243V244H92ZM96 243V245H94ZM112 243V244H111ZM113 243H116V244H113ZM137 243H138V245H137ZM153 243V244H152ZM157 245H156V244ZM165 243V244H164ZM167 243V244H166ZM180 245H178V244ZM215 243V244H214ZM234 243H235V245H236V247H233V246H235L234 245ZM244 243V244H243ZM255 243H257V244H255ZM263 243H264V241H263ZM262 243V244H263ZM35 244H36V246H35ZM46 246H45V245ZM64 244V245H63ZM67 244V245H66ZM84 244V245H83ZM90 244V245H89ZM120 244H123V245H120ZM140 244H141V246H140ZM159 244V245H158ZM161 244V245H160ZM214 244V245H213ZM217 244H220V245H217ZM221 244H227L225 247H224V245L222 246ZM232 244V245H231ZM238 244V245H237ZM240 244L242 245V246H245V248H243L242 246H241V248L240 247H238V246H240ZM255 244V245H254ZM261 244V245H262ZM19 246L20 248H22L23 246ZM40 245V246H39ZM42 245V246H41ZM52 245H53V249H52ZM61 245H62V248L64 247V249H60L61 250V252L63 253V252H69V255H67L66 253H63V254H61V252L60 253H58L57 251L59 250V247L58 246H60L61 247ZM79 245V246H78ZM84 247H83V246ZM86 245V246H85ZM112 245H114V247L112 246ZM115 245H116V247H119V248H115ZM119 245V246H118ZM125 245H127V246H125ZM165 247H163V246ZM173 245V246H172ZM210 245H211V247H210ZM34 246L36 247V248H34ZM47 247V249H45L44 247ZM93 246V247H92ZM97 247V248H95V247ZM120 246H122V247H120ZM123 246H125V247H123ZM145 246V247H144ZM147 246V247H146ZM177 246V247H176ZM216 246H217V248H216ZM233 247L235 250L233 251V248H230V247ZM50 247V248H49ZM54 247H57V249H54ZM77 247V248H76ZM79 247H81V249H82V251L79 249ZM85 247H91L90 249L89 248H85ZM111 247H113L112 249L114 250H111ZM155 247V248H154ZM163 247V248H162ZM174 247H176V248H174ZM227 247V248H226ZM261 247V246H260ZM264 247V244L262 245V249H264L263 248ZM42 248V249H41ZM45 249V251H46V253H44L45 251H43L44 249ZM50 250H49V249ZM95 250V252H94V250ZM131 248V249H130ZM144 248H146V249H144ZM160 248V249H159ZM221 248V249H220ZM223 248V249H222ZM257 248V247H256ZM36 249V250H35ZM53 251H52V250ZM85 249V250H84ZM87 249V250H86ZM92 249V250H91ZM124 249V250H123ZM138 249V250H137ZM143 249H144V251H143ZM163 251H162V250ZM213 249V250H212ZM224 249H226V250H224ZM240 249V250H239ZM37 250H42L43 252H41V251H39V253H38V251ZM51 251V252H49V251ZM59 250V251H60ZM123 250L124 251V254L121 252V251ZM128 250V251H127ZM146 250H147V252H146ZM167 250H168V252H167ZM182 250H184V251H182ZM216 250H217V252H216ZM222 250H224V252H222ZM238 250V251H237ZM243 250H244V252H245V254L243 253ZM37 251V252H36ZM58 253H56V252ZM84 251H85V255H84ZM89 251V252H88ZM111 251V252H110ZM131 251V252H130ZM135 251V252H134ZM141 251V252H140ZM143 251V252H142ZM175 251V252H174ZM210 252V254H208L209 252ZM212 251L214 252V253H212ZM220 251H221V254L222 255H220ZM230 252V255L228 254L229 252ZM241 251V252H240ZM264 251V250H263ZM82 252V253H81ZM93 252V253H92ZM100 252V251H99ZM107 252V251H106ZM119 252H121L120 253V260H119ZM128 252V253H127ZM137 252H139V254L137 253ZM156 253L157 255L158 254H160L159 256H157V255H154V254H152V253ZM165 252V253H164ZM171 252V253H170ZM180 254H178V253ZM187 252V253H186ZM225 252L228 254H226L225 256H223L224 254H225ZM234 252V253H233ZM239 252V253H238ZM35 253H37V255H39V256H41L42 254L41 253H43L44 255H42L41 256V258L39 257V259L36 257L37 255L35 254ZM70 253H72V254H70ZM131 253V254H130ZM135 253V254H134ZM145 253H147V254H145ZM148 253H150V254H148ZM217 255H216V254ZM241 253H243V254H241ZM47 254V255H46ZM58 256H57V255ZM64 254H66V256H64ZM113 254V255H112ZM141 254V255H140ZM168 254V255H167ZM170 254V255H169ZM173 254V255H172ZM175 254V255H174ZM34 255H36L35 257H34ZM55 255V256H54ZM111 255V256H110ZM116 255V256H115ZM130 256L131 257V259H132V261H131V259H130V257H127V256ZM149 257V256H151V258L149 259L147 256ZM154 255V256H153ZM166 256V258L165 257H163V256ZM178 255H179V257H178ZM197 255H198V257H197ZM201 255V256H200ZM213 255V256H212ZM237 255H239L240 256V259H239V257L237 256ZM29 256H27V259H28V257ZM44 256H45V258H44ZM63 256V257H62ZM71 256V257H70ZM81 256H84V257H81ZM172 256V257H171ZM184 256V257H183ZM223 256V257H222ZM227 256V257H226ZM242 256H244L243 258H242ZM32 257H34V258H32ZM43 257V258H42ZM46 257H47V259H46ZM111 257V258H110ZM157 257V259H156V261H154L155 260V258ZM163 258V260H162V258ZM171 259H170V258ZM174 257V258H173ZM177 257H178V260H177ZM182 257V258H181ZM220 257L221 258H223V260L222 259H220ZM225 257H226V259H225ZM234 257V258H233ZM53 258H54V261H52L51 262V259L53 260ZM56 258V259H55ZM82 258H83V262H82ZM117 258V259H116ZM125 258H127V260L125 261ZM161 258V259H160ZM245 258V259H244ZM57 259H59V260H57ZM62 259V260H61ZM64 259V260H63ZM153 261H152V260ZM158 259H159V261H158ZM170 260V261H168V260ZM195 259V260H194ZM209 259H212V260H209ZM244 261H242V260ZM248 259H249V261H248ZM35 260V261H34ZM57 260V261H56ZM107 260L108 261H110V262H108L107 263ZM162 260V261H161ZM201 260V261H200ZM245 260L247 261V262H245ZM103 261V262H102ZM116 261H117V263H116ZM163 261H165V262H163ZM168 261V262H167ZM209 261V262H208ZM221 261V262H220ZM229 263H228V262ZM232 261V262H231ZM236 261H237V263H236ZM242 261V262H241ZM264 261V260H263ZM261 262L262 264H264V262ZM34 262V263H33ZM90 262V263H89ZM120 262V263H119ZM144 262V263H143ZM195 262V263H194ZM211 262V263H210ZM227 262V263H226ZM241 262V263H240ZM258 263V261L257 262H255L254 264H257ZM260 262L258 263V264H261ZM6 264V263H5ZM7 264H11V262H7Z\"/></svg>",
  "mask_w": 264,
  "mask_h": 264
},
{
  "label": "bare ground",
  "instance_id": "bare-ground-1",
  "mask_svg": "<svg viewBox=\"0 0 264 264\" xmlns=\"http://www.w3.org/2000/svg\"><path fill=\"white\" fill-rule=\"evenodd\" d=\"M6 1H7V0H6ZM12 1H14V0H12ZM12 1H11V2H8L9 5H10V3L13 4ZM37 1H38V0H36L35 2H37ZM48 1H50V0H48ZM48 1H47V2H48ZM55 1H56V0H54V2H55ZM59 1H61V0H58V3H59ZM66 1H67V0H65V1L63 0L64 3H61V4L64 5V4L66 3ZM76 1H77V0H76ZM76 1H75V2H76ZM80 1H81V0H80ZM92 1H93V0H92ZM103 1H104V0H103ZM103 1H102V3H103ZM106 1H108V0H106ZM117 1H118V0H116V2H117ZM119 1H121V0H119ZM124 1H127V0H124ZM129 1H130V0H129ZM132 1H135V0H132ZM132 1H131V2H132ZM142 1H143V0H142ZM163 1H164V0H163ZM165 1H166V0H165ZM171 1H172V0H171ZM181 1H182V0H181ZM181 1H180V2H181ZM185 1H186V0H185ZM213 1H214V2H213ZM228 1H229V0H228ZM232 1H234V0H231V2H232ZM237 1H238V0H237ZM237 1H236V2H237ZM249 1H250V0H249ZM2 2H3V1H2ZM19 2H20V1H19ZM19 2H18V3H19ZM42 2L44 3V1H42V0L40 1V0H39V3H42ZM68 2H69V0H68ZM88 2H90V1H88ZM94 2H96V0H95ZM99 2H101V1H99ZM113 2H114V1H113ZM140 2H141V1H140ZM144 2H145V1H144ZM152 2H154V1H152ZM168 2H170V0H169ZM168 2H166L167 5H169V4L171 3V2H170V3L168 4ZM177 2H178V1H177ZM180 2H178V3H180ZM187 2H188V1H187ZM191 2H192V1H190L189 3H191ZM194 2H195V1H194ZM212 2L215 3L216 6H217L215 9H217V8H218V9H221L224 1H223V0H212ZM236 2H234V3H235V4H234L235 6L233 5V7L229 6V4H230V3H229V4H228V7H230V8H235V7H236ZM238 2H240V1H238ZM238 2H237V3H238ZM253 2H254V1H253ZM261 2H262V1H261ZM4 3H5V1H4ZM15 3H16V2H15ZM55 3H56V5L58 4L57 1H56ZM70 3L72 4L71 1H70ZM86 3H87V2H86ZM91 3H92V2H91ZM104 3H105V1H104ZM104 3H103V5L105 6V4H106L107 2H106L105 4H104ZM108 3H109V2H108ZM137 3H138V2H137ZM149 3H151V2H149ZM156 3H157V2H156ZM164 3H165V2H164ZM166 3H165V4H166ZM174 3H176V2H174ZM200 3H201V2H200ZM207 3H208V1H207ZM209 3H210V1H209ZM246 3H247V0H246ZM249 3H250V4H249ZM249 3H248L249 6H250V5L253 6V4H252L251 2H249ZM258 3H260V2L258 1ZM263 3H264V2L261 3V6H262ZM16 4H17V3H16ZM16 4H15V5H16ZM30 4H31V3H30ZM37 4H38V2H37ZM44 4L46 5V1H45ZM44 4H42V5H44ZM47 4H49V3H47ZM50 4H51V1H50ZM61 4H60V5H61ZM75 4H76V3H75ZM88 4H90V3H88ZM94 4H95V3H94ZM99 4H100V3H99ZM111 4H112V3H111ZM111 4H109V7H110ZM115 4H116V3H115ZM119 4H120V5H119ZM121 4H122V3L119 2V3L116 4V5H117V6H120V9H121V6H122ZM126 4H127V3H125L124 5H126ZM141 4H142V2H141ZM143 4H144V3H143ZM154 4H155V3H154ZM162 4H163V2H162ZM162 4H161V5H162ZM165 4H164V6H165ZM184 4H185V3H184ZM192 4H193V3H192ZM198 4H199V3H198ZM226 4H227V3H226ZM244 4H245V3H244ZM19 5H20V3H19ZM31 5H32V4H31ZM68 5H69L68 8H70V4H69V3H68ZM78 5H79V3H78ZM83 5H84V4H83ZM106 5H107V4H106ZM113 5H114V4H113ZM129 5H131V3H129ZM167 5H166V6H167ZM170 5H171V4H170ZM177 5H178V4H176V6L173 5V6H174L173 9H174L175 13H174V12H171V11H172V8H171V6H169V7L171 8V10L169 9L171 13H173V14H179V15H180V12H183L182 14L186 13V12H184V11H181V8H180L181 5H178V6H177ZM182 5H183V4H182ZM189 5H190V4H189ZM212 5H213V4H212ZM224 5H225V4H224ZM257 5H258V4H257ZM50 6H51V5H50ZM54 6H55V5H54ZM64 6H65V5H64ZM64 6H63V9L66 10L67 8H66V7L64 8ZM85 6H86V5H85ZM91 6H93V5L91 4ZM91 6H90V7L88 6V8H95V7H91ZM100 6H102V5H100ZM100 6H98V7H100ZM107 6H108V5H107ZM126 6H127V5H126ZM187 6H188V4H187ZM187 6H186V4H185V6H181V7H187ZM192 6H193V5H192ZM200 6H201V5H200ZM204 6L207 7V4L204 5ZM204 6H203V7H204ZM208 6H209V5H208ZM245 6H246V5H245ZM249 6H248V7H249ZM263 6H264V5H263ZM5 7H6V6H5ZM36 7H37V6H36ZM38 7H39V6H38ZM58 7H59V6H58ZM71 7H73V6L71 5ZM75 7H77V6H75ZM75 7H74V8H75ZM79 7H80V6H79ZM105 7H106V6H105ZM129 7H130V6H129ZM141 7H143V6H141ZM144 7H145V6H144ZM147 7H148V6H147ZM154 7H155V6H154ZM190 7H191V6H190ZM237 7H238V6H237ZM248 7H247V8H248ZM250 7H251V6H250ZM250 7H249V8H250ZM258 7H259V5H258ZM30 8H31V7H30ZM47 8H48V7H47ZM47 8H46V9H47ZM60 8H61L60 10H62V7H60ZM80 8H81V7H80ZM82 8H83V6H82ZM82 8H81V9H82ZM84 8H85V7H84ZM86 8H87V6H86ZM101 8H102V7H101ZM111 8H112V11H113V7H111ZM134 8H137V7L135 6ZM145 8H146V7H145ZM145 8H143V9H145ZM149 8H150V7H149ZM155 8H156V7H155ZM164 8H166V10L168 11V9H167L168 7H164ZM192 8H193V10H194V6H193ZM192 8H191V9H192ZM213 8H214V7H213ZM213 8H212V9H213ZM242 8H244V7H242ZM249 8H248V9H249ZM256 8H257V7H256ZM259 8H260V7H259ZM259 8L256 9L257 12H258V9H259ZM263 8H264V7H263ZM40 9H41V8H40ZM46 9H45V11H46ZM50 9H51V8H50ZM71 9H72V8H71ZM75 9H76V8H75ZM75 9H73V10H75ZM95 9H96V8H95ZM98 9H100V8H98ZM106 9H107V8H106ZM109 9H110V8H109ZM118 9H119V8H118ZM125 9H126V8H125ZM129 9H130V8H129ZM156 9H158V8H156ZM183 9H184V8H183ZM189 9H190V8H189ZM199 9H200V8H199ZM201 9H203V8L201 7ZM209 9H211V8H209ZM222 9H225L224 6H223ZM222 9H221V12H220V13H222V12L224 13V12H225V11H222ZM27 10H28V9H26V12H27ZM57 10H58V8H57ZM60 10H59V11H60ZM65 10H64V11H65ZM67 10H68V9H67ZM67 10H66L65 12L68 13L69 11H67ZM69 10H70V9H69ZM96 10H97V9H96ZM103 10H104V9H103ZM123 10H124V7H123L122 11H123ZM146 10H147V9H146ZM197 10H198V9H197ZM205 10H206V8H205ZM205 10H203V11H202V10H198V11H199L200 13H203V12H205ZM207 10H208V9H207ZM207 10H206V11H207ZM228 10L230 11L229 8H228ZM233 10H234V9H232V11H233ZM240 10H241V9H240ZM252 10H254V6H253ZM261 10H262V9H261ZM263 10H264V9H263ZM36 11H37V9H36ZM39 11H40V10H39ZM41 11H42V10H41ZM52 11H53V10H52ZM59 11H58V12H59ZM76 11H77V9H76ZM79 11H80V12H79ZM84 11H85V10H84ZM87 11H88V10H87ZM87 11H85V12H87ZM92 11H94V10H92ZM100 11H101V9H100ZM100 11H99V12H100ZM105 11H106V10H104V12H105ZM109 11H110L109 13H111V10H109ZM120 11H121V10H120ZM122 11H121V12H122ZM124 11H125V10H124ZM127 11H128V9H127ZM187 11H188V8H187ZM201 11H202V12H201ZM210 11H212V10H210ZM210 11H209V13L212 15L213 13H211ZM214 11H215V10H214ZM216 11H218V10H216ZM232 11H231V15H232ZM237 11H238V10H237ZM241 11H242V10H241ZM254 11H255V10H254ZM31 12H32V11H31ZM46 12H47V11H46ZM46 12H44V13H46ZM65 12H64V13H65ZM71 12H72V10H71ZM73 12H74V11H73ZM77 12H79V14H80V13H81V10H78ZM90 12H91V11H90ZM95 12H96V11H95ZM95 12H94V14H95ZM99 12H98V14H99ZM102 12H103V11H101L99 15H101ZM104 12H103V13H104ZM121 12H120V13H121ZM135 12H137V10H136ZM139 12H140V9H139ZM142 12H144V11H142ZM147 12H148V11H147ZM150 12H151V11H150ZM153 12H154V11H153ZM170 12L168 11V13H166V12H164V13H166L167 15H169ZM191 12H192V11H191ZM199 12H197L198 15H200ZM218 12H219V11H218ZM218 12H217V13H218ZM259 12H260V11H259ZM259 12H258V13H259ZM261 12H262V11H261ZM29 13H30V12H29ZM51 13H52V12H51ZM61 13H62V12H61ZM64 13H62V14H64ZM82 13L84 14V12H82ZM106 13H108V12H106ZM106 13H104V14H106ZM115 13H116V12H114V16H115ZM117 13H119L118 10H117ZM130 13H131V12L128 11V14H127V15H131L133 12H132L131 14H130ZM140 13H141V12H140ZM187 13H188V12H187ZM189 13H190V11H189ZM193 13H194V12H192V14H193ZM197 13H196V15H197ZM206 13L208 14V12H205V13H203V14H206ZM220 13H219V14H220ZM235 13H236V12H235ZM241 13H242V12H241ZM241 13H240V15H241ZM252 13L255 14L256 12H252ZM262 13H263V12H262ZM262 13H261V14H262ZM10 14H11V13H10ZM22 14H23V13H22ZM25 14H27V13H25ZM37 14H38V13H37ZM46 14H47V13H46ZM55 14H58V13H55ZM75 14H76V13H75ZM75 14H74V15H75ZM77 14H78V13H77ZM90 14L92 15V12H91ZM98 14H97V16H98ZM104 14H103V15H104ZM125 14H126V13H125ZM141 14H142V13H141ZM151 14H152V12H151ZM151 14H150V15H151ZM192 14H190V15L192 16ZM210 14H209V15H210ZM215 14H216V13H215ZM226 14H227V11H226ZM228 14H229V12H228ZM228 14H227V15H228ZM236 14H238V13H236ZM249 14H250V13H249ZM249 14H248V15H249ZM2 15H3V14H2ZM34 15H36V14H34ZM38 15H39V14H38ZM40 15H41V14H40ZM49 15H50V13H49ZM59 15H60V13H59ZM59 15H58V16H59ZM69 15H70V14H69ZM72 15H73V14H72ZM80 15H81V14H80ZM110 15H113V14H110ZM118 15H120V14H118ZM127 15H126V16H127ZM138 15H139V14H138ZM170 15H172V14H170ZM170 15H169V17H170ZM185 15H186V14H185ZM213 15H214V14H213ZM227 15H225V16H227ZM233 15H235V14H233ZM255 15H256V14H255ZM257 15L260 16V14H257ZM262 15H264V13H263ZM16 16H17V15H16ZM27 16H29V15H27ZM30 16L32 17L33 15H30ZM30 16H29V17H30ZM36 16H37V15H36ZM42 16H43V14H42ZM51 16H52V15H51ZM56 16H57V15H56ZM70 16H71V15H70ZM122 16H123V14H122ZM122 16L120 15V18H121ZM133 16H134V14H132V17H130V16H129V17L132 18V20H133V18H134ZM135 16H136V15H135ZM141 16H142V15H141ZM145 16H146V15H145ZM148 16H149V15H148ZM173 16H174V15L171 16L172 20L176 19L175 17H174V19H173ZM176 16H177V15H176ZM180 16H181V15H180ZM180 16H179V17H180ZM182 16H183V15H182ZM191 16H190V17H191ZM206 16H207V15H206ZM206 16H205V17H206ZM216 16H217V14L214 15V17L212 16V17L214 18V20H215V17H216ZM219 16H223V15L220 14ZM242 16H243V15H242ZM252 16H253V15H252ZM252 16H251V17H252ZM8 17H10V16H8ZM21 17H22V16H21ZM46 17H48V15H46ZM54 17H55V16H54ZM62 17H63V16H62ZM67 17H68V14H67ZM67 17H66V18H67ZM79 17H80V16H79ZM87 17H88V16H87ZM90 17H91V16H90ZM90 17H88V18H89V21L91 20ZM107 17H108V16H107ZM129 17H128V18H129ZM137 17H138V16H136V19H137ZM142 17H143V16H142ZM177 17H178V16H177ZM179 17H178V18H179ZM208 17H209V19H210V16H208ZM239 17H240V16H239ZM262 17H263V19H264V16H262ZM262 17H257V18H258V19L260 18V20H262V19H261ZM6 18H7V17H6ZM11 18H12V17H11ZM40 18H42V17H40ZM56 18H57V17H56ZM71 18H72V17H71ZM76 18H77V17H76ZM96 18H97V17H96ZM98 18H99V17H98ZM98 18H97V19H98ZM100 18H101V20H102V18H104V17H100ZM117 18H118V16H116V19H117ZM124 18H125V17H124ZM153 18H154V17H153ZM157 18H158V17H157ZM162 18H163V17H162ZM164 18H165V17H164ZM182 18H183V20H185L184 18H188V17H187V15H186V17L183 16ZM182 18L180 17V19H182ZM193 18H195V17H194V14H193ZM193 18H191V19H193ZM197 18H198V16H197ZM201 18H203V17L200 16V18H199L198 20H200ZM206 18H207V17H206ZM206 18H203V19L205 20ZM218 18H219V17H218ZM221 18H222V17H221ZM223 18H224V17H223ZM230 18H231V16H230ZM230 18L228 17V18H226V20H227V19L230 20ZM235 18H236V16H235L233 19H235ZM13 19H16V18H13ZM21 19H22V18H21ZM72 19H73V18H72ZM80 19H81V18H80ZM93 19H95V18H94L93 15H92V20H93ZM116 19H115V20H116ZM126 19H127V18H126ZM140 19H141V18H140ZM146 19H147V18H146ZM151 19H152V18H151ZM195 19H196V18H195ZM236 19H237V18H236ZM236 19H235V21H236ZM240 19H241V18H240ZM243 19H244V18H243ZM243 19H242V20H243ZM255 19H256V18H255ZM255 19H254V20H255ZM17 20H19V19H17ZM48 20H49V19H48ZM50 20H51V19H50ZM56 20H58V19H56ZM59 20H60V19H59ZM77 20H78V19H77ZM84 20H86V19H84ZM104 20H107V18L105 17ZM115 20H112V19H111V20H110V21H111V24H109V25H112V23H113V25H114V22H113V21H115ZM120 20H123V18H121ZM127 20H128V19H127ZM127 20H126V22H127ZM132 20H131V21H132ZM158 20H159V19H158ZM163 20H164V19H163ZM178 20H179V19H178ZM188 20H189V19H188ZM204 20H203V22L201 23V26H202V24H203V26L206 25L205 23H206L207 20H206V21H204ZM210 20L212 21L213 19H210ZM219 20H221V19L219 18ZM223 20H224V19H223ZM223 20H222V23L224 22ZM228 20H227V21H228ZM231 20H232V18H231ZM231 20H230V21H231ZM254 20H253V21H254ZM256 20H257V19H256ZM260 20H259V22H260ZM8 21H9V20H8ZM12 21H13V20H12ZM12 21H11V23H13ZM52 21H54V19H52ZM74 21H75V20H74ZM81 21H82V20H81ZM97 21H98V20H97ZM118 21H119V20H118ZM124 21H125V19L123 20V22H124ZM142 21H143V20H142ZM144 21L146 22V20H144ZM156 21H157V19H156ZM161 21H162V20H161ZM170 21H171V20H170ZM185 21H186V20H185ZM189 21H190V20H189ZM208 21H209V20H208ZM232 21H233V20H232ZM235 21H234V23H235ZM243 21H244V20H243ZM250 21H251V20H250ZM9 22H10V21H9ZM59 22H60V21H59ZM76 22H77V21H76ZM78 22H79V20H78ZM87 22H88V21H87ZM90 22H91V21H90ZM94 22H95V20L92 21V23H94ZM100 22H101V21H100ZM100 22H99V23H100ZM104 22H105V21H104ZM145 22H144V23H145ZM176 22H177V21L175 20V24H176ZM178 22H179V21H178ZM198 22H201V21H198ZM204 22H205V23H204ZM209 22H210V21H209ZM214 22H215V21H214ZM219 22H220V21H219ZM240 22H241V21H240ZM240 22H238V23H240ZM255 22L257 23V21H255ZM259 22H258V24H259ZM263 22H264V21L262 20L261 24H262ZM7 23H8V22H7ZM14 23H17V21H15ZM19 23H20V22H19ZM19 23H18V24H19ZM67 23H68V22H67ZM73 23H74V22H73ZM92 23H91V25H92ZM97 23H98V22H96L95 24H93V25H94V28L97 27V26H95ZM102 23H103V22H102ZM105 23H107V22H105ZM108 23H110V22H108ZM115 23H116V22H115ZM117 23H118V22H117ZM119 23H120V22H119ZM129 23L131 24V22H128V24H129ZM142 23H143V22H142ZM180 23H183L182 20L179 22V25H180ZM184 23H186V22H184ZM184 23H183V24H184ZM187 23H188V22H187ZM187 23H186V24H187ZM190 23H191V22H190ZM194 23H197V21L195 22V21L193 20V24H194ZM236 23H237V22H236ZM241 23H242V22H241ZM243 23H244V22H243ZM252 23H253V22H252ZM256 23H255V24H256ZM77 24H78V23H77ZM79 24H80V23H79ZM83 24H84V23H83ZM125 24H126V23H125ZM133 24H134V23H133ZM138 24H139V23H138ZM148 24H149V23H148ZM157 24H158V23H157ZM161 24H163V23H161ZM172 24H173V23H172ZM186 24H185V25H186ZM207 24H208V22H207ZM211 24H212V23H211ZM211 24H208V25H211ZM244 24H245V23H244ZM244 24H243V25H244ZM263 24H264V23H263ZM11 25H12V24H11ZM99 25H100V24H99ZM117 25L119 26V24H117ZM121 25H122V24H121ZM121 25H120V26H121ZM123 25H124V24H123ZM140 25H141V24H140ZM142 25H143V24H142ZM144 25H145V24H144ZM177 25H178V24H177ZM177 25H175V27H176ZM179 25H178V27L181 26V25H180V26H179ZM185 25H184V27L182 26V29H183V30H184V28H185ZM195 25H197V24H194V26H195ZM217 25H219V24H217ZM221 25H222V24H221ZM230 25H231V24H230ZM259 25H260V24H259ZM60 26H61V25H60ZM83 26H84V25H83ZM87 26H88V25H87ZM115 26H116V24H115ZM120 26H119V27H120ZM124 26H125V25H124ZM132 26H133V25H132ZM137 26H138V25H137ZM145 26H146V25H145ZM145 26H144V27H145ZM152 26H153V25H152ZM161 26H162V25H161ZM190 26H191V24H190ZM190 26H189V27H190ZM194 26H191V27H193L192 29H195V28H196V30H197L198 25L195 26V28H194ZM199 26H200V23H199ZM201 26H200V27H201ZM203 26H202V27H203ZM206 26H207V25H206ZM236 26H237V25H236ZM240 26H241V25H240ZM240 26H237V27L239 28ZM256 26H258V25H256ZM263 26H264V25H263ZM79 27H81V26H79ZM79 27L77 28L78 33H76V32H77V30H76L75 32H72V34H75V33H76L75 35L78 36V35L82 32L81 28H80V30H81V32H80ZM90 27H92V26H90ZM98 27H99V26H98ZM100 27H102V25H100ZM104 27H105V26H104ZM106 27H108V29H109V26L106 25ZM113 27H114V26H113ZM116 27H117V26H116ZM156 27H157V26H156ZM159 27H160V26H159ZM162 27H163V26H162ZM165 27H166V26H165ZM175 27H174V29H175ZM191 27H190V28H191ZM204 27H205V26H204ZM207 27H208V26H207ZM218 27H220V25L217 26V28L214 27V28H215V30H214L215 32H216V29H218ZM234 27H235V26H234ZM245 27H246V26H245ZM71 28H74V27H71ZM92 28H93V27H92ZM121 28H124V27L121 26ZM142 28H143V27H142ZM149 28H150V27H149ZM151 28H152V27H151ZM153 28H155V25H154ZM176 28H177V27H176ZM187 28H188V27H187ZM211 28H213V25L210 26L209 29H211ZM214 28H213V29H214ZM224 28H225V27H224ZM228 28H230L229 25H228ZM232 28H233V27H232ZM232 28H231V29H232ZM235 28H236V27H235ZM235 28H234V29H235ZM238 28H237V30H238ZM259 28L261 29V27H259ZM259 28H257V29L259 30ZM82 29H83V28H82ZM85 29L88 30L89 28H86V27H85ZM85 29H84V30H85ZM96 29H97V28H96ZM96 29H95V30H96ZM114 29H115V28H114ZM116 29H117V28H116ZM131 29H132V28H131ZM135 29H136V28H135ZM162 29H163V28H162ZM182 29H179V30L181 31ZM188 29H189V28H188ZM200 29H201V28H200ZM222 29H223V28H222ZM243 29L246 30V28H244V26H243ZM250 29H251V28H250ZM262 29H263V28H262ZM262 29H261V30H262ZM29 30H30V29L28 28L27 31H29ZM31 30H32V29H31ZM74 30H75V29H74ZM95 30H94V31H95ZM110 30H112V29H110ZM123 30H124V29H123ZM141 30H142V29H141ZM141 30H140V31H141ZM146 30H147V29H146ZM150 30H152V29H150ZM155 30H156V29H155ZM159 30H160V29H159ZM198 30H199V29H198ZM202 30H203V29H202ZM223 30H224V29H223ZM227 30H228V29H227ZM227 30L225 29V31H227ZM229 30H230V29H229ZM232 30H233V29H232ZM232 30H230V32H231ZM235 30H236V29H235ZM23 31H24V30H23ZM70 31H72V30H70ZM70 31H69V33L71 34ZM98 31H99V29H98ZM101 31H103V30H101ZM101 31H100V32H101ZM105 31H106V30H105ZM113 31H117V30H113ZM120 31H121V29H120ZM126 31H127V30H126ZM140 31H139V34H140L141 32L144 33V30L141 31V32H140ZM163 31H164V30H163ZM177 31H178V30H177ZM186 31H187V29H186ZM191 31H192V30H191ZM194 31H195V30H194ZM208 31H209V30H208ZM212 31H213V30H211L210 32H212ZM25 32H26V31H25ZM84 32H85V31H84ZM84 32H83V33H84ZM109 32H110V31H109ZM109 32H108V33H109ZM118 32H119V31H118ZM130 32H131V31H130ZM147 32H148V31H146V33H147ZM156 32L158 33V31H156ZM161 32H162V31H161ZM200 32L203 34L205 31H203V32L200 31ZM206 32H207V28H206ZM215 32H214V33H215ZM230 32H229V33H230ZM244 32H246V31H243V33H244ZM258 32H259V31H258ZM261 32H262V31H261ZM22 33H23V32H22ZM22 33H21V34H22ZM83 33H81V35H82ZM86 33H87V31H86ZM94 33H95V32H94ZM96 33H97V31H96ZM96 33H95V34H96ZM104 33H105V32H104ZM112 33H113V32H112ZM120 33H121V32H120ZM122 33H123V31H122ZM149 33H150V31H149ZM154 33H155V31H154ZM157 33H156V35H157ZM162 33H163V32H162ZM164 33H165V34H168L169 32L166 33V32L164 31ZM176 33H177V32H176ZM187 33H188V32H187ZM198 33H199V32H198ZM217 33H218V35H219L220 31H217V32L215 33V35H216ZM223 33H224V32H222L221 34L224 35ZM232 33H233V32H231V34H232ZM240 33H241V32H240ZM240 33H239V34H240ZM23 34H24V33H23ZM66 34H67V32H66ZM109 34H110V33H109ZM114 34H115V32H114ZM131 34L133 35V33H131ZM184 34H185V33H184ZM204 34H205V33H204ZM204 34H203V36H204ZM225 34H226V33H225ZM236 34H237V31H236ZM263 34H264V32H263ZM106 35L108 36V34L105 33V36H106ZM110 35L113 36V34H110ZM116 35H118V33H117ZM116 35H115V36H116ZM141 35H142V34H141ZM149 35H150V34H149ZM149 35L146 34L147 39H148V37L150 38ZM152 35H154V34L152 33ZM156 35H155V36H156ZM169 35H170V34H169ZM171 35H172V34H171ZM182 35H183V34H182ZM199 35H200V33H199ZM212 35H213V34H211V36H212ZM229 35H230V34H229ZM237 35H238V34H237ZM253 35H254V34H253ZM261 35H262V33H261ZM20 36H22V35H20ZM23 36H24V35H23ZM65 36H66V35H65ZM77 36H75V37H77ZM79 36H80V35H79ZM79 36H78V37H79ZM83 36H84V34H83ZM83 36H80V37L83 38ZM99 36H100V33H99ZM115 36H114V37H115ZM126 36H127V35H126ZM134 36H135V35H134ZM138 36H140V35H137V37H138ZM142 36L144 37V35H142ZM146 36H145V37H146ZM188 36H189V34H188ZM203 36H200V38L203 37ZM206 36H207V35H206ZM227 36H228V34H227ZM231 36H232V35H231ZM233 36H234V34H233ZM67 37H68V38L70 37L69 39H70V40H73V42H76V41H77V40H76L77 38L75 39L76 41H74V38H75L74 36H70V35L68 34ZM102 37H103V36H102ZM143 37H142V39H143ZM160 37H161V36H160ZM164 37H166V35H165ZM171 37H172V36H171ZM186 37H187V36H186ZM193 37H194V36H193ZM209 37H210V36H208L207 38H209ZM213 37H214V36H213ZM224 37H226V36L224 35ZM239 37H240V36H239ZM241 37H243V36H241ZM6 38H7V36H6ZM14 38H15V37H14ZM26 38H27V37H26ZM65 38H66V37H65ZM68 38H67V39H68ZM82 38H80V40H81ZM127 38H128V37H127ZM129 38H130V37H129ZM139 38L141 39V37H138V39H139ZM151 38H153V37H151ZM155 38H156V40H157L159 37L157 38V36H156ZM166 38L169 39V37H166ZM166 38H165V40L167 41L168 39H166ZM177 38H178V37H177ZM177 38H176V39H177ZM198 38H199V37H198ZM205 38H206V37H205ZM218 38H219V36H218ZM235 38H237L236 35H235ZM247 38H248V36H247ZM20 39H22V38H20ZM23 39H24V38H23ZM98 39H99V38H98ZM104 39H105V38H104ZM110 39H112V38H110ZM113 39H115V38H113ZM116 39H118V38H116ZM133 39H134V38H133ZM135 39H136V38H135ZM171 39H172V38H171ZM195 39H197V37H196ZM209 39H210V38H209ZM209 39H207V41H208ZM215 39H216V38H215ZM223 39H224V38H223ZM226 39L228 40L227 37H226ZM226 39H224V42H225ZM229 39H230V38H229ZM231 39H232V37H231ZM239 39H240V38H239ZM253 39H254V38H253ZM253 39H252V40H253ZM262 39H263V38H262ZM10 40H11V39H10ZM80 40H79V41H80ZM107 40H109V39H107ZM123 40H124V39H123ZM126 40H127V39H126ZM144 40H146V39L144 38ZM150 40H151V39H149V41H150ZM152 40H153V39H152ZM152 40H151V41H152ZM154 40H155V39H154ZM162 40L164 41L163 34H162ZM172 40H173V39H172ZM179 40H180V39H179ZM181 40H182V39H181ZM181 40H180V44H181ZM186 40H187V39H186ZM186 40H185V41H186ZM198 40H199V39H198ZM213 40H214V38H213ZM227 40H226V41H227ZM233 40H234V38H233ZM235 40H236V42H237V39H235ZM263 40H264V39H263ZM263 40H262V41H263ZM2 41H4V40H2ZM17 41H18V40H17ZM27 41H28V40H27ZM63 41H64V43H65L66 40L63 38ZM99 41H100V40H99ZM103 41H104V40H103ZM112 41H113V40H112ZM121 41H122V38H121ZM131 41H132V40H131ZM136 41H137V39H136ZM140 41H141V40H140ZM149 41H148V42H149ZM175 41H176V40H175ZM188 41H189V40H188ZM193 41H194V40H193ZM202 41H203V39H202ZM207 41H206V43H207ZM220 41H221V40H220ZM220 41L218 42V44L220 43ZM231 41H232V40H231ZM247 41H248V40H247ZM260 41H261V38H260ZM260 41H259L258 44H260ZM6 42H7V41H6ZM6 42H3V43H6ZM21 42H22V41H21ZM67 42H68V41H67ZM67 42H66V43H67ZM105 42H106V41H105ZM108 42H109V41H108ZM142 42L144 43L143 40H142ZM148 42H147V43H148ZM153 42H154V41H153ZM158 42H159V40H158ZM168 42H169V40H168ZM183 42H184V41H183ZM190 42H192V41H190ZM190 42H189V43H190ZM242 42H243V41H242ZM252 42H253V41H252ZM10 43H11V42H10ZM10 43H8V44H10ZM24 43H25V39H24ZM64 43H62V44H64ZM95 43H98V44H99L98 41L95 42ZM102 43H103V42H102ZM106 43H107V42H106ZM106 43H103V44H106ZM134 43H135V42H134ZM136 43H137V42H136ZM147 43H146V46H147ZM149 43H150V42H149ZM149 43H148V44H149ZM155 43H156V42H155ZM166 43H167V42H166ZM170 43H171V41H170ZM189 43H188V46L190 45ZM201 43H202V42H201ZM203 43H204V42H203ZM206 43H204L205 46H207ZM212 43H213V42H212ZM6 44H7V43H6ZM13 44H14V43H13ZM25 44H26V43H25ZM27 44L30 45V44H32V43H28V42H27ZM27 44H26V45H27ZM98 44H96V45H98ZM185 44H186V43H185ZM197 44H198V43H197ZM197 44H196V45H197ZM214 44H215V47H216L217 44H216V43H214ZM228 44H229V43H228ZM258 44H256V45H258ZM261 44H262V42H261ZM261 44H260L261 48L264 47L263 44H262V45H261ZM10 45H11V44H10ZM35 45H37V44H35ZM65 45H66V44H65ZM101 45H102V44H101ZM101 45H100V46H101ZM107 45H108V44H107ZM110 45H111V44H110ZM133 45H134V44H132V46H133ZM143 45H145V44H143ZM183 45H184V44H183ZM194 45H195V44H194ZM208 45H209V44H208ZM20 46H21V45H20ZM23 46H24V45L22 44V47H23ZM27 46H28V45H27ZM33 46H34V44H33ZM33 46H32V47H33ZM98 46H99V45H98ZM102 46H104V45H102ZM130 46H131V44H130ZM177 46H178V45H177ZM192 46H193V45H192ZM202 46H203V45H202ZM232 46H233V45H232ZM234 46H235V45H234ZM258 46H259V45H258ZM5 47L8 48L7 45H6ZM11 47H13V46H11ZM22 47H21V48H22ZM25 47H26V46H25ZM25 47H24V48H25ZM30 47H31V46H30ZM37 47H38V45L36 46V48H37ZM106 47H107V46H106ZM144 47H145V46H144ZM184 47H186V46L184 45ZM189 47H190V46H189ZM189 47H188V48H189ZM207 47H208V46H207ZM211 47H212V46H211ZM221 47H223V46H221ZM228 47H229V45H228ZM255 47H257V46H255ZM24 48H22V49H24ZM26 48H27V47H26ZM39 48H40V47H39ZM41 48H42V47H41ZM97 48H98V47H97ZM97 48H96V49H97ZM136 48H137V47H136ZM175 48H176V47H175ZM182 48H183V47H182ZM195 48H196V47H195ZM202 48H203V47H202ZM212 48H214V47H212ZM216 48H217V47H216ZM233 48H235V47H233ZM236 48H237V47H236ZM236 48H235V49H236ZM240 48H241V47H240ZM258 48H259V47H258ZM22 49H21V50H22ZM28 49H29V48H28ZM107 49H108V48H107ZM197 49H198V48H197ZM230 49H231V48H230ZM5 50H6V49H5ZM9 50H10V49H9ZM45 50L47 51V49H45ZM177 50H179V49H177ZM190 50H192V49L190 48ZM194 50H196V49H194ZM205 50H206V49H205ZM239 50H240V49H239ZM246 50H247V49H246ZM255 50H257V49H255ZM262 50H263V48H262ZM262 50H261V52L264 51V50H263V51H262ZM7 51H8V49H7ZM43 51H44V50H43ZM89 51H90V50H89ZM94 51H96V50H94ZM142 51H143V49H142ZM171 51H172V50H171ZM232 51H233V50H232ZM237 51H238V49H237ZM240 51H242V50H240ZM258 51H260V50H258ZM258 51H256V52L259 54L260 52H258ZM3 52H4V47H3ZM10 52H11V51H10ZM22 52H23V51H22ZM28 52H30V51H28ZM177 52H178V51H177ZM177 52L175 51V53H177ZM181 52H182V50H181ZM181 52H180V54H183L184 51H183L182 53H181ZM187 52H188V51H187ZM213 52H214V51H213ZM229 52H230V51H229ZM8 53H9V52H8ZM23 53H25V50H24ZM33 53H34V51H33ZM47 53H49V52H47ZM170 53H171V52H170ZM170 53H169V54H170ZM172 53H174V52H172ZM191 53H192V52H191ZM193 53H194V52H193ZM197 53H198V52H197ZM203 53H204V51H203ZM207 53H208V50H207ZM218 53H219V52H218ZM233 53H234V52H233ZM235 53H236V51H235ZM235 53H234V54H235ZM239 53H240V52H238V54H239ZM257 53H254V54H257ZM263 53H264V52H263ZM92 54H93V53H92ZM223 54H224V53H223ZM238 54H236V56H237ZM26 55H27V51H26ZM26 55H25V56H26ZM28 55H29V54H28ZM45 55H46V57L49 56V55L47 56V54H42L41 56L43 57V56H45ZM108 55H109V54H108ZM108 55H106V58L108 57ZM124 55H126V54H124ZM172 55H173V54H172ZM221 55H222V54H221ZM225 55H226V53H225ZM247 55H248V54H247ZM259 55H261L260 58H262V53L259 54ZM30 56H31V53H30V55H29L28 57L30 58ZM32 56H33V55H32ZM32 56H31V57H32ZM35 56H36V55H35ZM109 56H110V55H109ZM126 56H127V55H126ZM170 56H171V55H170ZM170 56H169V57H170ZM175 56H176V55H175ZM178 56H179V55H178ZM186 56H187V55H186ZM186 56H185V57H186ZM188 56H189V55H188ZM191 56H192V55H191ZM201 56H202V55H201ZM206 56H207V55H205V57H206ZM236 56H235V58H236ZM127 57H128V56H127ZM179 57H180V56H179ZM185 57H184V58H185ZM189 57H190V56H189ZM196 57H197V56H196ZM196 57H195V58H196ZM198 57H199V56H198ZM205 57H204V58H205ZM215 57H216V56H215ZM229 57H231V59H232V56H229ZM229 57H228V55H227V58H229ZM263 57H264V56H263ZM44 58H45V57H44ZM108 58H111V57H108ZM173 58H174V57H173ZM176 58H177V56H176ZM176 58H175V59H176ZM182 58H183V57H182ZM225 58H226V57H225ZM237 58H238V56H237ZM40 59H41V58H40ZM48 59H49V58H48ZM121 59H122V58H121ZM121 59H120L119 61H121ZM141 59H142V58H141ZM202 59H203V58H202ZM206 59H207V58H206ZM212 59H214V58H212ZM231 59H230V60H231ZM238 59H239V58H238ZM238 59H237V60H238ZM241 59H242V58H241ZM243 59H244V58H243ZM256 59L258 60V63H259L260 65H259V66L255 65V66H256L257 68H261V69H260V71H261V72H260V73H261V76L258 77L256 74H255V75L258 77V79H259V78H263V81H264V63H263L264 60L259 62V59H258L257 57H256ZM42 60H43V59H42ZM44 60H45V59H44ZM46 60H47V59H46ZM50 60H51V59H50ZM50 60H49V61H50ZM108 60H109V59H108ZM108 60H107V62H108ZM112 60H114V61H112ZM115 60H116V59H113V58H112L109 62L112 61V62L114 63ZM117 60H118V58H117ZM171 60H172V59H171ZM203 60H204V59H203ZM203 60H202V61H203ZM226 60H227V59H226ZM245 60H246V59H245ZM27 61H28V59H27ZM31 61H32V59L30 60V63H31ZM33 61H35V60H33ZM37 61H38V59H37ZM40 61H41V60H40ZM47 61H48V60H47ZM47 61H45V62H46V65L48 64ZM122 61H123V60H122ZM125 61H126V59H125ZM128 61H129V60H128ZM183 61H184V60H183ZM187 61H188V60H187ZM193 61H194V60H193ZM235 61H236V60H235ZM235 61H231V62L235 63ZM241 61H242V60H241ZM25 62H26V61H25ZM105 62H106V60H105ZM123 62H124V61H123ZM123 62H122V63H123ZM130 62H131V61H130ZM185 62H186V61H185ZM195 62H196V61H195ZM210 62H211V60H210ZM216 62H217V61H216ZM231 62H230V61H227V63H231ZM28 63H29V62H28ZM33 63L35 64V62H33ZM50 63H51V61H50ZM50 63H49V65H50ZM103 63H104V61H103ZM120 63H121V62H120ZM120 63L118 62V64H120ZM125 63H126V62H125ZM131 63H132V62H131ZM206 63H207V62H206ZM237 63H238V62H237ZM254 63H255V61H254ZM44 64H45V63H44ZM118 64H116V65L118 66ZM127 64H128V62H127L125 65H127ZM191 64H192V63H191ZM196 64H197V63H196ZM198 64H200V63H198ZM198 64H197V66H198ZM218 64H219V63H218ZM235 64H236V63H235ZM100 65H101V64H100ZM104 65H105V63H104ZM120 65H122V64H120ZM194 65H195V64H194ZM206 65H207V64H205L204 66H206ZM229 65H230V64H229ZM35 66H36V64H35ZM123 66H124V65H123ZM123 66H122V67H123ZM130 66H131V65H130ZM183 66H184V65H183ZM189 66H190V65H189ZM217 66H218V65H217ZM227 66H228V65H227ZM227 66H226V67H227ZM230 66H231V65H230ZM230 66H229V68L231 69ZM236 66H237V64H236ZM247 66H248V64H247ZM37 67H39V66L37 65ZM41 67H46V66L42 65ZM47 67H48V66H47ZM74 67H75V66H74ZM99 67H100V66H99ZM126 67H127V66H126ZM195 67H196V66H195ZM232 67H234V64H232ZM97 68H98V67H97ZM100 68H101V67H100ZM103 68H104V67H103ZM124 68H125V67H124ZM131 68H132V66H131ZM183 68H184V67H183ZM189 68H190V67H189ZM189 68H188V69H189ZM198 68H199V67H198ZM204 68H205V67H204ZM227 68H228V67H227ZM229 68H228V69H229ZM234 68H235V67H234ZM244 68H245V67H244ZM39 69H40V68H39ZM77 69H78V68H77ZM105 69H106V68H105ZM107 69H108V68H107ZM125 69L127 70L128 68H125ZM175 69H176V68H175ZM185 69H186V68H185ZM237 69H238V68H237ZM75 70H76V69H75ZM79 70H80V69H79ZM81 70H82V69H81ZM100 70H101V69H100ZM129 70H131V69L129 68ZM189 70H190V69H189ZM234 70H235V69H234ZM73 71H74V69H73ZM93 71H94V70H93ZM95 71H97V70H95ZM95 71H94V72H95ZM102 71H104V70H102ZM102 71H100V72H102ZM109 71H110V70H109ZM179 71H180V70H179ZM191 71H193V70H191ZM229 71H230V70H229ZM229 71H228V73H229ZM239 71H240V70H239ZM244 71H245V70H244ZM248 71H249V70H248ZM248 71H246V72H248ZM74 72H75V71H74ZM94 72H93V73H94ZM105 72H107V71H105ZM122 72H123V71H122ZM237 72H238V71H237ZM251 72H252V71H251ZM257 72H258V71H257ZM257 72H256V73H257ZM37 73H39V72H37ZM64 73H65V72H64ZM69 73H70V72H69ZM71 73H72V72H71ZM78 73H79V71H78ZM96 73H97V72H96ZM242 73H243V72H242ZM248 73H249V72H248ZM98 74L101 76L100 73H98ZM105 74H106V73H105ZM121 74H122V73H121ZM121 74H119V75H121ZM123 74H124V76H125V75H126V76L129 75V74H127V72H126V73L123 72ZM172 74H173V73H172ZM174 74H176V73H174ZM188 74H189V73H188ZM190 74H191V73H190ZM190 74H189V75H190ZM231 74H232V73H231ZM234 74H235V72H234ZM243 74H244V73H243ZM257 74H259V73H257ZM64 75H65V74H64ZM178 75H179V74H178ZM238 75H239V74H238ZM244 75H245V74H244ZM67 76H69V78L72 80L73 77H70V75H67ZM100 76H99V77H100ZM104 76H107V75H104V74H103L102 77L104 78ZM109 76H110V74H109ZM116 76H117V75H116ZM122 76H123V75H122ZM126 76H125V78H127V80H128V79L130 80V78H129L130 76H128V77H126ZM165 76H166V75H165ZM168 76H169V75H168ZM173 76H174V75H173ZM227 76L229 77L230 74L227 75ZM236 76H237V74H236ZM118 77H119V76H118ZM228 77H227V79H229L231 76H230L229 78H228ZM42 78H43V77H42ZM62 78H63V77H62ZM65 78H66V77H65ZM105 78H106V77H105ZM123 78H124V77H123ZM175 78H176V76L174 77V79H175ZM178 78H180V77H178ZM204 78H205V77H204ZM234 78H235V77L233 76V79H234ZM244 78H245V77H244ZM40 79H41V78H40ZM43 79H44V78H43ZM50 79H51V78H50ZM100 79H101V77H100ZM121 79H122V77H121ZM168 79H170V78H168ZM182 79H183V78H182ZM189 79H190V78H189ZM189 79H188V80H189ZM198 79H199V78H198ZM230 79L232 80V78H230ZM239 79H240V78H239ZM34 80H35V79H34ZM67 80H69V79H67ZM67 80H66V81H67ZM71 80H70V81H71ZM103 80H104V79H102V83H103ZM107 80H108V78H107ZM122 80H123V79H122ZM171 80H172V76H171ZM178 80L180 81L181 79H177L176 81H175V80H173V81L178 82ZM192 80H193V79H192ZM192 80H191V81H192ZM200 80H201V79H200ZM203 80H204V79H203ZM231 80H229V81H231ZM237 80H238V78H237ZM241 80H242V79H241ZM255 80L257 81V79H255ZM261 80H262V79H261ZM261 80H260V81H261ZM47 81H49V80H47ZM51 81H52V80H51ZM100 81H101V80H100ZM100 81L98 80V82H100ZM104 81H105V84L107 85V83H106L107 81H106V80H104ZM108 81L110 82V80H108ZM125 81H126V79H125ZM183 81H184V80H183ZM227 81H228V80H227ZM229 81H228V82H229ZM234 81H235V79H234ZM234 81H231V82L233 83ZM243 81H244V80H243ZM38 82H39V80H38ZM41 82H42V81H41ZM43 82H44V81H43ZM67 82H69V81H67ZM175 82H173V83H175ZM201 82H202V81H201ZM205 82H206V81H205ZM23 83H25V82H23ZM28 83H29V82H28ZM34 83H37V80H35ZM34 83H33V84H34ZM70 83H71V82H70ZM130 83H131V82H129V84H130ZM171 83H172V82H171ZM173 83H172V85H174V88H175L176 84H173ZM178 83H179V82H178ZM182 83H184V82H182ZM182 83H181V84H182ZM226 83H227V82H226ZM258 83H259V82H258ZM258 83H256L255 85H257V88H258L257 90L260 91V89H259V87H258ZM263 83H264V82H263ZM50 84H52V83H50ZM97 84H98V83H97ZM181 84H180V86H182ZM200 84H201V83H200ZM212 84H214V83H212ZM239 84H240V83H239ZM244 84H246V83H244ZM25 85H26V84H25ZM94 85H95V84H94ZM101 85H102V84H100V87H101ZM103 85H104V84H103ZM106 85H105V87H106ZM201 85H203V84H201ZM207 85H208V84H207ZM226 85H227V84H226ZM259 85H260V84H259ZM29 86H30V84H29ZM186 86H187V84H186ZM190 86H191V85H190ZM198 86H199V85H198ZM238 86H239V85H238ZM251 86H254V85H251ZM261 86H262V85H260V87H261ZM26 87H27V86H26ZM31 87H32V86H31ZM31 87H30V88H31ZM98 87H99V86H98ZM102 87H103V86H102ZM102 87H101V88H102ZM130 87H131V86H130ZM130 87H129V88H130ZM199 87H201V86H199ZM211 87H212V86H211ZM28 88H29V87H28ZM39 88H40V87H39ZM39 88H38V89H39ZM45 88H46V87H45ZM179 88H180V87H179ZM181 88H182V87H181ZM181 88H180V89H181ZM201 88H202V87H201ZM201 88H200V89H201ZM217 88H218V87H217ZM228 88H229V87H228ZM232 88H233V86H232ZM42 89H43V86H42ZM88 89H89V88H88ZM95 89L99 90L100 88H99V89H98V88H95V86H94L93 89L91 88V90H93V91H94ZM104 89H108V87H106V88H104ZM110 89L113 90V89H116V88H109V90H110ZM119 89H120V88H119ZM141 89H142V88H141ZM182 89H183V88H182ZM182 89H181V90H182ZM184 89H185V88H184ZM186 89H187V87H186ZM209 89H211V88H209ZM238 89H239V88H238ZM243 89H244V88H243ZM247 89H248V88H247ZM251 89H252V88H251ZM23 90H24V89H23ZM32 90H33V89H32ZM91 90H90V91H91ZM97 90H96V91H97ZM100 90L104 91L103 88L100 89ZM100 90H99V91H100ZM109 90H108V91H109ZM135 90H136V89H135ZM135 90H134V91H135ZM203 90H204V88H203ZM206 90H207V87H206ZM255 90H256V89H255ZM257 90H256V91H257ZM25 91H26V90H25ZM30 91H31V89H30ZM45 91H46V90H45ZM45 91H44V92H45ZM93 91H92V92H93ZM99 91H98V92H99ZM116 91H118V90H116ZM116 91H115V93H116ZM127 91H129V90H127ZM131 91H132V90H131ZM137 91H138V90H137ZM143 91H144V90H143ZM199 91H200V90H199ZM208 91H209V90H208ZM208 91H207V92H208ZM211 91H212V90H211ZM213 91H214V89H213ZM239 91H240V90H239ZM256 91H255V93H256ZM261 91H264L262 87H261ZM7 92H8V91H7ZM88 92H89V91H88ZM105 92H106V91H105ZM119 92H120V91H119ZM180 92H181V91H180ZM207 92H204V93H207ZM215 92H216V91H215ZM221 92H222V91H221ZM245 92H246V91H245ZM35 93H36V92H35ZM93 93H94V92H93ZM103 93H104V92H103ZM108 93H110V92H108ZM112 93H113V91H112ZM112 93H110V94H112ZM133 93H134V92H133ZM137 93H138V92H137ZM142 93H143V92H142ZM201 93H202V92H201ZM209 93H210V92H209ZM235 93H236V92H235ZM253 93H254V92H253ZM255 93H254V94H255ZM257 93H258L257 96H258V101H259V104H260V105L258 104V107H257V109L259 108V113H258V115H257V116H254V118H256V119H255V120H251V119H253L252 116H251V119H249V120L245 118V117H248V116H246V115L248 114V112H247V111H248V110H247L248 105H247V107L244 106V105H246L247 101H249V100L251 99L252 96L254 97L253 94H252L251 97H249V100H247L248 98L246 99V97H245V101H246V103H245L244 105L242 104V106H241V108L244 106V107L246 108V110H247V111H244V109H243V111H242V109H241V111H242V112H247V114L245 113V114H246V115H245V114L243 113L244 115L241 114V116L238 115V118L236 117L237 119H239V117L242 118L243 116H245V117H243L244 120L242 119V120L240 121V119H239L238 122H239V121H240V122L238 123V122H236L237 119L234 118V119L236 120V121L234 120V122H236L237 124H239V126H238V125H236V123H235V125H236L235 127L238 126V130H236L237 128H235V130H236V131H239V132H238L239 135H237V136H238L237 142H238V146H239L240 154H239V158L237 159V161L234 162V163H235V164H234V167H233V168H229V169H234V168H235V169H234V170H235V174H234L233 176H231V174H229L228 171H227V173H228L227 176L224 175L225 178L227 179V184L225 185V186H227V187H226V188L223 187V189H222L221 187H219L220 189H222V190H221V194H220V192H219L220 197H221V195H222L221 199H223L222 201H224V202H222V203L219 202V204H223V203H224L225 205H221V207H223L224 209H226V208L231 209V208H232V210L235 209V210L239 211V212L241 213V216H242V218H240V221L243 219V221L245 222V223H244V222L242 221V222H240V223H241V224L243 223L244 226H245V224H249V226H251V227H252V225H253L252 230L255 229V231L253 230V232H255V233L257 232V235H258L259 231H256V230H257V229H256L257 227L254 228L255 226H257L256 224H258V227H259L258 229L264 231V188H263V187H262V188H261V187H260V188H259V187L257 188V183L259 184V186H261V185H260L261 182H262V185H263V183H264V141L261 140V139H262V135L259 134V131H261L262 134H263V131H264V92H263V93H261V92H257ZM32 94H33V92H32ZM75 94H76V93H75ZM90 94H91V93H90ZM97 94H98V93H97ZM118 94H119V93H118ZM118 94H116V95H118ZM207 94H208V93H207ZM211 94H212V93H211ZM247 94H248V93H247ZM44 95H45V94H44ZM64 95H65V94H64ZM85 95H86V94H85ZM106 95H107V94H106ZM106 95H105V96H106ZM113 95H114V94H113ZM113 95H112V96H113ZM116 95H115V96H116ZM121 95H122V94H121ZM121 95H119V96H121ZM213 95H214V94H213ZM213 95H212V96H213ZM218 95H219V93H218ZM223 95H224V94H223ZM235 95H236V94H235ZM237 95H239V94H237ZM237 95H236V96H237ZM39 96H40V95H39ZM39 96H38V97H39ZM66 96H67V95H66ZM73 96H74V95H73ZM97 96H98V95H97ZM99 96H100V94H99ZM159 96H160V95H159ZM207 96L212 97L211 95H207ZM216 96H217V95H216ZM230 96H231V95H230ZM257 96H255V97H257ZM64 97H65V96H64ZM68 97H69V96H68ZM70 97H71V96H70ZM85 97H86V96H85ZM109 97H110V96H109ZM154 97H155V96H154ZM226 97H227V96H226ZM247 97H248V96H247ZM23 98H24V97H23ZM72 98H74V97H72ZM104 98H106V97H104ZM113 98H114V97H113ZM120 98H121V97H120ZM120 98H119V99H120ZM218 98H219V97H218ZM61 99H62V98H61ZM66 99H67V98H66ZM87 99H88V98H87ZM92 99H93V98H92ZM107 99H110V100H111L112 98L110 97V98H107ZM117 99H118V98H117ZM144 99H145V98H144ZM150 99H152V97H151ZM157 99H161V98H157ZM165 99H166V98H165ZM213 99H214V98H213ZM242 99H243V98H242ZM242 99H240V100L243 101ZM253 99H255V98H253ZM39 100H40V99H39ZM58 100H60V99H58ZM72 100H73V99H72ZM74 100H75V98H74ZM74 100H73V101L70 100V101H71V102H76V101H78V100H75V101H74ZM81 100H82V99L80 98V101H81ZM83 100H84V99H83ZM88 100H89V99H88ZM95 100H96V99H95ZM98 100H99V99H97V101H98ZM101 100H102V98H101ZM153 100H154V103H155V101H157V100H156V97H155ZM218 100H219V99H218ZM236 100H237V99H236ZM62 101H63V100H62ZM62 101H61V102H62ZM65 101H66V100H65ZM84 101H86V100H84ZM97 101H96V102H97ZM102 101H103V100H102ZM105 101H106V100H105ZM148 101H149V100H148ZM151 101H152V100H151ZM151 101H150L149 103H152ZM194 101H195V100H194ZM198 101H199V100H198ZM204 101H205V100H204ZM208 101H209V100H208ZM208 101H206V102H208ZM245 101H244V102H245ZM258 101H257V103H258ZM33 102H34V101H33ZM38 102H39V101H38ZM67 102H69V100H68ZM96 102H95V103H96ZM103 102H104V101H103ZM106 102H108V101H106ZM112 102H113V104H114V101H112ZM112 102H111L110 104H112ZM116 102H117V101H116ZM146 102H147V101H146ZM200 102H201V101H200ZM229 102H230V101H229ZM57 103H58V102H57ZM65 103H66V102H65ZM78 103H79V101H78ZM83 103H85V102H83ZM95 103H94V104H95ZM108 103H109V102H108ZM133 103H134V102H133ZM156 103H158V102H156ZM241 103H242V102H241ZM249 103H250V102H249ZM63 104H64V103H63ZM63 104H62V105H63ZM69 104H70V103H69ZM85 104H86V103H85ZM103 104H105V103H103ZM113 104H112V105H113ZM131 104H132V103H131ZM141 104H142V103H141ZM196 104H197V103H196ZM230 104H231V103H230ZM251 104H252V103H251ZM251 104H250V105H251ZM62 105H61V106H62ZM71 105H72V104H71ZM73 105H74V103H73ZM89 105H91V104H89ZM107 105H108V104H107ZM112 105H111V106H112ZM145 105H146V104H145ZM157 105H158V104H157ZM207 105H208V104H207ZM212 105H213V104H212ZM232 105H233V104H232ZM66 106H67V105H66ZM74 106H75V105H74ZM102 106H103V105H102ZM118 106H119V105H118ZM123 106H124V105H123ZM131 106H132V105H131ZM135 106H136V105H135ZM194 106H195V105H194ZM217 106H218V105H217ZM38 107H39V106H38ZM67 107H68V106H67ZM83 107H84V106H83ZM89 107H91V106H89ZM113 107H114V106H113ZM116 107H117V106H116ZM119 107H120V106H119ZM137 107H138V106H137ZM140 107H141V106H140ZM140 107H139V108H140ZM144 107H145V106H144ZM146 107H148V105H147ZM150 107H151V105H150ZM214 107H216V106H214ZM225 107H226V106H225ZM233 107H234V105H233ZM244 107H243V108H244ZM254 107H255V106H254ZM254 107H253V106H252V108H251V107H248V109H249V108H251V110H252V109H255L256 107H255V108H254ZM61 108L64 109V106L61 107ZM61 108H60V109H61ZM80 108H82V107H80ZM84 108L86 109V107H84ZM91 108H93V106H92ZM97 108H98V107H97ZM107 108H108V107H107ZM107 108H106V109H107ZM129 108H130V107H129ZM153 108H155V107H153ZM161 108H162V107H161ZM171 108H172V107H171ZM207 108H208V107H207ZM58 109H59V108H58ZM58 109H57V110H58ZM73 109H74V108H73ZM100 109H102V107H101ZM114 109H115V108H114ZM114 109H112V110H114ZM121 109H122V108H121ZM142 109H143V108H142ZM174 109H175V108H174ZM228 109H229V108H228ZM33 110H34V109H33ZM37 110H38V109H37ZM39 110H40V109H39ZM70 110H71V109H70ZM82 110H83V109H82ZM89 110H90V109H89ZM108 110H109V109H108ZM108 110H107V111H108ZM110 110H111V109H110ZM147 110H148V109H147ZM150 110H153V109H150ZM213 110H214V109H213ZM251 110H249V112H250ZM63 111H66V109L63 110ZM63 111H61V112H63ZM74 111H75V109H74ZM95 111H96V110H95ZM95 111H94V112H95ZM115 111H116V110H115ZM217 111H218V110H217ZM222 111H223V110H222ZM235 111H236V110H235ZM252 111H253V110H252ZM255 111L257 112L258 110H255ZM34 112H35V111H34ZM70 112H71V111H70ZM81 112H82V111H81ZM101 112H102V110L100 111V113H101ZM104 112H105V111H104ZM135 112H136V111H135ZM156 112H157V111H156ZM236 112H237V111H236ZM256 112H255V113H256ZM47 113H48V112H47ZM67 113H68V112H67ZM72 113H73V112H72ZM76 113H79V112H76ZM83 113H84V112H83ZM92 113H93V112H92ZM123 113H124V112H123ZM139 113H140V112H139ZM146 113H147V112H146ZM149 113L151 114V112H149ZM167 113H169V112H167ZM230 113H232V112L230 111ZM239 113H240V112H239ZM250 113H251V114H252V113L254 114V111H253V112H250ZM250 113H249V115H251ZM48 114H49V113H48ZM54 114H55V113H54ZM87 114H88V113H87ZM94 114H95V113H94ZM98 114H99V113H98ZM106 114H107V113H106ZM126 114H127V112H126ZM136 114H137V113H136ZM143 114H144V113H143ZM150 114H149V115H150ZM154 114H155V113H154ZM236 114H237V113H236ZM256 114H257V113H256ZM12 115H13V113H12ZM34 115H35V114H34ZM36 115L38 116L37 113H36ZM39 115H40V114H39ZM65 115H66V114H65ZM83 115H84V114H83ZM140 115H141V113H140ZM145 115H146V114H145ZM147 115H148V114H147ZM161 115H162V114H161ZM171 115H172V113H171ZM223 115H225V114H223ZM5 116H6V115H5ZM7 116H9V115H7ZM45 116H46V115H45ZM70 116H71V115H70ZM74 116H75V115H74ZM74 116H73V117H74ZM98 116H99V115H98ZM159 116H160V115H159ZM228 116H229V115H228ZM228 116H227V117H228ZM34 117H35V116H34ZM57 117H58V116H57ZM59 117H61V116H59ZM83 117H84V116H83ZM87 117H89V116L87 115ZM90 117L92 118L91 115H90ZM90 117H89V118H90ZM96 117H97V116H96ZM102 117H103V116H102ZM106 117H107V116H105V118H106ZM135 117H136V115H135ZM142 117H143V116H142ZM146 117H147V116H146ZM165 117H166V116H165ZM169 117H170V116H169ZM65 118H67V117L64 116V119H65ZM70 118H71V117H70ZM158 118H159V117H158ZM248 118H249V117H248ZM35 119H36V118H35ZM40 119H41V118H40ZM48 119H49V118H48ZM83 119H84V118H83ZM92 119H93V118H92ZM92 119H89V120H92ZM126 119H127V118H126ZM139 119H140V118H139ZM156 119H157V118H156ZM174 119H175V118H174ZM245 119H246L247 121H245ZM12 120H13V119H12ZM31 120H32V119H31ZM42 120H43V119H42ZM73 120H75V119H73ZM77 120H78V118H77ZM87 120H88V119H87ZM96 120H97V119H96ZM142 120H143V119H142ZM145 120H146V119H145ZM161 120H162V119H161ZM179 120H180V119H179ZM195 120H196V119H195ZM14 121H15V120H14ZM28 121H30V120H27V122H28ZM35 121H36V120H35ZM47 121H48V120H47ZM60 121H62V120H60ZM66 121H67V120L65 119V121L62 122V123L65 124ZM68 121H69V120H68ZM68 121H67V122H68ZM83 121H84V120H83ZM125 121H126V120H125ZM168 121H169V120H168ZM176 121H177V120H176ZM181 121H182V120H181ZM248 121H250V122H248ZM251 121H252V122H251ZM9 122H10V121H9ZM30 122H31V121H30ZM36 122H37V121H36ZM45 122H46V121H45ZM72 122L74 123V121H72ZM79 122H81V121H79ZM86 122H87V121H86ZM93 122H95V121H93ZM93 122H92V123H93ZM131 122H132V121H131ZM145 122H146V121H145ZM152 122H154V121H152ZM163 122H164V121H163ZM165 122H166V121H165ZM169 122H170V121H169ZM177 122H178V121H177ZM243 122H246V123L248 122L247 124H248L249 126H248L247 129H245L244 134H241L240 128L243 127ZM25 123H26V122H25ZM68 123H69V122H68ZM90 123H91V122H90ZM102 123H103V122H102ZM102 123H101V124H102ZM106 123H107V122H106ZM155 123H156V122H155ZM159 123H160V122H159ZM166 123H167V122H166ZM28 124H29V122H28ZM55 124H56V121H55ZM58 124H59V123H58ZM99 124H100V122H99ZM109 124H110V123H109ZM141 124H142V122H141ZM151 124H152V123H151ZM174 124H175V123H174ZM43 125H44V124H43ZM48 125H49V124H48ZM76 125H77V124H76ZM82 125H84V123H83ZM93 125H94V124H93ZM104 125H105V124H104ZM152 125H153V124H152ZM163 125H164V123H163ZM175 125H176V124H175ZM50 126H51V125H50ZM67 126H68V125H67ZM71 126H73V125H71ZM74 126H75V125H74ZM133 126H134V125H133ZM133 126H132V128H133ZM138 126H141V125H138ZM165 126H166V125H165ZM179 126H180V125H179ZM181 126H182V125H181ZM189 126H190V125H189ZM8 127H9V126H8ZM53 127H54V126H53ZM69 127H70V126H69ZM76 127H77V126H76ZM84 127H85V125L83 126V129H84ZM90 127H91V126H90ZM108 127H109V126H108ZM108 127H107V128H108ZM141 127H142V126H141ZM184 127H186V126H184ZM192 127H194V125H193ZM199 127H200V126H199ZM5 128H6V127H5ZM65 128H66V127H65ZM85 128H86V127H85ZM98 128H100V127H98ZM98 128H97V129H98ZM187 128H188V126H187ZM244 128H245V127H244ZM16 129H17V128H16ZM62 129H63V128H62ZM77 129H78V127H77ZM103 129H104V128H103ZM150 129H151V128H150ZM185 129H186V128H185ZM192 129H193V128H192ZM41 130H42V129H41ZM46 130H47V129H46ZM99 130H100V129H99ZM113 130H114V129H113ZM136 130H137V129H136ZM171 130H172V128H171ZM175 130H176V129H175ZM229 130H230V129H229ZM6 131H7V130H6ZM38 131H39V130H38ZM53 131H54V130H53ZM62 131H63V130H62ZM69 131H70V130H69ZM74 131H75V130H74ZM74 131H73V133H74ZM76 131H77V130H76ZM93 131H94V130H93ZM93 131H92V132H93ZM106 131H107V130H106ZM133 131H134V130H133ZM133 131H131V132H133ZM137 131H138V130H137ZM188 131H189V130H188ZM193 131H194V130H193ZM205 131H206V130H205ZM213 131H214V130H213ZM236 131H235V132H236ZM17 132H18V131H17ZM43 132H44V131H43ZM48 132H49V131H48ZM58 132H59V131H58ZM63 132H64V131H63ZM86 132H87V131H86ZM114 132H115V131H114ZM114 132H113V133H114ZM131 132H130V133H131ZM139 132H140V131H139ZM139 132H138V133H139ZM142 132H143V131H142ZM242 132H243V131H242ZM261 132H260V133H261ZM0 133H1V132H0ZM15 133H16V132H15ZM41 133H42V132H41ZM46 133H47V132H46ZM54 133H55V132H54ZM64 133H65V132H64ZM64 133H62V134L64 135ZM79 133H80V131H79ZM84 133H85V132H84ZM89 133H90V132H89ZM124 133H125V132H124ZM130 133H129V134H130ZM136 133H137V132H136ZM146 133H147V132H146ZM167 133H168V131H167ZM169 133H170V132H169ZM172 133H173V132H172ZM186 133H187V132H186ZM190 133H191V132H190ZM197 133H198V132H197ZM197 133H196V134H197ZM199 133H200V132H199ZM228 133H229V131H228ZM236 133H237V132H236ZM236 133H235V134H236ZM3 134H4V133H3ZM28 134H29V133H28ZM28 134H27V137H28ZM30 134H31V133H30ZM33 134L35 135V132H34ZM38 134H39V133H38ZM42 134H43V133H42ZM57 134H58V133H57ZM66 134H67V133H66ZM66 134H65V136H66ZM68 134H69V133H68ZM81 134H82V133H81ZM139 134H140V133H139ZM139 134H138V135H139ZM143 134H144V133H143ZM188 134H189V133H188ZM196 134H195V136H196ZM245 134H246V135H245ZM1 135H2V134H1ZM25 135H26V134H25ZM39 135H40V134H39ZM45 135H47V134H45ZM60 135H61V134H60ZM82 135H83V134H82ZM111 135H112V134H111ZM116 135H117V134H116ZM120 135H121V134H120ZM147 135H148V137H149V134H147ZM180 135H181V134H180ZM184 135H185V134H184ZM227 135H228V134H227ZM243 135H244V137H243ZM11 136H12V135H11ZM11 136H10V137H11ZM15 136H17V135H15ZM71 136H72V135H71ZM84 136H85V134H84ZM103 136H104V135H103ZM141 136H142V135H141ZM170 136H171V134H170ZM199 136H200V135H199ZM237 136H236V137H237ZM7 137H8V136H7ZM29 137H30V136H29ZM42 137H43V136H42ZM59 137H60V136H59ZM62 137H63V136H62ZM67 137H68V136H67ZM88 137H89V136H88ZM95 137H96V134H95ZM130 137H132V136H130ZM138 137H139V136H138ZM144 137H145V136H144ZM185 137H186V136H185ZM185 137H184V139H185ZM209 137H210V136H209ZM213 137H214V134H213ZM231 137H232V136H231ZM260 137H261V139H260ZM0 139H1V137H0ZM4 139H5V137H4ZM14 139H15V137H14ZM16 139H17V137H16ZM27 139H28V138H27ZM31 139H32V138H31ZM37 139H38V136H37ZM47 139H48V137H47ZM50 139H51V137H50ZM55 139H56V137H55ZM116 139H117V137H116ZM123 139H124V137H123ZM127 139H128V137H127ZM132 139H133V137H132ZM146 139H147V136H146ZM190 139H193L192 136H191V138L189 137V141H191V143L194 142V143H196V145H197L198 142H195V141L192 142V140H190ZM202 139H203V137H202ZM233 139H234V137H233ZM263 139H264V136H263ZM1 140H3V139H1ZM24 140H26V137H25ZM35 140H36V139H34V143H33V141L28 142V141H30L29 139H28V141L26 140V142H28L29 144L31 143L32 145L35 144V146H36L37 144L40 145V144H39V140H36V141L38 142L37 144L35 143ZM42 140L44 141V139H42ZM42 140H40V143H41ZM52 140H54V139H52ZM52 140H51V141H52ZM90 140H93V139H90ZM117 140H118V139H117ZM186 140H187V139H186ZM194 140H195V139H194ZM260 140H261V141H260ZM14 141H15V140H14ZM17 141H18V140H17ZM17 141L15 142L16 144L19 143V141H18V142H17ZM45 141H46V140H45ZM45 141H44V142H45ZM49 141H50V140H49ZM49 141L47 140L46 142H49ZM51 141H50L49 143H52ZM56 141H57V140H55V142H56ZM60 141H61V140H60ZM115 141H116V140H115ZM128 141H129V140H128ZM138 141H139V140H137V142H138ZM145 141H146V140H145ZM152 141H153V140H152ZM167 141H168V140H167ZM167 141H166V142H167ZM169 141H170V140H169ZM173 141H174V140H173ZM189 141H188V142H189ZM231 141H232V140H231ZM0 142H1V141H0ZM6 142H7V141L5 140V145L7 146V144H9V142H8L7 144H6ZM11 142H12V140H11ZM46 142H45V143H46ZM71 142H72V141H71ZM92 142H93V141H92ZM92 142L89 143V144H93ZM97 142H98V141H97ZM100 142H101V141H100ZM125 142H126V141H125ZM129 142H130V141H129ZM184 142H185V141H184ZM237 142H235V143L237 144ZM13 143H14V142H13ZM13 143H12V144H13ZM15 143H14V146L17 148V146L15 145ZM57 143H58V141H57ZM67 143H68V142H67ZM67 143H66V144H67ZM101 143H102V142H101ZM106 143H107V142H106ZM108 143H109V142H108ZM110 143H111V142H110ZM113 143H114V142H113ZM116 143H119V142H116ZM120 143H121V142H120ZM132 143H133V142L131 141V144H132ZM141 143H142V142H141ZM10 144H11V143H10ZM10 144H9V145H10ZM42 144H43V142H42ZM47 144H48V143H46L45 145H42V146H47ZM53 144H54V146L52 145L51 147H50V144H49V149L52 148V147H53V149H55L54 147H55L56 144H55L54 142H53ZM61 144H62V143H61ZM71 144H72V143H71ZM96 144H97V143H96ZM128 144H129V143H128ZM134 144H135V143H134ZM163 144H164V143H163ZM177 144H178V143H177ZM189 144H190V142H189ZM213 144H214V143H213ZM5 145H4V143L2 144L3 149H5V151H7V150H6V148H7L8 151H9V150H10L9 148H10L11 146H9V148H8V146L6 147ZM17 145H18V144H17ZM20 145H21V144H20ZM59 145H60V143H59L58 145H56V146H59ZM62 145H63V144H62ZM74 145H75V144H74ZM108 145H109V144H108ZM119 145H120V144H119ZM126 145H127V144H126ZM148 145H150V144H148ZM166 145H167V144H166ZM182 145H183V144H182ZM191 145H192V144H191ZM193 145H194V144H193ZM211 145H212V144H211ZM2 146H1V143H0V147H1V149H0V155H2V158H5V157H3V154H4L5 152H4V153H2L3 151L1 152V150H3V149H2ZM63 146H64V145H63ZM65 146H66V148H67L68 150H71V152H72L73 149H71V148H72L73 146H72L71 148H70L68 145H65ZM65 146H64V149H65ZM67 146H68V147H67ZM75 146H76V145H75ZM86 146H87V145H86ZM90 146H91V145H90ZM92 146H93V145H92ZM99 146H100V145H99ZM101 146H102V145H101ZM101 146H100V147H101ZM114 146H115V145H114ZM175 146H176V145H175ZM175 146H174V147H175ZM236 146H237V145H236ZM5 147H6V148H5ZM15 147L12 148L14 151H15V149H16ZM20 147H22V146H20ZM20 147H19V148H20ZM32 147H33V146H32ZM60 147L62 148V146H60ZM79 147H80V146H79ZM82 147H83V146H82ZM84 147H85V146H84ZM119 147H120V146H119ZM158 147H159V146H158ZM160 147H161V146H160ZM162 147H163V146H162ZM162 147H161V148H162ZM181 147H182V146H181ZM193 147H195V145H194ZM19 148H17V151L19 150ZM34 148H35V147H34ZM46 148H48V147H44V149H46ZM61 148H60V150H61ZM69 148H70V149H69ZM75 148H76V147H75ZM77 148H78V147H77ZM77 148H76V149H77ZM95 148H96V147H95ZM101 148H102V147H101ZM112 148H113V147H112ZM115 148H116V147H115ZM123 148H124V147H123ZM185 148H186V147H185ZM197 148H198V147H197ZM205 148H206V147H205ZM214 148H215V147H214ZM237 148H238V147H237ZM22 149H23V147H22ZM32 149H33V148H32ZM64 149H63V150H64ZM67 149H65V150H66L67 152H70V151H68ZM80 149H81V147H80ZM85 149H86V150H85ZM87 149H88L87 147L84 148V151H86V153H85L86 155L83 153L86 157H87L88 155H89V157H90L92 154H94V153L91 152L92 154L90 155V152H88ZM109 149H110V148H109ZM116 149H117V148H116ZM118 149H121V148H118ZM129 149H130V148H129ZM150 149H151V148H150ZM175 149H176V148H175ZM179 149H180V148H179ZM206 149H207V148H206ZM36 150H37V149H36ZM38 150H40V149H38ZM46 150H47V149H46ZM50 150H51V149H50ZM50 150H49V152H51ZM56 150H59V147H58ZM63 150H61V151H63ZM65 150L63 151V153H64L63 155H66V156H67L68 153L66 154V153H65ZM94 150H95V149H94ZM106 150H107V149H106ZM122 150H123V149H122ZM139 150H140V149H139ZM154 150H155V149H154ZM164 150H165V149H164ZM17 151H15V152L13 153V156H15V154H16ZM19 151H21V149H20ZM22 151H25V149L22 150ZM22 151H21V152H22ZM52 151H53V150H52ZM76 151H77V150H76ZM81 151H82V150H79V153H80ZM84 151H82V152H84ZM124 151H125V150H124ZM152 151H153V149H152ZM162 151H163V150H162ZM168 151H169V150H168ZM12 152H13V151H12ZM21 152H20V153L18 152V153L21 154ZM32 152H33V151H32ZM40 152H41V150H40ZM42 152H43V150H42ZM44 152H46V151H44ZM49 152H47V153H49ZM53 152H54V151H53ZM58 152H60V151H58ZM82 152H81V153H82ZM87 152H88V155H87ZM94 152H95V151H94ZM100 152H101V151H100ZM113 152H114V151H113ZM128 152H129V151H128ZM131 152H132V151H131ZM136 152H137V151H136ZM182 152H183V151H182ZM190 152H191V151H190ZM199 152H200V151H199ZM1 153H2V154H1ZM8 153H9V156H10V155L12 156V153H11V154H10V152H8ZM18 153L16 154L17 156H19ZM24 153H25V155H26V151H25ZM24 153L22 152L21 155H23ZM37 153H38V151H37ZM37 153H36V152H33V154H37ZM55 153H57V152H55ZM81 153H80V154H81ZM97 153H98V152H97ZM102 153H103V152H102ZM114 153H115V152H114ZM140 153H141V152H140ZM164 153H165V152H164ZM192 153H193V152H192ZM38 154H40V153H38ZM42 154H43V153H42ZM53 154H54V153H53ZM53 154H52V155H53ZM71 154H72V153H71ZM95 154H96V153H95ZM98 154H99V153H98ZM121 154H122V153H121ZM121 154H120V155H121ZM130 154H131V153H130ZM166 154H167V153H166ZM212 154H213V153H212ZM212 154H211V155H212ZM5 155H6V154H5ZM7 155H8V154H7ZM44 155H46V154H44ZM44 155H41V156H43V158H44ZM56 155H57V154H56ZM60 155L62 156L61 153H60ZM60 155H59V156H60ZM73 155H75V154L73 153ZM76 155L78 156L79 154L76 153ZM76 155H75V156H76ZM81 155H82V154H81ZM96 155H97V154H96ZM107 155H109V153H108ZM132 155H133V154H132ZM138 155H139V154H138ZM141 155H142V154H141ZM141 155H140V156H141ZM147 155H148V154H147ZM170 155H171V154H170ZM34 156H35V155H33V157H34ZM41 156L39 155L38 157H40V159H41V158H42ZM49 156H50V154H49ZM57 156H58V155H57ZM66 156H64V158H65ZM79 156H80V155H79ZM82 156H83V155H82ZM93 156H94V155H93ZM93 156H91L92 158L90 157L91 160H92V159H93V160L98 159V155H97V156H94V157H96L95 159H94ZM102 156H103V155H102ZM140 156H139V157H140ZM145 156H146V155H145ZM153 156H154V154H153ZM168 156H169V155H168ZM181 156H182V155H181ZM233 156H234V154H233ZM20 157H22V156H20ZM23 157H24V155H23ZM23 157H22V159H24V160H23V163H24V161H25V159H26L27 157H26V158H23ZM35 157H37V155H36ZM46 157H47V156H46ZM53 157H54V156H51V158H53ZM103 157H104V156H103ZM109 157H110V156H109ZM112 157H113V156H112ZM120 157H121V156H120ZM142 157H144V156H142ZM170 157H172V156H170ZM7 158H9V157L7 156ZM7 158H5V159H7ZM13 158L15 159L16 157H11V159L9 158V159L11 160L10 164H9V162H7V163H6V162H3V165L6 163V164H8V165H11V166H9V168H12L15 164H16V166H17V165H20V164L22 163V162H21L20 164H19V163L17 164V163L15 162V164L12 166V159H13ZM43 158H42V159H43ZM47 158H48V157H47ZM47 158L44 160V162L47 160ZM58 158H59V157H58ZM61 158H62V157H61ZM70 158H71V157H70ZM83 158L85 159V157H83ZM99 158H101L100 155H99ZM105 158H108V157L105 156ZM144 158H145V157H144ZM149 158H150V157H149ZM157 158H158V157H157ZM166 158H167V157H166ZM174 158H175V156H174ZM185 158H186V157H185ZM5 159H4V160H5ZM22 159H20V160L22 161ZM34 159H35V160H38V158H37V159L34 158ZM40 159H39V160H40ZM42 159H41V160H42ZM54 159H55V158H54ZM71 159H73L72 162H73L74 160H76V158H71ZM71 159H70V160H71ZM77 159L79 160L78 157H77ZM81 159H82V158H81V156H80V161L83 162V160H81ZM86 159H87V158H86ZM101 159H102V158H101ZM110 159H111V157H110ZM110 159H109V160H110ZM129 159H130V158H129ZM146 159H147V158H146ZM168 159H169V158H168ZM172 159H173V158H172ZM207 159H208V158H207ZM231 159H232V158H231ZM0 160H1V159H0ZM7 160H8V159H7ZM7 160H5V161H7ZM10 160H9V161H10ZM18 160H19V159L17 158V161H18ZM26 160H27V159H26ZM60 160H61V159H59L58 161H60ZM78 160H77V161H78ZM87 160H88L89 163H90L91 160H90L89 158H88ZM87 160H85V162H86ZM102 160H103V159H102ZM102 160H98L99 163H100V161L102 162ZM112 160H113V159H112ZM112 160H111V161H112ZM124 160H125V159H124ZM130 160H131V159H130ZM133 160L135 161V159H133ZM137 160H138V159H137ZM166 160H167V159H166ZM166 160H165V161H166ZM13 161H14V160H13ZM50 161H51V159L49 160V162H50ZM52 161H54V160H52ZM56 161H57V160H56ZM58 161H57V162H58ZM68 161H69V160H68ZM77 161H76V162H77ZM88 161H87V163H88ZM105 161H106V160H105ZM113 161H114V160H113ZM121 161H122V160H121ZM128 161H129V160H128ZM139 161H140V160H139ZM143 161H144V160H143ZM162 161H163V160H162ZM175 161H176V160H174V162H175ZM177 161H178V160H177ZM177 161H176V163H177ZM186 161H187V160H186ZM234 161H235V160H234ZM19 162H20V161H19ZM25 162H26V163H25V167H26L27 164H28V165H27V167H28V166H29L28 160L25 161ZM46 162H47V161H46ZM57 162L54 161L53 164H56ZM63 162H64V159H63ZM63 162L60 161V164H61V163L63 164ZM69 162H70V161H69ZM69 162H68V163H69ZM92 162H94V161H92ZM106 162H108V161H106ZM122 162H123V161H122ZM135 162H136V161H135ZM135 162H133V163H135ZM145 162H146V161H145ZM167 162H169V161L167 160ZM167 162H166V164H167ZM213 162H214V161H213ZM0 163H1V161H0ZM47 163H48V162H47ZM58 163H59V162H58ZM83 163H84V162H83ZM83 163H82V164H83ZM87 163H85L84 165H86ZM89 163H88V164H89ZM119 163H120V162H119ZM183 163H184V162H183ZM6 164H5V166H6ZM50 164H51V162H50ZM73 164H74V163H73ZM80 164H81V163H80ZM88 164H87V165H88ZM90 164H92V163H90ZM94 164H97V163H94ZM102 164H103V163H102ZM105 164H109V163H104V165H105ZM110 164H111V163H110ZM112 164H113V163H112ZM123 164H124V163H123ZM174 164H175V163H174ZM193 164H194V163H193ZM3 165H2V168H4ZM22 165H24V164H22ZM22 165H20V166L23 167ZM58 165H59V164H58ZM64 165H67V162H66V164H64ZM64 165H63V166H64ZM69 165H72L71 162H70ZM69 165H67V166H69ZM97 165H98V164H97ZM97 165H96V166H97ZM100 165H101V164H100ZM100 165H99V166H100ZM104 165H101V166H104ZM131 165H132V164H131ZM139 165H140V163H139ZM168 165H171V164L168 163ZM168 165H167V166H168ZM200 165H201V163H200ZM16 166H15L14 168H16ZM20 166H17V168L19 169ZM30 166H31V164H30ZM30 166H29V167H30ZM40 166H41V165H40ZM59 166H61V165H59ZM59 166H58V167H59ZM78 166H79V161H78ZM89 166H90V165H88V167H89ZM107 166H108V165H106V167L104 166V167H100V168H99V170H101L100 173H99L100 176H103V177H104L105 174H106V173H103L102 171H104V172H108V171L106 170ZM113 166H114V165H113ZM116 166H117V165H116ZM128 166H129V165H128ZM161 166H162V165H161ZM165 166H166V165H165ZM184 166H186V165H184ZM206 166H207V165H206ZM21 167H20V168H21ZM34 167H35V166H34ZM38 167H39V166H38ZM38 167H37V169L34 168V171L39 170ZM42 167H43V166H42ZM51 167H52L51 169L54 170V168H53L54 165L52 166V164H51ZM56 167H57V166H56ZM61 167H62V166H61ZM61 167H60V168H61ZM73 167H74V166H73ZM92 167H93V166H92ZM94 167H95V165H94ZM94 167H93V169H94ZM169 167H170V166H169ZM169 167H168V168H169ZM2 168L0 167L1 170H2ZM6 168H7V167H6ZM17 168H16V169H17ZM43 168H45V167H43ZM80 168H82V167H80ZM117 168H118V167H117ZM121 168H122V167H121ZM166 168H167V167H166ZM180 168H181V167H180ZM213 168H215V167H213ZM16 169H15V170H16ZM23 169H25V168H23ZM23 169L21 168V170H23ZM35 169H36V170H35ZM40 169H41V167H40ZM46 169H47V170L43 169V171H44V170H45V172L48 171V168H46ZM55 169H56V168H55ZM61 169H62V168H61ZM61 169L59 170V168H57L58 171H61V172L64 171V168H63L62 170H61ZM65 169H66V167H65ZM75 169H76V168H75ZM86 169H87V168L85 167V170H86ZM89 169H90V171H91V168H89ZM89 169H88V170H89ZM97 169H98V167H97ZM97 169H96V167H95L94 171L97 170ZM107 169H109V168H107ZM128 169H129V168H128ZM145 169H146V168H145ZM148 169H149V168H148ZM184 169L186 170V168H184ZM3 170H6V169H3ZM3 170L0 171V172L2 173V178H4L3 181H0V182H2V183L5 181V178H6L7 176L9 177V174H11V173H9V172L12 171V173H13V170H11V171H7V170H8V169H7V170L5 171V173L7 174V172H8L9 174H7V176H5V175L3 174ZM19 170H20V169H19ZM19 170H17V171H19ZM26 170H29V169L27 168ZM41 170H42V169H41ZM67 170H68V169H67ZM99 170H97V172H98ZM112 170H113V169H112ZM112 170L109 169V171H112ZM124 170H125V169H124ZM126 170H127V169H126ZM126 170H125V171H126ZM173 170H174V169H173ZM203 170H205V169H203ZM213 170H214V169H213ZM227 170H228V169H227ZM29 171H31V168H30ZM29 171H27V172H29ZM32 171H33V170H32ZM32 171H31V173H30V172H29V173L32 174ZM34 171H33V174H32V175H34V179H35V177L38 176V175L35 174ZM43 171H42V172H43ZM49 171H51V170H49ZM49 171H48V174L50 173ZM58 171H55V170H54V175H55V172H56V174H57ZM80 171H82V170H80ZM80 171H79V172H80ZM94 171H93V172H94ZM120 171H121V170H120ZM120 171H119V172H120ZM138 171H139V170H138ZM154 171H156V170H154ZM168 171H169V170H168ZM171 171H172V170H171ZM201 171H202V170H201ZM23 172H24V171H23ZM23 172H22V171H19L18 174H20V173L22 174ZM25 172H26V171H25ZM25 172H24V173H25ZM36 172H37V171H36ZM38 172H40V171H38ZM42 172H40V175H42V174H41ZM67 172H68V171H67ZM67 172H66V173H67ZM72 172H73V170H72ZM72 172L70 171L69 173H72ZM76 172H77V171H76ZM79 172H78V173H79ZM82 172H83V171H82ZM82 172H81V175L84 174V172H83V174H82ZM91 172H92V171H91ZM91 172H90V173H91ZM97 172H96V173H97ZM135 172H136V171H135ZM146 172H147V171H146ZM166 172H167V171H166ZM174 172H176V171H174ZM210 172H211V170H210ZM213 172H214V171H213ZM224 172H225V171H224ZM29 173H27V174L25 173V174L28 175ZM59 173H60V172H59ZM69 173H68V174H69ZM87 173H88V171L86 172V174H87ZM108 173H109V172H108ZM111 173H112V172H111ZM120 173H121V172H120ZM144 173H145V172H144ZM152 173H153V172H152ZM155 173H156V172H155ZM167 173H168V172H167ZM167 173H165V174H167ZM14 174H15V173H14ZM45 174H47V172H46ZM60 174L63 175V174H65V173L63 172V173H60ZM60 174H58V175H60ZM68 174H67V176L69 177ZM73 174H74V173H73ZM73 174H71V175H73ZM94 174H95V173H94ZM94 174H93V175H94ZM99 174H97V175H99ZM101 174H104V175H101ZM113 174H114V173H113ZM113 174H110V175H112V177H114ZM115 174H116V173H115ZM124 174H125V173H124ZM150 174H151V173H150ZM157 174H158V173H157ZM159 174H160V173H159ZM188 174H189V173H188ZM225 174H226V173H225ZM0 175H1V174H0ZM51 175H53V174H51ZM54 175H53V176H54ZM71 175H70V176H71ZM78 175L80 176V173H79ZM88 175H89V173H88ZM91 175H92V174H91ZM93 175H92V177H93ZM106 175H109V174H106ZM110 175H109V176H110ZM117 175H118V174H117ZM131 175H133V174H131ZM135 175H136V174H135ZM143 175H144V174H143ZM147 175H149V174H147ZM171 175H172V174H170V178H171ZM179 175H180V174H179ZM196 175H197V174H196ZM229 175H230V176H229ZM3 176H4V177H3ZM10 176H14V175L11 174ZM15 176H16V175H15ZM28 176H29V175H28ZM28 176H27V177H28ZM46 176H48V175H46ZM76 176H77V174H76ZM89 176H90V175H89ZM120 176H122V175H120ZM163 176H164V175H163ZM174 176H175V175H174ZM216 176H217V175H216ZM222 176H223V175H222ZM222 176L219 177V178L222 179ZM257 176H260V178H259V179H260V183H259V180L257 179ZM16 177H17V176H16ZM19 177H20V176H18L17 181H18V179H21V178H23V179H25V180H26V178H27V177H25V175H24L25 178L22 177V175H21V178H19ZM30 177H31V176H30ZM30 177H29V178H30ZM42 177H43V176H42ZM44 177H45V176H44ZM50 177H51V176H50ZM59 177H60V176H58V178H59ZM61 177H63V176H61ZM73 177H75V176H73ZM80 177L82 178L83 176H80ZM106 177H107V176H106ZM131 177H132V176H131ZM166 177H167V176H166ZM0 178H1V177H0ZM10 178H11V180H12V177H9V178H7V180H6L7 182H4V183L7 184V186H8V184H9L8 181H11V180H8V179H10ZM31 178H33V177H31ZM38 178L40 179V176H39ZM38 178H36V179H37L36 181H38ZM53 178H54V177H53ZM65 178H67V177L65 176ZM85 178L87 179V178H91V177H88V176H87V177H85ZM85 178H84V179H81V180H86ZM104 178H105V177H104ZM108 178L110 179V177H108ZM138 178H140V176H139ZM176 178H177V177H176ZM211 178H212V177H211ZM216 178H217V177H216ZM225 178H224V179H225ZM14 179H15V177L13 178V180H14ZM23 179H22V180H23ZM34 179H32V185L34 184V182H33V181H35ZM42 179H43V178H42ZM47 179H48V180H53V179H50L49 176H48ZM54 179H55V178H54ZM70 179H72V177H71ZM70 179L68 178L67 181H69ZM77 179H78V181L80 180V178H77ZM77 179H76L75 181H77ZM93 179H94L95 181H96V180H98V181L100 180V179H98V177H97V179H96V174H95V178L93 177ZM102 179H103V178H102ZM105 179H107V178H105ZM105 179H104V180H105ZM112 179L115 180L114 178H112ZM123 179H124V178H123ZM134 179H135V177H134ZM142 179H143V178H142ZM144 179H145V178H144ZM168 179H169V178H168ZM172 179H173V178H172ZM172 179H171V180H172ZM217 179H218V178H217ZM224 179H223V180H224ZM226 179H225V181H226ZM25 180H24V182H25ZM27 180H28V178H27ZM40 180H41V179H40ZM59 180H60V183H61V182H62V181H61L62 178H61V179L59 178ZM63 180H64V178H63ZM72 180H74V178H73ZM81 180H80V182H82ZM91 180H92V178L90 179V181H91ZM104 180H103L102 182H104ZM124 180H125V179H124ZM147 180H148V179H147ZM185 180H186V179H185ZM201 180H202V179H201ZM218 180H219V179H218ZM14 181H15L14 184L17 183V185H16V187H17V186H18V182H16V179H15ZM30 181H31V179H30ZM30 181H29V183L31 184ZM36 181H35V184H36ZM54 181H55V180H53L52 182L50 181V184L52 183V184L55 185L56 182H54ZM57 181H58V179H57ZM78 181H77V183H78ZM90 181L88 180L89 183H90ZM92 181H93V180H92ZM98 181H97V182H98ZM100 181H101V180H100ZM110 181H111V180H110ZM110 181H109V182H110ZM131 181H132V180H131ZM210 181H211V180H210ZM210 181H209V183H210ZM12 182H13V181H12ZM22 182H23V181H22ZM27 182H28V181H27ZM45 182H46V179H45ZM53 182H54V183H53ZM64 182H65V181H64ZM88 182H85V181H84V183H86V187H87ZM102 182H101V183H102ZM107 182H108V180H107ZM112 182H115V181H112ZM112 182H111V183H112ZM117 182H119V181H117ZM117 182H116V184L118 185ZM124 182H125V181H124ZM127 182H128V180H127ZM134 182H135V181H134ZM146 182H147V181H146ZM218 182H219V181H218ZM29 183H28V184H29ZM41 183H42V182H40V183L38 182L37 185H38V184H41ZM47 183H49V181H47ZM58 183H59V182H58ZM58 183H57V186H58ZM65 183H66V182H65ZM65 183H64V184H65ZM67 183H68V182H67ZM70 183H71V181H70ZM74 183H75V182H72V185H73ZM82 183H83V182H82ZM95 183H96V182H95ZM98 183L101 184L100 182H98ZM125 183H126V182H125ZM201 183H202V182H201ZM213 183H214V182H213ZM213 183H212V184H213ZM225 183H226V182H225ZM6 184H2V185L5 186ZM14 184H12V185H14ZM23 184H24V183H23ZM35 184H34V186H35ZM50 184H49L48 186L45 185L46 187H48L47 189H49V186L52 187ZM78 184H79V183H78ZM78 184L75 183V185H78ZM96 184H97V183H96ZM123 184H124V183H123ZM212 184H210V185H212ZM228 184H229V185H228ZM0 185H1V184H0ZM2 185H1V186H2ZM21 185H22V184H21V182H20L19 186H21ZM54 185H53V186H54ZM61 185H62L61 187L59 186L60 188L63 187V182H62ZM67 185H68V184H67ZM70 185H71V184H69L68 186H70ZM79 185H81V184H79ZM89 185H90V184H88V186H89ZM97 185H98V184H97ZM102 185H103V184H102ZM102 185H101V186H102ZM109 185H110V184H109ZM109 185H108V186H109ZM113 185L115 186V184H113ZM113 185H111V186H113ZM117 185L115 186L116 188H118ZM119 185L124 186V185H122V182H120ZM128 185H129V182H128ZM210 185H209V186H210ZM3 186H2V187H3ZM7 186H6V187H7ZM9 186H10V184H9ZM9 186H8V187H9ZM29 186H30V185H29ZM34 186H33V188H34ZM57 186L55 185L56 188H58ZM68 186H66V187H68ZM92 186H93V185L91 184V185H90V188H91ZM103 186H104V185H103ZM106 186H107V185H106ZM134 186H135V185H134ZM223 186H224V185H223ZM2 187H1V189H2ZM6 187H4V189H5ZM14 187H15V186H14ZM16 187L14 188V190L17 192V193H15V194L18 195V196H20V194H18V193H21V192H22V191H20V190H21V189H20L21 187H20V188L17 187L18 189H16ZM22 187H23V192L26 193V194L28 193L27 195H24V196H28V195L31 193V192L29 191V189H28V186H26L27 188H26L25 191H24V186H22ZM37 187H38V186H37ZM37 187H36V188H37ZM41 187H42V186H40V190H42V192L44 193L45 191H43L44 189H41ZM55 187L50 188V190H51V189H52V190H53V189L55 190ZM64 187H65V185H64ZM72 187H73V186H72ZM72 187H70V188H68V189H71ZM82 187H83V186H82ZM84 187H85V186H84ZM86 187H85V188H86ZM97 187H98V186H97ZM124 187H125V186H124ZM126 187H127V185H126ZM204 187H205V186H204ZM11 188H12V186H11ZM29 188H30V187H29ZM43 188H44V184H43ZM74 188H75V187H74ZM77 188H78V190H79V187H78V186H77ZM77 188L74 189V191H73L74 193H75V191H76V194L73 195V193H72V195L70 196L69 194H71V193H69V194H68V195H69L68 197H70V198L72 199L73 197H75V195L78 196V195H77V193H78V192H77V191H78ZM90 188H88L87 190H89ZM102 188H103V187H102ZM102 188H98V189L103 190ZM105 188H106V187H105ZM109 188H110V187H109ZM111 188H113V187H111ZM116 188H114V189H116ZM122 188H123V187H122ZM131 188H133V187H131ZM7 189H9V188H7ZM27 189H28V190H27ZM47 189L45 188V190H46V193H45V194H46V195H45V194H44V195L48 197V196H50L51 194H53L54 191H52V190L49 191V190H47ZM82 189H84V188H81V187H80V191H81ZM92 189H93V190H89V192L91 191V195H92V197H93L92 191H94V188H92ZM95 189H96V187H95ZM98 189H96L95 192H97V193L100 194L101 191L98 190ZM114 189H112V190H114ZM129 189H130V188H128V189L126 188V190H125V189H124V190L127 191V190H129ZM133 189H134V188H133ZM200 189H201V188H200ZM215 189H216V188H215ZM18 190H19L20 192H18ZM32 190H33V189H32V187H31V191H32ZM40 190L38 191V188H37L38 193H40ZM58 190H59V188H58ZM105 190H106V189H105ZM107 190H108V189H107ZM117 190H118V189H117ZM121 190L123 191V189H121ZM209 190H210V189H209ZM216 190H217V189H216ZM0 191H3V190H0ZM5 191H8V190H5ZM10 191H13V188H12V190H10ZM47 191H49L50 193L47 192ZM59 191H61V189H60ZM64 191H65V192L68 191L67 188H64V189L62 188V191H61L62 194H61V192L58 193V195H59L58 197H60V198H59V199H56V200H55V201H56L55 203H57V202H61V200H62V199H61V198H62L61 195H63V194L65 195ZM110 191H111V190H110ZM115 191H116V190H115ZM115 191H114V192H115ZM202 191H203V190H202ZM212 191H213V190H212ZM29 192H30V193H29ZM51 192H52V193H51ZM55 192H58L57 189H56ZM69 192H71V191H69ZM82 192H83L84 195H83L82 193H80V192H79V193H80L79 195H80V196L83 195V198H84V197L86 196V195H85L86 190H85V192H84V190H83ZM87 192H88V191H87ZM105 192H106V191H105ZM114 192H113V193H114ZM119 192H121V191H120V187H119ZM129 192H130V191H129ZM0 193H2V192H0ZM13 193H14V192H13ZM13 193H12V192L9 193V191H8V194H13ZM24 193H23V194H24ZM33 193H34V192L32 191L31 194H33ZM35 193H36V191H35ZM35 193H34V194H35ZM48 193H49L50 195H47ZM66 193H67V192H66ZM97 193H96V194H97ZM106 193H107V192H106ZM121 193H122V192H121ZM123 193H124V192H123ZM123 193H122V194H123ZM133 193H134V192H133ZM135 193H136V192H135ZM142 193H143V192H142ZM204 193H205V192H203V194H204ZM8 194H6V196H8ZM31 194H30L29 197H31ZM41 194H42V193H40L39 195H41ZM60 194H61V195H60ZM88 194H89V193H88ZM96 194H94V195H96ZM99 194H98V196H99ZM108 194L110 195V192H109V191H108ZM127 194H128V193L126 192V196H125V195H120V193H119L120 197L122 196V199H124V198H123L124 196L127 197ZM147 194H148V193H147ZM0 195H1V197L3 196L2 194H0ZM16 195H15V196H16ZM21 195H22V194H21ZM36 195H38V194H36ZM36 195H35V198H34V196H33V199H36V201H37V200H38L37 198H38L39 195H38L37 197H36ZM53 195H55V196L57 197V195H56L55 193H54ZM64 195H63V197L66 199L67 197L64 196ZM66 195H67V194H66ZM89 195H90V194H89ZM91 195H90V196H91ZM100 195H101V194H100ZM102 195H104L105 198H107V194H106V195H105V194H102ZM109 195H108V196H109ZM114 195H115V194H114ZM116 195L119 197L118 192H117ZM136 195H137V194H136ZM212 195H213V194H211V192H210V193L207 192L206 195H205V197H204V199H203V201H201V202L198 203V205H197V207H196V210H197V211L199 210V211H198L197 214H199L200 211H201L202 214H203V212H204V213L207 212L208 207H209V206H208V203H209L208 199H209L210 196H212ZM216 195H217V194H216ZM4 196H5V194H4ZM12 196H13V195H12ZM15 196H14V197H15ZM42 196H43V195H42ZM45 196H43V197L45 198ZM110 196H111V195H110ZM110 196H109V197H110ZM112 196H113V195H112ZM129 196H130V195H129ZM132 196H133V195H132ZM134 196H135V195H134ZM134 196H133V197H134ZM8 197H11V196H8ZM8 197H5V198L8 199ZM14 197H13L12 200L15 199ZM20 197H21V196H20ZM22 197H23V196H22ZM22 197H21L20 200L22 201V199H23V201L21 202V205H20V203H19L20 206H23L24 202H25L26 200H29V199H30V198L27 199V198H22ZM50 197H52V195H51ZM56 197H55V198H56ZM58 197H57V198H58ZM95 197H96V196H95ZM95 197H94V198H95ZM100 197H101V196H100ZM120 197H119V199H120ZM135 197H137V196H135ZM220 197H219V198H220ZM2 198H4V197H2ZM17 198H18V197H17ZM17 198H16V199H17ZM31 198H32V197H31ZM44 198H43V200H44ZM70 198H67V199H70ZM97 198H98V197H97ZM97 198H96V199H97ZM101 198H102V197H101ZM103 198H104V197H103ZM138 198H139V197H138ZM145 198H146V197H145ZM198 198H199V197H198ZM211 198H212V197H211ZM219 198H218V199H219ZM0 199H1V198H0ZM7 199H6V200H7ZM9 199H10V198H9ZM25 199H26V200H25ZM33 199L29 200L28 202L31 203L32 201H34ZM40 199H42L41 196L39 197V200H40ZM46 199H47V198H46ZM52 199L54 200V197H52ZM65 199H63V200H65ZM71 199H70V203H71ZM77 199H78V197H77ZM81 199H82V196H81V198H80L79 200L81 201ZM96 199H95V200H96ZM110 199H111V197H110ZM115 199L118 200L117 197H114V200H115ZM122 199H121V200H122ZM128 199H129V198H128ZM134 199H135V198H134ZM192 199H193V198H192ZM221 199H220V200H221ZM6 200H5V201L3 200V201L6 203ZM17 200H18V199H17ZM24 200H25V201H24ZM53 200H52V202H54ZM57 200H59V201H57ZM63 200H62V201H63ZM72 200H73V201H72V204H70V205H71L72 208H73L74 199H72ZM105 200H106V199H105ZM112 200H113V198H112ZM112 200H111V201H112ZM114 200H113V201H114ZM126 200H127V198H126ZM189 200H190V199H189ZM189 200H188V201H189ZM198 200H199V199H198ZM201 200H202V199H201ZM209 200H210V199H209ZM1 201H2V200H1ZM1 201H0V202H1ZM44 201H45V200H44ZM44 201H42V202H44ZM49 201H50V198H48V204L51 205V207H52V204L54 205L55 203H51V204H50ZM67 201L69 202V200H67ZM67 201H65L66 204H67ZM80 201H77V202H78V203H82V201H81V202H80ZM101 201H103V200H101ZM108 201H109V198H108ZM108 201H107V203H108ZM113 201H112V202H113ZM119 201H120V200H119ZM19 202H20V201H19ZM37 202H39V201H37ZM42 202H41V203H42ZM46 202H47V200H46L44 203H46ZM75 202H76V200H75ZM84 202H86V201H84ZM84 202H83V203H84ZM104 202H105V201H104ZM112 202H111V204H113ZM114 202H115V201H114ZM120 202H121V201H120ZM141 202H142V201H141ZM195 202H197V201H195ZM8 203H9V202H7L6 205H7ZM13 203H15V202L13 201ZM13 203H12V204H13ZM33 203H34V202H33ZM61 203H62V202H61ZM61 203H59V204H61ZM97 203H98V201H97ZM116 203H117V202H115V204H116ZM124 203H125V200H124ZM130 203H131V201H130ZM134 203H136V202H134ZM151 203H152V202H151ZM0 204H2V203H0ZM10 204H11V203H10ZM10 204H9V205H10ZM12 204H11V205H12ZM16 204H17V203H16ZM25 204H26V205L28 204L27 201L25 202ZM25 204H24V207H25ZM39 204H40V203H39ZM39 204H38V205H39ZM75 204H77V203H74V205H75ZM127 204H128V203H127ZM137 204H138V203H137ZM137 204H136V205H137ZM148 204H149V203H148ZM152 204H153V203H152ZM194 204H195V203H194ZM210 204H211V202H210ZM210 204H209V205H210ZM11 205H10V206H11ZM31 205H32V204H31ZM34 205H35V204H34ZM36 205H37V204H36ZM41 205H43V204H41ZM41 205H40V207H41ZM49 205H48V206H49ZM55 205H57V204H55ZM63 205H64V204H63ZM79 205H80V204H79ZM79 205H78V206H79ZM82 205H83V204H82ZM113 205H114V204H113ZM117 205H119V203H118ZM125 205H126V204H125ZM141 205H142V204H141ZM143 205H144V204H143ZM155 205H156V204H155ZM185 205H186V204H185ZM2 206L4 207L5 204L2 205ZM13 206H14V205H13ZM17 206H18V205H16V208H20V207H17ZM28 206H29V204H28ZM48 206H46V208H45L46 211H45V209H44L45 212L48 211V210H47V209H49ZM61 206H62V204H61ZM61 206L59 207V210H58V208L55 209L56 212H57V210H58L57 213H58L60 216H62V214H60L62 211L65 212L64 214H67V212L69 211V210L67 211V208H66L65 211L61 209L62 211L59 213L60 208H62ZM64 206H65V205H64ZM86 206H87V205H86ZM98 206H99V204H98ZM153 206H154V205H153ZM157 206H158V205H157ZM189 206L192 208L191 205H189ZM189 206H188V207H189ZM195 206H196V205H195ZM14 207H15V206H14ZM24 207H23V208H24ZM29 207H30V206H29ZM32 207H33V206H32ZM36 207H37V206H35V208H36ZM47 207H48V208H47ZM56 207H57V206H56ZM65 207H66V206H65ZM74 207H75V206H74ZM84 207H85V205H84ZM87 207H88V206H87ZM101 207H104V206H101ZM101 207H100V208H101ZM108 207H109V206H108ZM130 207H132V206H130ZM136 207H138V206H136ZM147 207H149V206H147ZM155 207H156V206H155ZM159 207H160V206H158V208H159ZM182 207H183V206H182ZM4 208L6 209L7 207H4ZM9 208H10V210H11V208H13V207H8L7 210H9ZM33 208H34V207H33ZM38 208H39V207H38ZM63 208H64V207H63ZM89 208H90V207H89ZM94 208H95V207H94ZM104 208H105V207H104ZM119 208H121V207H119ZM143 208H144V207H143ZM145 208H146V207H145ZM150 208H151V205H150ZM158 208H156L155 211L158 210ZM209 208H211V207H209ZM218 208H220V207L218 206ZM218 208H217V210H218ZM0 209L2 210L3 208H1V206H0ZM30 209H31V207H30ZM30 209H29V210H30ZM41 209H42V208H41ZM41 209H40V210H41ZM50 209H51V208H50ZM53 209H54V206H53V208H52L51 210H53ZM64 209H65V208H64ZM68 209H69V206H68ZM73 209H74V208H73ZM76 209H77V208H76ZM84 209H85V208H84ZM115 209H116V208H115ZM117 209H118V208H117ZM117 209H116V210H117ZM124 209H125V208H124ZM136 209H137V208H136ZM140 209H141V208H140ZM153 209H154V208H153ZM159 209H160V208H159ZM161 209H162V208H161ZM183 209L185 210L186 208H183ZM224 209H223V211H224ZM3 210H4V209H3ZM18 210H19V209H18ZM34 210H35V209H34ZM40 210H39V211H40ZM79 210H80V208H79ZM90 210H91V209H90ZM106 210H107V209H106ZM111 210H112V209H111ZM126 210H127V209H126ZM129 210H130V209H129ZM131 210H132V208H131ZM145 210H147V209H145ZM149 210H150V209H148V211H149ZM187 210H189V209H187ZM187 210H185V212H182L183 215L186 214ZM192 210H193V208H192ZM215 210H216V209H215ZM215 210H214V211H215ZM4 211H5V210H4ZM13 211H14V210H13ZM16 211H17V210H16ZM25 211H28V209L25 210ZM30 211H31V210H30ZM30 211H28V212H30ZM36 211H37V210H36ZM42 211H43V210H42ZM42 211H40V212H42ZM53 211H54V210H53ZM66 211H67V212H66ZM98 211H100V210H98ZM104 211H105V210H104ZM132 211H133V210H132ZM150 211H151V210H150ZM152 211H153V210H152ZM152 211H151V212H152ZM159 211H160V210H159ZM161 211H162V210H161ZM161 211H160V212H161ZM181 211H182V210H181ZM190 211H191V210H190ZM190 211H189V212H190ZM208 211L211 212L212 210H208ZM228 211H229V210H228ZM2 212H3V211H2ZM5 212H7V214H8V211H5ZM14 212H15V211H14ZM19 212H20V210H19ZM28 212H27V214H28ZM49 212H50V210L48 211V213H49ZM54 212H55V211H54ZM54 212H53V213H54ZM74 212H75V211H74ZM84 212H85V211H84ZM90 212H91V211H90ZM92 212H93V211H92ZM108 212H110V211H108ZM112 212H115V210H113ZM118 212H119V211H118ZM118 212H116V213H118ZM136 212H137V211H136ZM179 212H180V211H179ZM179 212H178V213H179ZM217 212H218V211H217ZM230 212H231V211H230ZM232 212H233V211H232ZM232 212H231V213H232ZM32 213H33V210H32V212L29 213V214H32ZM38 213H39V212H38ZM43 213H44V212H43ZM48 213L46 214L47 216L50 215V214H48ZM50 213H51V212H50ZM68 213H70V212H68ZM80 213H81V212H80ZM88 213H89V212H88ZM102 213H103V212H102ZM122 213H123V212H122ZM127 213H128V211H127ZM131 213H132V212H131ZM134 213H135V211H134ZM141 213L143 214V212H141ZM157 213H159V212H157ZM184 213H185V214H184ZM192 213H193V212H192ZM207 213H208V212H207ZM213 213H214V212H213ZM0 214H2L1 211H0ZM9 214H11V213L9 212ZM9 214H8L7 216H11V215H9ZM16 214H17V212H16ZM16 214H15V215H16ZM27 214H26V216H27ZM33 214H34V213H33ZM35 214H36V213H35ZM40 214H42V213H40ZM58 214H57V215H58ZM70 214H71V213H70ZM89 214H90V213H89ZM94 214H96V213H94ZM98 214H99V213H98ZM100 214H101V213H100ZM135 214H136V213H135ZM147 214H148V213H147ZM189 214H191V212H190ZM216 214H217V213H216ZM216 214L214 213V215H216ZM219 214H221V212H220ZM225 214H228V212L225 213ZM233 214H234V213H233ZM3 215H6V214L4 213ZM13 215H14V214H13ZM15 215H14V216H15ZM36 215H38V214H36ZM44 215H45V213H44ZM51 215H52V213H51ZM71 215H72V214H71ZM74 215H75V214H74ZM87 215H88V214H87ZM87 215H84V217L87 216ZM90 215H91V214H90ZM90 215H89L88 217H90ZM131 215H132V214H131ZM151 215H152V214H151ZM154 215H155V214H154ZM158 215H159V214H158ZM183 215H182V216H183ZM192 215H193V214H192ZM199 215H200V214H199ZM206 215H207V214H206ZM208 215H210L209 218H211V216H212L213 214L211 215L210 213H208ZM7 216H5V217L7 218ZM20 216H21V217H20ZM26 216H24V217H26ZM54 216H55V215H54ZM54 216H53V217H54ZM60 216H59V219H60ZM69 216H70V215H68V217H69ZM77 216H78V218H79V215H78V214H76L74 217H73V215H72L70 218L73 217V219H74L75 217L77 218ZM100 216H101V215H100ZM100 216H99V217H100ZM103 216H104V215H103ZM217 216H218V214L216 215V217H217ZM219 216L221 217V215H219ZM219 216H218V219H219ZM225 216H226V215H225ZM229 216H234V215L231 214V215H229ZM5 217H4V218H5ZM19 217L22 219V215H19ZM24 217H23V218H24ZM27 217L29 218V217H32V216L28 215ZM43 217H44V216H43ZM43 217H42V219H43L44 222H45L46 219L49 218L50 216L47 217V218L45 217V219H44ZM64 217H65V216H64ZM64 217H62V218H64ZM88 217H87V218H88ZM99 217H98V218H99ZM101 217H102V216H101ZM110 217H112V216H110ZM154 217H155V216H154ZM157 217H158V216H157ZM160 217H161V214H160ZM178 217L181 218V216H180L179 214H178ZM190 217L192 218V216H190ZM202 217H203V216H202ZM223 217H224V216H223ZM223 217H221V219H220L221 221H223V220H222ZM0 218H2V217L0 216ZM9 218L14 220V218H11V217H9ZM35 218H36V216H35ZM55 218H56V217H54V219H55ZM62 218H61V220H62ZM82 218H83V217H82ZM85 218H86V217H85ZM85 218H84V219H85ZM87 218H86L85 220H87ZM103 218H104V217H103ZM107 218H108V217H107ZM114 218H116V215H115ZM182 218H184V216H183ZM182 218H181V220H182ZM185 218H186V217H185ZM187 218H188V215H187ZM187 218H186V219H187ZM204 218H205V217H204ZM209 218H208V220H210ZM212 218H213V217H212ZM10 219H8V222H7V219H6L5 222H3L2 219L0 220V264H5V263L7 264V262H11V264H31V263H30L31 261H29V259L31 260V257H30V256H31V254L34 253L33 248H31V247H25V246H29V245H30V243L27 245L28 240H26L27 242H24V243H26L25 246L22 245V244H23V243H22V240H23V239H26V238H24V237H27V234H25L26 232H25L24 230L19 231L20 229H19L18 227H17L18 229L16 228V224H17V223L15 224L16 221L13 223V220L11 221ZM25 219H26V218H25ZM31 219H32V218H31ZM33 219H34V217H33ZM59 219H58V220H59ZM90 219H91V220H94V221L96 220V218L94 219L92 216L90 217ZM99 219H101V218H99ZM117 219H118V218H117ZM119 219H120V218H119ZM150 219H151V218H150ZM156 219H157V218H156ZM194 219H195V218H194ZM197 219H198V218H197ZM199 219H200V218H199ZM201 219H203V218H201ZM201 219H200V221H201ZM205 219H206V218H205ZM227 219H229V217H228ZM230 219H231V218H230ZM3 220H4V219H3ZM9 220L11 221V223H10ZM15 220H16V218H15ZM18 220H19V218H18ZM22 220H23V219H22ZM22 220H21V221H22ZM34 220H35V219H34ZM47 220H48V219H47ZM64 220H65V219H64ZM68 220H69V219H68ZM71 220H72V219H71ZM85 220H82V222H85ZM88 220H89V219H88ZM101 220H102V219H101ZM101 220H100V221H101ZM107 220H108V219H107ZM111 220H112V218H111ZM133 220H134V219H133ZM183 220H184V219H183ZM213 220H214V218H213ZM216 220H217V218H216ZM220 220H218L216 223H219ZM233 220H235V219L233 218ZM35 221H37V218H36ZM40 221H41V219L39 218V221H38V222H40ZM48 221H49V220H48ZM48 221H47V225H48V227H49L50 224H48ZM59 221H60V220H59ZM65 221H67V220H65ZM73 221H74V220H73ZM78 221H80V219H79ZM112 221H113V220H112ZM116 221H117V220H116ZM147 221H148V220H147ZM188 221H189V220H188ZM203 221H204V219H203ZM203 221H202V222H203ZM214 221H215V220H214ZM221 221H220V225H219V224H217V225L220 226V229H219L220 232H225V231H224L225 229H224V228H223L224 230L222 229L223 226L225 227V225H223V224H225V223H224L225 220H224L223 222H221ZM1 222H3V223H1ZM29 222H30V219H29L28 224H27V230H28V231L25 229V230L27 231V233H28V236H29V234H30L34 229H36V228L38 229V228L40 227L39 225H40V223H41V222H40L39 225H36V228H33V227H34V225H33L34 222L32 221L33 223H30V224L32 225V227L29 226V228H31L32 230H29V228H28V225H30ZM42 222H43V221H42ZM49 222H50V221H49ZM55 222H56V221H55ZM55 222H54L53 219H52V223H53V224H52L51 226H54V230H56V229H55V228H56L55 225H59V224H55ZM57 222H58V221H57ZM75 222H76V219H75ZM80 222H81V221H80ZM82 222H81V223H82ZM89 222H90V221H89ZM91 222H93V221H91ZM91 222H90V223H91ZM102 222H104V221H102ZM102 222H101V223H102ZM180 222H181V221H180ZM183 222H184V221H183ZM196 222H197V220H196ZM204 222H205V223H204ZM204 222H203V223H204L205 225H207V224H206V221H204ZM211 222H212V221H211ZM12 223H13V225H15V228L13 227ZM26 223H27V220H26ZM35 223L38 224L37 222H35ZM61 223H62V222H61ZM73 223H74V222H72V225H73ZM101 223H100V224H101ZM110 223H111V222H110ZM193 223H195V222H193ZM203 223H202V225H203ZM212 223H213V222H212ZM221 223H223V224H221ZM234 223H236V222H234ZM19 224H20V220H19V222H18V225H19ZM22 224L24 225L25 223L22 222L20 225L22 226ZM45 224H46V222H45ZM62 224H63V223H62ZM66 224H67V223H66ZM68 224H69V223H68ZM68 224H67V225H68ZM78 224H79V223H78ZM102 224H103V223H102ZM117 224H118V223H117ZM143 224H145V223H143ZM148 224H149V222H148ZM181 224H182V223H181ZM200 224H201V223H200ZM232 224H233V222H232ZM243 224H242V225H243ZM43 225H44V223H43ZM47 225H46V226H47ZM60 225H61V224H60ZM60 225H59V226H60ZM80 225H81V224H80ZM80 225H79V226H80ZM87 225H88V224H87ZM89 225H91V224H89ZM105 225H106V224H105ZM110 225H111V224H110ZM205 225H204V226H205ZM208 225H210V224H208ZM215 225H216V224H214V225H212V226H215ZM217 225H216V227H218ZM221 225H223V226L221 227ZM229 225H230V224H229ZM233 225L235 226L236 224H233ZM21 226H19V227H21ZM37 226H38V227H37ZM41 226H42V224H41ZM44 226H45V225H44ZM46 226H45V228H42V229H45V231H46ZM69 226H70V225H69ZM69 226H68V227H69ZM76 226H78V225H76ZM76 226H75V227H76ZM79 226H78V227H79ZM83 226H84V225H82L81 227H83ZM135 226H136V225H135ZM147 226H148V225H147ZM161 226H162V225H161ZM167 226H168V224H167ZM247 226H248V225H247ZM247 226H245V227H247ZM22 227H23V226H22ZM25 227H26V226H25ZM25 227H24V228H25ZM42 227H43V226H42ZM57 227H58V226H57ZM72 227H73V226H72ZM75 227H74V228H75ZM92 227H93V225H92ZM110 227H111V226H110ZM116 227H118V226H116ZM130 227H131V226H130ZM226 227H227V228H226ZM226 227H225L226 229H228V227L230 228V226H226ZM231 227H232V226H231ZM240 227H241V226H240ZM24 228H22V229H24ZM50 228H51V230H52V227H50ZM50 228H47V230L50 229ZM58 228H59V227H58ZM65 228H67V227H65ZM107 228H109V227H107ZM120 228H121V227H120ZM128 228H129V227H128ZM135 228H137V227H135ZM165 228H166V227H165ZM212 228H213V227H212ZM243 228H244V227H243ZM247 228H248V227H247ZM39 229L42 231L41 228H39ZM59 229H61V227H60ZM59 229H58V230H59ZM78 229L81 230L82 228L79 227V228H77V230H78ZM84 229H86V228L84 227ZM89 229H90V227H89ZM93 229H94V228H93ZM99 229H100V228H99ZM126 229H127V227H126ZM191 229H192V227H191ZM205 229H208V230H209V229H211V227H210V226H207V227H205ZM216 229H218V228H214V230H216ZM231 229H232V228H231ZM239 229H240V228H239ZM244 229H246V228H244ZM40 230H39V232H40ZM62 230H65V229H62ZM66 230H70V233H71V228H70V229L68 228V229H66ZM66 230H65V233L67 232ZM75 230H76V229H75ZM75 230H74V231H75ZM77 230H76V234H77L78 232H79V233H80V232L82 233V232L84 231V230H83V231H77ZM96 230H97V229H96ZM106 230H107V229H106ZM112 230H113V229H112ZM138 230H139V229H138ZM162 230H163V229H162ZM166 230H167V229H166ZM196 230H197V229H195V231H194V230H193V231L196 232ZM211 230H212V229H211ZM222 230H223V231H222ZM234 230H235V228H234ZM234 230H232V231H234ZM242 230H243V229L238 230V231H242ZM249 230H251V229L249 228ZM23 231H24V232H23ZM29 231H31V232L29 233ZM36 231H37V230H36ZM89 231H90V230H89ZM91 231H92V230H91ZM101 231H102V230H101ZM108 231H109V230H108ZM129 231H130V230H129ZM141 231H142V230H141ZM167 231H169V230H167ZM235 231H236V230H235ZM244 231H246V230H244ZM34 232H35V231H33V232L31 233V237H32V238H29V237H28L29 241H30V239H32V241H30L31 243L34 241L32 245H34L35 241L37 240V239H36V240H33V238H34V237H33ZM42 232H44V231H42ZM47 232H48V231H47ZM49 232H50V230H49ZM49 232H48V234H49ZM55 232H57V231H55ZM72 232H73V231H72ZM84 232H85V231H84ZM93 232H94V233H93L91 236L94 237L95 230H94ZM124 232H126V231H124ZM164 232L166 233V231H164ZM209 232H210V230H209ZM216 232H217V231H216ZM220 232H219V233H220ZM253 232H250V233L253 234ZM35 233H36V232H35ZM50 233H51V232H50ZM52 233H53V231H52ZM62 233H63V232H62ZM62 233H59V232L54 233L52 237H53L56 241H57V240H60V239H61V241H63L62 239H64V238H62V237H63ZM70 233H69V236L71 235ZM79 233L76 235L75 232H74L73 234L75 235V237H78V238H79V236H80ZM90 233H91V232H90ZM99 233H100V231H99ZM119 233H120V232H119ZM119 233H118V234H119ZM128 233H130V232H128ZM161 233H162V232H161ZM192 233H193V232H192ZM214 233H215V231H214ZM219 233H218V234H219ZM237 233H238V232H236V234H237ZM242 233H243V232H240V234H239V233H238V234L241 236ZM245 233L248 234V231L245 232ZM260 233H261V232H260ZM40 234H42V233H39V234L36 233V235H40ZM43 234H44V233H43ZM67 234H68V233H67ZM73 234H72L71 236H73ZM97 234H98V233H97ZM110 234H111V233H110ZM116 234H117V232H116ZM120 234H121V233H120ZM145 234H146V232H145ZM190 234H191V233H190ZM201 234L203 235V232H202ZM207 234H208V233H207ZM210 234H212V233L210 232ZM215 234H217V233H215ZM215 234H214V235H215ZM218 234H217V235H218ZM230 234H231V233H228V234H227V232H226V235H228V238L231 239V237H230L231 235H230ZM232 234H233V233H232ZM238 234H237V235H238ZM246 234H245V235L243 234V235L241 236V238H242L243 236H244V237L247 236ZM252 234H251V235H252ZM25 235H26V236H25ZM34 235H35V234H34ZM44 235H45V236H44V239H45V237H47V236H46V234H44ZM51 235H52V234H51ZM83 235H88V234H83ZM100 235H102V234L100 233ZM100 235H99V236H100ZM106 235H107V234H106ZM106 235H105V241H106V240L109 241V240H108L109 238L106 239ZM121 235H123V234H121ZM121 235H119V236L121 237ZM146 235H147V234H146ZM148 235H149V234H148ZM151 235H152V234H151ZM154 235H155V234H154ZM161 235H164V233L161 234ZM166 235H167V234H166ZM221 235H223V233H222ZM226 235H225V237L227 238ZM229 235H230V236H229ZM234 235H235V232H234ZM234 235H233V236H234ZM239 235H238V236L235 235L236 237L234 236V240H235V238H236V240H237V237H239ZM254 235H255V234H254ZM260 235H263V234L261 233ZM48 236H50V235H48ZM112 236H113V235H112ZM119 236H118V237L116 236V237L119 238ZM124 236H125V235H124ZM124 236H122V237L124 238ZM129 236H130V235H129ZM129 236H128V237H129ZM155 236H156V235H155ZM192 236H193V235H192ZM258 236H259V235H258ZM38 237H39V236H38ZM52 237H50V238H52ZM64 237H65V235H64ZM81 237H82V236H81ZM89 237H90V236H89ZM108 237H109V236H108ZM130 237H131V236H130ZM145 237H146V236H145ZM195 237H196V234H195ZM197 237H198V236H197ZM222 237H223V236H222ZM244 237H243V238H244ZM247 237H248V236H247ZM247 237H246V238H247ZM254 237H255V236H254ZM254 237H252V239H251V242H252V243H253V241H254V240H253ZM35 238H36V237H35ZM78 238H77V239H78ZM82 238H83V237H82ZM85 238L87 239L88 237L86 236V237H84V239H85ZM96 238H98L97 235H96ZM113 238H114V237H113ZM113 238H112V239H113ZM152 238H153V237H152ZM188 238H189V237H188ZM223 238H224V237H223ZM226 238H225V239H226ZM241 238H240V240H241ZM250 238H251V237H250ZM259 238L261 239V237H259ZM47 239L49 240V237H48ZM65 239H66V237H65ZM65 239H64V240H65ZM73 239H74V238H73ZM86 239H85V241H88V240H89V239H88V240H86ZM110 239H111V238H110ZM120 239H122V238H119V241H118V242L121 241ZM130 239H131V238H130ZM150 239H151V238H150ZM150 239H149V240H150ZM155 239H156V238H155ZM190 239H191V238H190ZM248 239H249V238H248ZM248 239H244V240L248 241ZM257 239H258V238L255 239V242H257V243L260 242V239H259V241H257ZM52 240H53V239H52ZM66 240H67V239H66ZM66 240H65V241H66ZM69 240H70V239H69ZM71 240H72V239H71ZM79 240H81V239H79ZM82 240H83V239H82ZM82 240L79 241V242H82ZM97 240H98V239H97ZM116 240H117V239H116ZM134 240H136V238H135ZM191 240H192V239H191ZM193 240H194V239H193ZM222 240L224 241V239H222ZM222 240H221L220 242H222ZM227 240H229V239H226V242H227ZM232 240H233V237H232ZM234 240H233V241H234ZM236 240H235V241H236ZM252 240H253V241H252ZM262 240H263V238H262ZM262 240H261V241H262ZM23 241H24V240H23ZM50 241H51V240H50ZM53 241H54V240H53ZM65 241H63V242H65ZM67 241H68V240H67ZM85 241H84V242H85ZM92 241H93V240H92ZM98 241H99V240H98ZM103 241H104V239H103ZM110 241H111V240H110ZM110 241H109V242H110ZM122 241H124V240H122ZM130 241H131V240H130ZM140 241H142V240H140ZM151 241H152V240H151ZM151 241H149V242L151 243ZM158 241H159V240H158ZM158 241H156V242H158ZM162 241H163V240H162ZM233 241L230 240L228 243L233 242ZM246 241H244V243H246ZM263 241H264V240H263ZM263 241L261 242V244L263 243ZM19 242L22 243V244L19 245ZM37 242H38V241H37ZM47 242H48V241H47ZM71 242H72V241H71ZM71 242H70V243H71ZM74 242H75V240H74ZM74 242L71 243V244H69V242H68L69 245L66 244L67 246H65V250H68L69 252H70V250H73V252H74V250H76V249L74 248V246H75V243H74ZM111 242H112V241H111ZM114 242H115V240H114ZM124 242H125V241H124ZM124 242H123V243H124ZM133 242H134V241H133ZM145 242H146V241H145ZM149 242H148V243H149ZM153 242H154V241H153ZM163 242H164V241H163ZM220 242H219V243H220ZM239 242H241V241H239ZM43 243H44V242H43ZM54 243H55V241H54ZM66 243H67V242H66ZM77 243H78V240H77ZM88 243H90V242H88ZM88 243H87V244H88ZM93 243H94V242H93ZM93 243H92V244H93ZM98 243H100V242H98ZM116 243H117V241H116ZM116 243H113V244H116ZM134 243H135V242H134ZM150 243H149V244H150ZM222 243H223V242H222ZM224 243H225V241H224ZM237 243H238V240H237ZM244 243H243V244H244ZM248 243L250 244V241H248ZM248 243H246V244L249 245ZM257 243H255V244H257ZM36 244H37V243H36ZM36 244H35V246H36ZM39 244H40V243H39ZM46 244H48V243H46ZM51 244H52V243H51ZM59 244H61V243L59 242ZM85 244H86V243H85ZM103 244H105V242H104ZM111 244H112V243H111ZM152 244H153V243H152ZM155 244H156V243H155ZM164 244H165V243H164ZM166 244H167V243H166ZM177 244H178V243H177ZM214 244H215V243H214ZM214 244H213V245H214ZM255 244H254V245H255ZM261 244L258 245V246H256L257 248H256V247H255V248H253V247L250 248V246L252 245V244H251V245L249 246V249H245V250H247V253H246V254H248V258H249V257L253 258V261H252V259H250L251 262H253V264H254L255 262H257V261H258V263H259V262L261 263V262L264 260V251H263L264 249L261 248L262 245H263L264 243H263L262 245H261ZM21 245L23 246L22 248L19 247V246H21ZM44 245H45V244H44ZM55 245H57V242H56ZM63 245H64V244H63ZM83 245H84V244H83ZM83 245H82V246H83ZM89 245H90V244H89ZM94 245H96V243H95ZM116 245H117V244H116ZM116 245H115V248H119V247H116ZM120 245H123V244H120ZM137 245H138V243H137ZM156 245H157V244H156ZM158 245H159V244H158ZM160 245H161V244H160ZM178 245H179V244H178ZM217 245H220V244H217ZM221 245L223 246L224 244H221ZM226 245H227V244H225L224 247H225ZM231 245H232V244H231ZM234 245H235V243H234ZM237 245H238V244H237ZM35 246H34V248H36L38 245H37L36 247H35ZM39 246H40V245H39ZM41 246H42V245H41ZM45 246H46V245H45ZM78 246H79V245H78ZM85 246H86V245H85ZM96 246L99 247V248H98V249H99L98 252L96 251V252L99 253V254H101V250H100V249L103 250V249H106L105 247H107V245H106L105 247H103L102 244H101V247H100L99 245H96ZM112 246L114 247V245H112ZM118 246H119V245H118ZM125 246H127V245H125ZM125 246H123V247H125ZM140 246H141V244H140ZM162 246H163V245H162ZM172 246H173V245H172ZM179 246H180V245H179ZM241 246H242V245L240 244V246H238V247L241 248ZM260 246H261V247H260ZM43 247H44V246H43ZM58 247H59V250H60V249L62 248V245H61V247H60V246H58ZM83 247H84V246H83ZM92 247H93V246H92ZM94 247H95V246H94ZM113 247H111V250H113V249H112ZM120 247H122V246H120ZM144 247H145V246H144ZM146 247H147V246H146ZM163 247H164V246H163ZM163 247H162V248H163ZM176 247H177V246H176ZM176 247H174V248H176ZM210 247H211V245H210ZM233 247H236V245L233 246ZM233 247L231 246L230 248H233ZM242 247L245 248V246H242ZM44 248L47 249V247H44ZM44 248H43V249H44ZM49 248H50V247H49ZM49 248H48V249H49ZM76 248H77V247H76ZM85 248H89V249H90L91 247H85ZM95 248H97V247H95ZM125 248H126V247H125ZM154 248H155V247H154ZM164 248H165V247H164ZM216 248H217V246H216ZM226 248H227V247H226ZM263 248H264V247H263ZM41 249H42V248H41ZM45 249H44L43 251H45ZM52 249H53V245H52ZM52 249H51V250H52ZM54 249H57V247H54ZM62 249H64V247H63ZM79 249L82 251L81 247H79ZM92 249H93V248H92ZM92 249H91V250H92ZM119 249H120V248H119ZM130 249H131V248H130ZM144 249H146V248H144ZM144 249H143V251H144ZM159 249H160V248H159ZM217 249H218V248H217ZM220 249H221V248H220ZM222 249H223V248H222ZM35 250H36V249H35ZM49 250H50V249H49ZM49 250H48V251H49ZM59 250L57 251L58 253L61 252V250H60V251H59ZM84 250H85V249H84ZM86 250H87V249H86ZM93 250H94V249H93ZM114 250H115V249H114ZM114 250H113V251H114ZM123 250H124V249H123ZM123 250H122V251H123ZM137 250H138V249H137ZM161 250H162V249H161ZM212 250H213V249H212ZM224 250H226V249H224ZM224 250H222V252H224ZM234 250H235V249L233 248V251H234ZM239 250H240V249H239ZM37 251H38V253H39V251L43 252L42 250H37ZM37 251H36V252H37ZM52 251H53V250H52ZM99 251H100V252H99ZM103 251H104V250H103ZM103 251H102V254L107 253V256H106V255H103V258H102V257H100L99 255H97V253H96L95 250H94V252H95L96 254H91V252H90V255L86 256L84 260H85V261H95V262H96V261H100L101 258L104 259V260H106L104 257L106 256V258H107V257L109 258L108 254H110V253H108V251H109L108 249L106 250L107 252H106V251L103 252ZM115 251H116V250H115ZM120 251H121V250H120ZM122 251H121V252H122ZM127 251H128V250H127ZM143 251H142V252H143ZM162 251H163V250H162ZM182 251H184V250H182ZM226 251H227V250H226ZM237 251H238V250H237ZM49 252H51V251H49ZM55 252H56V251H55ZM57 252H56V253H57ZM69 252H66V251H65V252H63V253H66L67 255H69ZM75 252H76V251H75ZM75 252H74V254H75ZM88 252H89V251H88ZM110 252H111V251H110ZM121 252H119V256H118V257H119V260H120V256L122 255V254L120 255ZM130 252H131V251H130ZM134 252H135V251H134ZM140 252H141V251H140ZM146 252H147V250H146ZM167 252H168V250H167ZM174 252H175V251H174ZM208 252H209V251H208ZM216 252H217V250H216ZM228 252H229V251H228ZM228 252H227V253H228ZM240 252H241V251H240ZM245 252H246V251H245ZM245 252H244V250H243V253H244V254H245ZM44 253H46V251H45ZM58 253H57V254H58ZM63 253L61 252V254H63ZM76 253H77V252H76ZM81 253H82V252H81ZM92 253H93V252H92ZM122 253L124 254V251H123ZM127 253H128V252H127ZM137 253L139 254V252H137ZM151 253H152V252H151ZM164 253H165V252H164ZM170 253H171V252H170ZM177 253H178V252H177ZM186 253H187V252H186ZM212 253H214V252L212 251ZM227 253L225 252V254H224L223 256H225ZM233 253H234V252H233ZM238 253H239V252H238ZM243 253H241V254H243ZM35 254L37 255V253H35ZM41 254L44 255L43 253H41ZM57 254H56V255H57ZM66 254H64V256H66ZM70 254H72V253H70ZM130 254H131V253H130ZM134 254H135V253H134ZM145 254H147V253H145ZM148 254H150V253H148ZM152 254H154V253H152ZM160 254H161V253H160ZM160 254L157 255V254L155 253L154 255L159 256ZM178 254H179V253H178ZM208 254H210V252H209ZM215 254H216V253H215ZM228 254L230 255V252H229ZM228 254H227V255H228ZM29 255H30V256H29ZM36 255H34V257H35ZM42 255H41V256H42ZM46 255H47V254H46ZM77 255H78V253H77ZM84 255H85V251H84ZM112 255H113V254H112ZM140 255H141V254H140ZM154 255H153V256H154ZM167 255H168V254H167ZM167 255H166V256H167ZM169 255H170V254H169ZM172 255H173V254H172ZM174 255H175V254H174ZM179 255H180V254H179ZM179 255H178V257H179ZM216 255H217V254H216ZM220 255H222V254H221V251H220ZM27 256H29L28 259H27ZM41 256L37 255L36 257L39 259V257L41 258ZM54 256H55V255H54ZM57 256H58V255H57ZM78 256H79V255H78ZM110 256H111V255H110ZM115 256H116V255H115ZM146 256H147V255H146ZM160 256H161V255H160ZM162 256H163V255H162ZM166 256H163V257L166 258ZM200 256H201V255H200ZM212 256H213V255H212ZM223 256H222V257H223ZM237 256H238L239 259H240V256H239V255H237ZM34 257H32V258H34ZM62 257H63V256H62ZM70 257H71V256H70ZM81 257H84V256H81ZM127 257H130V256L128 255ZM147 257H148V256H147ZM149 257L151 258V256H149ZM149 257H148V258H149ZM171 257H172V256H171ZM178 257H177V260H178ZM183 257H184V256H183ZM197 257H198V255H197ZM226 257H227V256H226ZM226 257H225V259H226ZM243 257H244V256H242V258H243ZM42 258H43V257H42ZM44 258H45V256H44ZM66 258H67V260L65 259V261H62V262H60L59 264H80V262H79L80 259H79V261H78V258H77V259L74 258V257H73L72 259H71V258L68 259V257H66ZM110 258H111V257H110ZM150 258H149V259H150ZM161 258H162V257H161ZM161 258H160V259H161ZM169 258H170V257H169ZM173 258H174V257H173ZM181 258H182V257H181ZM233 258H234V257H233ZM46 259H47V257H46ZM55 259H56V258H55ZM116 259H117V258H116ZM130 259H131V257H130ZM156 259H157V257L155 258L154 261H156ZM170 259H171V258H170ZM220 259L223 260V258H221V257H220ZM244 259H245V258H244ZM57 260H59V259H57ZM57 260H56V261H57ZM61 260H62V259H61ZM63 260H64V259H63ZM126 260H127V258H125V261H126ZM151 260H152V259H151ZM162 260H163V258H162ZM162 260H161V261H162ZM167 260H168V259H167ZM194 260H195V259H194ZM209 260H212V259H209ZM241 260H242V259H241ZM34 261H35V260H34ZM52 261H54V258H53V260L51 259V262H52ZM85 261H84V263L86 264ZM127 261H128V260H127ZM131 261H132V259H131ZM147 261H148V259H145V264H148ZM152 261H153V260H152ZM158 261H159V259H158ZM168 261H170V260H168ZM168 261H167V262H168ZM178 261H179V260H178ZM200 261H201V260H200ZM242 261H243V260H242ZM242 261H241V262H242ZM248 261H249V259H248ZM82 262H83V258H82ZM102 262H103V261H102ZM108 262H110V261L107 260V263H108ZM163 262H165V261H163ZM208 262H209V261H208ZM220 262H221V261H220ZM227 262H228V261H227ZM227 262H226V263H227ZM231 262H232V261H231ZM241 262H240V263H241ZM243 262H244V261H243ZM245 262H247V261L245 260ZM263 262H264V261H263ZM33 263H34V262H33ZM39 263L41 264L42 262L39 261ZM52 263H53V262H52ZM89 263H90V262H89ZM116 263H117V261H116ZM119 263H120V262H119ZM133 263H134V262H133ZM133 263H132V264H133ZM143 263H144V262H143ZM176 263L178 264V262H176ZM194 263H195V262H194ZM200 263L202 264V262H200ZM210 263H211V262H210ZM228 263H229V262H228ZM236 263H237V261H236ZM258 263H257V264H258ZM35 264H36V263H35ZM44 264H48V261H47V263L45 262ZM49 264H51V263L49 262ZM53 264H54V263H53ZM57 264H58V262H57ZM92 264H94V263H92ZM101 264H102V263H101ZM113 264H114V263H113ZM149 264H151V263L149 262ZM152 264H153V262H152ZM162 264H163V263H162ZM167 264H168V263H167ZM169 264H171V261H170ZM173 264H175V263H173ZM179 264H180V263H179ZM213 264H214V263H213ZM238 264H239V263H238ZM247 264H248V263H247ZM261 264H262V263H261Z\"/></svg>",
  "mask_w": 264,
  "mask_h": 264
}]
</instances>
